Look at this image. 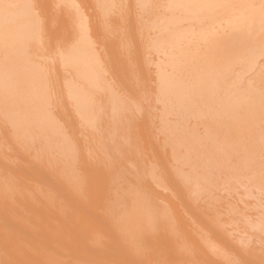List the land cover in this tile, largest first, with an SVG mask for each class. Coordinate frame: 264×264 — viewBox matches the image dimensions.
Listing matches in <instances>:
<instances>
[{
  "label": "bare ground",
  "instance_id": "bare-ground-1",
  "mask_svg": "<svg viewBox=\"0 0 264 264\" xmlns=\"http://www.w3.org/2000/svg\"><path fill=\"white\" fill-rule=\"evenodd\" d=\"M18 1H20V2H18ZM36 2H37V4H38V1L37 0H35ZM35 1H32V2H34L35 3V5H33L32 4V2L30 3V0H12V1H9V0H0V51L2 50L1 48H4V50H2V52H0V53H2V54H0V101H1V105H2V107H1V105H0V110L1 109H3L2 111H0V112H4L1 116H0V119H1V117L2 116H4L3 118H5L6 116H7V123L5 124V125H7V126H9V129H10V125H11V127H13V134H15L14 136H13V139L16 141V139H17V137H18V141H19V143H22L21 141H24V139H25V141H26V138L24 137V139L21 137V136H29V138H34V139H36V137H33L34 135H32V133H33V131L34 132H36V131H38L39 133H43V135H47L46 137H47V139H45V138H43L44 139V141L45 140H47V141H49L48 143H49V145H51V146H49L48 145V143L45 145L44 144V142H42V144H44V145H42V144H40V145H42L43 146V148L45 147V146H47V147H45L44 149L46 150L47 149V153H51V151H54L53 152V155H58L57 157H61L60 159L62 160H60L61 162L60 163H63V165L65 164H68V163H70L71 165H73V166H76L75 164H72L71 162H69L68 160H69V158H71L72 159V157H74V154L76 153H73L72 151H74V150H72L73 148L72 147H74L75 145L73 144L74 143V141L76 140V139H78V138H74L73 137V134L71 133V131L72 130H67V133H66V135L64 134L66 131V129L68 128V127H66V125H63V124H60L61 122H60V118H57L56 116H58V117H61L60 116V114L58 113V115L57 114H55V113H53V112H55V110L56 109H54V108H56L55 107V105L54 106H52V104L54 103L53 101H52V103H51V100H52V98L54 97V96H56L57 97V92H55L54 90H50V89H53V88H55V86L54 87H51L50 88V86H51V82H49V79L47 78V76L49 77V76H52L53 78H54V75L56 74V73H54V70L53 69H51L52 71H53V74L51 73L50 75H47V73L45 72V71H47L48 72V70L46 69L45 70V68H44V66H38V64H34V62H33V53H32V51L30 50L31 48V46L32 47H34V44H36V42L38 43V41L40 42V38H42L43 36H42V30L45 28V26H43L44 24H46V23H43V22H45V21H42L43 19H44V17L43 16H45V18H47L48 17V15L47 14H49V13H46L47 11H49L51 8H48L49 10H45V6H46V2L48 1H44L45 3H44V7L45 8H43V5H41L42 7H38L37 9H39V10H41V11H39V10H37L36 12H41V14H43V16H42V20L41 21H39V17H37L36 18V14L37 13H35V10H33L32 8H34V6H37L36 5V2ZM43 1V0H42ZM51 1V0H50ZM49 1V2H50ZM73 1H75V0H73ZM73 1H72V3H73ZM82 1V0H81ZM86 1V0H85ZM105 1V0H104ZM103 1V2H104ZM110 1V0H109ZM117 1V0H116ZM123 1V0H122ZM122 1H119V2H121V4H122ZM125 1V0H124ZM131 0H129V2H130ZM137 1H139L140 2V5H142L143 3H145L144 2V0H137ZM146 1V0H145ZM158 1V0H157ZM164 1V0H163ZM195 1H197V2H195ZM201 1H204V0H169V2L167 3V1L165 2V3H167V4H171V6L173 7L172 9L170 8V10H168L169 12L170 11H173V9L175 8L178 12H179V14H182L183 12V14H184V16L182 15H178L177 14V11L175 12V10L173 11V12H175L176 13V17L177 16H181L182 17V19H184L185 21L187 20L186 18L188 17L189 19H190V17H191V19H192V15L193 14H195V17L197 16V18L200 16V15H203L204 13H202V12H204L206 9H203V8H205L204 6L206 5H208V1L210 2L211 0H206V2L205 3H207V4H201L202 5V11H199L197 8H199V9H201V5H200V3H201ZM216 2H217V4L220 2V3H222L223 1H219V0H215ZM228 0H225V2H224V4H226V2H227ZM234 2L232 5H234L235 3V5H237V3H238V8L239 7H242L243 6V8H237V6H233L232 8H229L228 6L231 4V2ZM231 2H229V5H228V3L226 4V5H228L227 7L229 8L228 10H226L225 12H226V15L227 16H223L224 17V20L228 17L229 18V16H228V14H230V13H228V11L230 10V9H233V11L235 10L236 12H239V11H241L242 9H244V5H245V9L244 10H246V4H245V2L243 3L242 1H244V0H240L241 2H242V6H240L241 4L239 3L240 1L238 0H236V1H234V0H232ZM248 0H246V2H247ZM252 1V0H251ZM254 1V0H253ZM259 1H261V2H263V4H264V0H259ZM259 1H256V2H259ZM41 1H39V3H40ZM55 3L57 2V1H54ZM53 2V0H52V2L51 3H54ZM68 1H66L65 3H67ZM78 3V0H76L75 1V3ZM84 2V1H83ZM86 2H90V0L89 1H86ZM85 2V3H86ZM99 2V1H98ZM110 2H112V0L110 1ZM134 2V1H133ZM132 2V3H133ZM151 2H153V0H151ZM150 2V3H151ZM156 2V1H155ZM160 2H161V0H160ZM190 2V3H189ZM193 2H194V4H193ZM199 2V4H197ZM255 2V1H254ZM255 2V3H256ZM48 3V2H47ZM50 3V4H51ZM62 3V2H61ZM71 3V2H70ZM76 3V4H77ZM91 3V2H90ZM113 3H115V2H113ZM123 3H126V1L125 2H123ZM131 3V2H130ZM146 3H147V1H146ZM158 3V2H157ZM156 3V6H158V4H161V3H158L157 4ZM165 3H163V4H165ZM189 3V4H188ZM192 3V8L190 7H187L188 5L190 6V4ZM210 3H215L213 0L210 2ZM209 3V4H210ZM249 3V4H248ZM248 3H247V8L249 9L250 7H248V5H252L253 7H251V10H249V11H247L248 13H251V15H253V16H255L256 17V12L255 11H253L254 13H256V14H254L253 12H252V8L254 9V10H256L257 11V9H259V7H260V4L259 5H257L258 7H257V9H255L254 8V6L256 5H254L253 3H251V2H249L248 1ZM31 4V5H30ZM69 4V3H68ZM67 4V5H68ZM75 4V5H76ZM82 4H84V3H82ZM104 4H107V0H106V2H104L103 3V5ZM116 4H118V1L116 2ZM115 4V5H116ZM153 4H155V3H153ZM195 4H197V5H199V6H197V5H195ZM240 4V5H239ZM244 4V5H243ZM33 5V7H30V6H32ZM39 5V6H40ZM55 5V4H54ZM59 5H61V4H59ZM63 5V4H62ZM72 5V4H71ZM81 4L79 3V7L81 8V6H80ZM89 5V4H88ZM90 5H92V4H90ZM97 5V4H96ZM102 5V7H105V5L103 6ZM115 5H113V7L115 6ZM124 6L126 5V4H123ZM122 5V6H123ZM139 5V4H138ZM140 5H139V7H140ZM204 5V6H203ZM216 4H214V6H215ZM221 5V7H219L218 5V8H216L217 10L218 9H220V8H222L223 10L224 9H227V8H225V6H223L222 7V4H220ZM232 5H230V6H232ZM47 6H48V4H47ZM50 6V5H49ZM77 6H78V4H77ZM76 6V7H77ZM84 6H87V4L86 5H84ZM99 6V5H98ZM118 6V5H117ZM123 6V8L124 9H127L128 7H124ZM127 6H131V5H127ZM135 6V5H134ZM148 6H150V5H148ZM147 6V7H148ZM162 6V5H161ZM165 6V5H164ZM170 6V5H169ZM210 6H212V4H210ZM209 6V7H210ZM50 7H53V6H50ZM65 7V6H64ZM88 7V6H87ZM100 7V6H99ZM138 7V8H139ZM154 7V6H153ZM213 7V6H212ZM212 7H210L211 9H208L207 7V14H210V10L212 11H214L215 12V10L212 8ZM256 7V6H255ZM261 7H263L264 8V6H261ZM44 10H43V9ZM53 8H55V7H53ZM52 8V12H54V14H56L55 13V11L54 10H56V9H53ZM58 8H61L60 6L58 7ZM62 8H63V6H62ZM67 8H69V7H67ZM71 8V7H70ZM98 8V7H97ZM107 8H108V6H107ZM130 8H132V7H130ZM162 8H165V7H163L162 6ZM162 8L159 6V9L160 10H162ZM166 8H169L168 6L166 7ZM190 10H189V9ZM194 8H196V10L195 11H197V12H194L193 10H194ZM236 8V9H235ZM34 9H36V7L34 8ZM65 9V8H64ZM82 9V8H81ZM84 9V8H83ZM89 9H91V8H89ZM99 9V8H98ZM117 9L118 10H120V8H116V11H117ZM144 9V8H143ZM148 9H152L151 7H148ZM148 9H146V10H148ZM154 9V13H155V8H153ZM158 9V8H157ZM157 9H156V11H157ZM247 9V10H248ZM43 10V11H42ZM69 9H67V11H68ZM74 10V9H73ZM73 10H70V11H72L73 12ZM76 10H78V9H76ZM88 10V9H87ZM104 10H105V8H104ZM103 10V14L105 15V11ZM112 10H113V8H112ZM114 10H115V8H114ZM123 10V9H122ZM131 10V9H130ZM129 10V11H130ZM133 10V9H132ZM142 10V9H141ZM145 10V9H144ZM144 10H143V14L142 15H144ZM148 10V11H146V12H153V10ZM204 10V11H203ZM209 10V11H208ZM217 10H216V12H217ZM237 10H239V11H237ZM260 10V12H261V10H262V8H260L259 9ZM258 10V11H259ZM264 10V9H263ZM45 11V12H44ZM61 11V10H60ZM69 11V12H70ZM85 11V10H84ZM89 11V10H88ZM102 11V10H101ZM126 11V10H125ZM135 11H136V9H135ZM139 11V10H138ZM166 11V10H165ZM164 11V12H165ZM166 12L165 14H167V13H169V12ZM189 11H192L191 13L192 14H190V12ZM201 12V14L199 13V12ZM219 11V10H218ZM43 12V13H42ZM50 12V14L49 15H51V10L49 11ZM69 12L67 13V14H69ZM78 12V11H77ZM82 12V11H81ZM110 12H113V11H110ZM126 12H128V11H126ZM125 12V13H126ZM137 12V11H136ZM163 12V11H162ZM180 12H182V13H180ZM186 12H188V14H186V16H185V13ZM221 12V11H220ZM231 12V14L230 15H232V11H230ZM263 13H264V11H262ZM262 12H261V14H262ZM62 13H63V15L65 14V12L62 10ZM102 13V12H101ZM117 13V12H116ZM124 13V12H123ZM129 13V12H128ZM132 13V12H131ZM140 13H141V11H140ZM154 13L152 14L153 16H154ZM175 13H174V15H175ZM211 13H213V12H211ZM243 13V12H242ZM40 14V13H39ZM40 14V15H41ZM46 14V15H45ZM59 14V13H58ZM67 14L65 15L66 17H67ZM79 14V13H78ZM89 14V13H88ZM90 14H91V12H90ZM110 14V13H109ZM113 14V13H112ZM115 14V13H114ZM139 14V13H138ZM149 14V13H148ZM150 14V15H151ZM156 14V13H155ZM164 14V15H165ZM169 14H171V12L169 13ZM215 14V13H214ZM214 14H213V16H214ZM220 14V13H219ZM233 14H235V13H233ZM237 14V13H236ZM258 14L260 15V13L258 12ZM257 14V15H258ZM38 15V14H37ZM70 15V14H69ZM74 15V14H73ZM72 15V16H73ZM81 15V14H80ZM87 15V14H86ZM92 15V14H91ZM103 15V16H104ZM108 15V14H107ZM116 15V14H115ZM119 15V14H118ZM117 15V16H118ZM124 15V14H123ZM128 15V14H127ZM149 15V16H150ZM162 15H163V13H162ZM173 15V14H172ZM205 15V14H204ZM241 15V12H239V16ZM243 15H245V16H247L246 15V13H245V11H244V14ZM250 14H248V18H250L251 19V15L249 16ZM258 15V16H259ZM263 16H264V14H262ZM39 16V15H38ZM56 16L57 15H53L52 14V18H54L55 17V20L54 21H56L57 19H56ZM58 16H60V15H58ZM57 16V17H58ZM75 16V15H74ZM89 16V15H88ZM87 16V17H88ZM93 16V15H92ZM92 16H90V17H92ZM109 16V15H108ZM111 16V15H110ZM113 17H114V15H112ZM116 16V17H117ZM129 16L131 17V16H134V15H132V14H129ZM128 16V17H129ZM147 16V15H146ZM167 16H169V15H167ZM166 16V17H167ZM210 16V15H209ZM233 17H234V19L233 18H231V16H230V18L229 19H226V22L228 23V21L227 20H231V19H233L234 21L233 22H235V18L237 19L236 20V22L235 23H237L238 22V20L240 19V21L239 22H244V19H245V21L246 22H249L248 20L249 19H247V17H244V19L242 20L241 18L243 17L242 15V17L240 18V17H238V16H234V15H232ZM253 16H252V22L253 21H256V19L257 20H259L258 18H260L261 16H259L258 18L256 17H254L255 19H253ZM262 16V17H263ZM64 17V16H63ZM65 17V18H66ZM71 17V16H70ZM137 17H139L138 15H137ZM148 17V16H147ZM161 17V16H160ZM175 17V16H174ZM173 17V18H174ZM203 17V16H202ZM206 17V16H205ZM218 17V16H217ZM220 17V16H219ZM223 17H222V20H221V22H219V24H221L222 22L225 24L226 22H224L223 21ZM52 18H50V16H49V18H47V19H49V20H46V19H44V20H46V22H49V24H50V21L52 20ZM67 18H69V17H67ZM89 18V17H88ZM93 18V17H92ZM121 18V17H120ZM119 18V19H120ZM133 18V17H132ZM135 18V17H134ZM151 17H149V19H150ZM154 18V17H153ZM158 18H159V16H158ZM165 18V17H164ZM168 18V17H167ZM193 18H194V16H193ZM200 18V17H199ZM198 18V19H199ZM239 18V19H238ZM59 20H61V18H58ZM71 19H72V17H71ZM74 20L76 19H78V18H73ZM80 20H81V18H79ZM86 18L84 17V20H83V25H84V21H86L85 20ZM102 19V18H101ZM107 19V18H106ZM105 19V20H106ZM110 19L112 20V17H110ZM114 19V18H113ZM130 20H132L131 18H129ZM128 19V20H129ZM139 19H141V18H139ZM143 19H144V16H143ZM147 19V18H146ZM155 19V18H154ZM153 19V20H154ZM160 19H162L163 21H164V19H163V17L162 18H160ZM175 19V18H174ZM181 19V18H180ZM181 19V20H182ZM203 19V18H202ZM205 19V18H204ZM210 19V18H209ZM63 20V19H62ZM71 21V22H79V21ZM90 20V19H89ZM89 20H87L88 22H89ZM93 20V19H92ZM115 20H118V19H116L115 18ZM134 20V19H133ZM132 20V21H133ZM166 20V19H165ZM173 20V19H172ZM176 20V19H175ZM174 20V21H175ZM177 20H179V18L177 19ZM176 20V21H177ZM207 20V19H206ZM212 20V19H211ZM218 20V19H217ZM54 21H52L53 22V24H54ZM98 21H100V19L98 20ZM110 21V20H109ZM109 21L107 22V20L105 21V22H107L108 23V27H110L111 26V22H110V26H109ZM113 21V20H112ZM123 21V20H122ZM125 21H126V19H125ZM135 21V20H134ZM134 21L133 22H131V23H133V25L135 24L134 23ZM136 21H137V19H136ZM142 21V20H141ZM144 21V20H143ZM163 21H161V23L163 22ZM171 21V20H170ZM183 21V20H182ZM188 21V20H187ZM190 21V20H189ZM194 21V20H193ZM192 21V22H193ZM208 21V20H207ZM207 21L204 23V24H206L207 23ZM214 21V20H213ZM232 21V20H231ZM261 21L262 20H260L259 22L261 23ZM263 21H264V19H263ZM262 21V22H263ZM51 22V23H52ZM59 22V21H58ZM61 22V21H60ZM63 22V21H62ZM81 22V28L83 27L82 26V20L80 21ZM79 22V23H80ZM100 22H102V21H100ZM114 23H115V21H113ZM124 22V21H123ZM146 22V21H145ZM157 22V21H156ZM167 22V20L165 21V23ZM180 22V21H179ZM179 22H175L176 24L177 23H179ZM211 22V21H210ZM233 22H230V23H233ZM239 22H238V24H239ZM246 22H244L245 23V27H244V29H246V28H249L248 27V25L250 26V24H247ZM252 22H249V23H251V27H258V24H257V26H256V24H254L255 26H252ZM258 21H256L255 23H257ZM258 22V23H259ZM56 23V22H55ZM76 23H73V24H76ZM79 23L77 24V25H73V26H78L79 25ZM87 22H85V24H86ZM89 23H91V21L89 22ZM89 23H88V25H89ZM99 23V22H98ZM114 23H112V27H113V24ZM121 23V22H120ZM126 23V22H125ZM139 23V22H138ZM137 23V24H138ZM154 23V22H153ZM164 22L162 23V26H163V24H165ZM172 22H170V23H168V25H170ZM181 23V22H180ZM189 23V22H188ZM194 23H196V21L194 22ZM194 23L192 24V25H194ZM212 23V22H211ZM222 23V24H223ZM254 23V22H253ZM48 24V23H47ZM49 24H48V26L46 27V28H49ZM60 24V27H61V23H59ZM58 24V25H59ZM69 25H70V23H68ZM102 24H104V23H102ZM101 24V25H102ZM116 24H118V21H117V23ZM127 24V23H126ZM141 24V23H140ZM150 24V23H149ZM155 25H156V23H154ZM157 24H159V23H157ZM175 24V25H176ZM199 24H201V23H199ZM222 24L221 25H219V26H221V28H222ZM223 24V25H224ZM240 24H242V23H240ZM246 24H247V26H246ZM52 25V24H51ZM55 25V24H54ZM56 25H57V23H56ZM65 25H67V23L65 24ZM80 25H79V27L77 28L78 30H79V28H80ZM87 25V24H86ZM86 25H85V31H87V30H89V29H87V28H89L88 26L86 27ZM92 25V24H91ZM115 25V24H114ZM129 24H127V26H128ZM132 25V26H133ZM147 25H148V23H147ZM146 25V26H147ZM166 25V24H165ZM164 25V26H165ZM172 27H171V25H170V27L169 28H167V26H166V29L164 28H162L161 29V33L162 34H164V35H166V37H167V35H169L170 33H171V36H172V34L174 33V32H176V35L179 37L180 35H178V34H180L181 33V31H184V30H181L180 32H178V30L177 29H179V28H173V27H175V25L172 23ZM186 25V24H185ZM190 25V24H189ZM196 25V24H195ZM198 25V24H197ZM203 25V24H202ZM217 25H218V23H217ZM229 25V23L227 24V25H224V26H227V27H231V26H228ZM232 26H234L233 24H231ZM243 25V24H242ZM263 26H264V23L262 24ZM104 26V25H103ZM116 26V25H115ZM114 26V27H115ZM120 26V28H121V25H119ZM130 26H131V24H130ZM130 26H128L129 27V31H131L132 30V35H133V38H134V35L135 34H137L135 31H137V29L134 31V29H135V27L133 28V29H130ZM135 26H136V24H135ZM142 26V25H141ZM145 25H144V27H146ZM154 26V25H153ZM156 26H158V25H156ZM156 26H154V27H156ZM159 26H161V25H159ZM178 26V25H177ZM183 26V25H182ZM216 26V25H215ZM235 26H237V24H235ZM234 26V28L235 29H232V27L230 28V30H232L233 32L234 31H237L238 32V30L240 31V29H242V28H240L241 26L240 25H238V26H240L239 28H237V27H235ZM44 27V28H43ZM52 27V26H51ZM60 27H58V28H60ZM68 27V26H67ZM72 27V26H71ZM91 27V26H90ZM114 27H113V29H114ZM117 27V26H116ZM138 27V26H137ZM149 27V26H148ZM151 28H152V25L150 26ZM187 27V26H186ZM189 27V26H188ZM193 27H195V26H193ZM227 27H224V28H227ZM261 27V26H260ZM57 28V29H58ZM80 28V29H81ZM96 28V27H95ZM106 28H107V26H106ZM105 28V29H106ZM111 28V27H110ZM118 28V27H117ZM132 28V27H131ZM139 28H140V25H139ZM139 28H138V30H139ZM157 28V27H156ZM182 28V27H181ZM199 28H201V27H199ZM218 28H220V27H218ZM221 28H220V30H221ZM228 28V29H229ZM236 28L238 29V30H236ZM264 28V27H263ZM262 28V29H263ZM55 29V28H54ZM61 29V28H60ZM64 29V28H63ZM68 29V28H67ZM77 29H76V31H77ZM87 29V30H86ZM104 29V30H105ZM142 29V28H141ZM159 29H160V27H159ZM159 29L157 30L158 32H159ZM184 29H186L185 27H184ZM196 29V28H195ZM211 29V28H210ZM217 29V28H216ZM228 29L225 31H223V29H222V32H223V34L226 36V34H228L227 33V31H228ZM243 29V30H244ZM250 29H255V28H250ZM262 29H259V28H257V33L256 32H254L253 31V35H254V33H256L257 34V36H258V34L260 33V31L262 32ZM47 30L48 29H45V30H43V33H44V31H45V33L47 32ZM50 31H51V28L49 29ZM52 30H53V27H52ZM73 30V29H72ZM72 30H68V35H66V36H68L67 37V40L65 39L66 37H65V34H63L64 35V37H62V41H64L65 42V40L67 41V44H66V42H65V44L68 46H66V45H64V48H68L67 50L65 49V50H62L63 52L65 51V53H62V57H63V55L65 54V61H63L62 60V62H65V64H66V68H67V70L68 71H70V72H72V77H70L71 78V80H70V78L68 77L67 79H69L68 81L69 82H67V84L66 85H64V86H66V93H67V95H68V97H69V100L71 101V104H72V107H73V109L71 108V110H74L75 108H76V110L78 111V112H76V113H78L79 115H80V113H81V116H83L84 118H87L88 119V121L90 122L89 124H91L90 126H88V127H91L92 126V123H95L96 122V116H97V113H99V112H95L96 110H95V106H94V104L95 103H97L96 102V100H95V102H93L94 101V99H95V97L97 96L98 98L97 99H100L99 98V96H98V93H100L99 91L100 90H107L108 91V93H106V96H109V93H110V96L111 97H113V98H115L116 100H117V96H118V94H120V93H117V95L115 96V95H113L115 92H117V89H120L119 87L116 89V91H115V88L114 87H116V85L113 87L112 85H109V83L107 82V80H109V81H111L110 82V84H115V82L114 83H112V80H110L112 77V75H114V74H111L110 73V76H109V73L108 72H110L114 67V73L116 74V72H117V75L119 74V76H120V74L122 75V74H124V71H123V73H121L122 72V69L125 67V66H130L128 63H129V60H128V62L125 60V61H123L122 63H124L125 64V66H124V64H123V68L121 69V71L120 72H118L117 70L119 69V68H117L118 67V65H117V67L115 66L116 64H115V62H113L114 64H110V63H112L109 59H110V57H111V59H112V56H109L110 54H109V52H108V58L109 59H106L107 57V53L106 54H104V55H106V56H104L105 58H103V59H106L107 60V62H109L108 64H110V66L112 65H114V67H112V69H111V67L109 68V70L110 71H107V69L108 68H105L104 66V62L101 60L102 59V56L103 55H101L102 53V51H103V47L104 46H107V45H109V44H107L106 45V42H101L102 44H105V45H103V47L101 46L100 48H99V45H98V43L100 44V42L98 41V39L95 41L94 39H96V38H94V39H92L91 37H89L90 35H89V33H90V31L88 32H86V33H84L85 31L83 30V31H81L80 33L84 36H82L83 37V39L81 38V34L79 35L77 32H73V33H77L78 35V38H77V36H74V38L76 37V39L78 40V42L75 40V42L76 43H74V40H72V39H70L74 34H72V36H70V38H69V35H70V33H72V32H70V31H72ZM92 30V29H91ZM109 29L107 28V31H108ZM111 30V29H110ZM122 30V29H121ZM128 30V29H127ZM177 30V31H176ZM190 29H188L187 31H189ZM209 30V29H208ZM215 30V29H214ZM218 30V29H217ZM229 30V31H230ZM242 30V31H243ZM59 31V30H58ZM57 31V32H58ZM64 31V30H63ZM106 31V32H107ZM133 31L135 32V34L133 33ZM142 31V30H141ZM145 31V30H144ZM148 31H149V29H148ZM147 30L145 31V33L146 32H148ZM191 31V30H190ZM193 31V30H192ZM191 31V32H192ZM196 31H198V29L196 30ZM196 31H193V33H195ZM202 31H204L203 29H202ZM202 31H200V29H199V31L198 32H202ZM205 31H207V30H205ZM231 31V32H232ZM245 31V30H244ZM248 31V30H247ZM246 31V32H247ZM52 32V31H51ZM60 33H61V31H59ZM58 32V33H59ZM65 32V31H64ZM105 32V31H104ZM103 32V33H104ZM112 32V31H111ZM115 32V31H114ZM117 32V31H116ZM123 32V31H122ZM125 33H128V32H126V30L124 31ZM139 32V31H138ZM152 32V31H151ZM155 31H153L152 33H154ZM178 32V33H177ZM190 32V33H191ZM218 32V31H217ZM216 32V33H217ZM226 32V33H225ZM237 32H235L236 33V35L233 33V35L235 36H230V32H229V37H221V36H224V35H222L220 32H218L217 34H221L220 36H218L217 34V36H215V37H210L209 35V33H211L210 31H208V33L207 32H202V33H199V35H197L196 33H195V35H197V38L195 37V35H189V33L188 34H186L187 32H185V34H183L182 35V33H181V35L184 37V39H182L184 42H182L181 43V38H183V37H179L180 38V42H178L179 41V38L175 35V34H173V36L175 37L176 36V38H178L177 40L175 39V38H171V36H168L167 38H168V40H165V39H163V40H157V42L155 41V44H154V47H156V48H160L161 46H162V48H163V46H166V47H164V49H162V51L164 50L165 52H167V53H165V54H167V56L165 57V58H167L169 55H171V57H172V61H171V58H169V60H170V62H171V64L169 65L168 63H170V62H168V58H167V64H168V66H169V69H167V71L165 72V73H162L163 75H159V74H157V75H159V77H160V79H158L159 81H158V83L157 84H159L161 87H159V88H157V89H159V91H160V93L158 94L159 96H160V99H161V103L160 102H158L157 100H156V104H161L162 105V109H164V107H165V109H166V107L168 108L167 109V111L164 109V112L166 113V112H168V110H172L173 111V109H174V111H175V109L176 110H178L177 111V113L179 114V116H180V113L182 114V112H185V111H187V113H185V115H184V113H183V115L184 116H186V115H188L189 113V111H191L192 113H193V115H192V113L190 114V115H188V116H186V117H182V115H181V117L179 118L178 116H175V117H178V118H176L177 120V122H178V124H177V122H176V125H174V127H172V129H174V128H176L175 126H178L177 127V129H181V127H180V125L179 124H183L186 128H187V126H186V124H187V122L189 123V121L188 120H191V118L194 120V123L196 124L197 123V125H200V124H202V126H203V124H204V128L205 127H207L208 129H206L207 131L206 132H204V133H201L200 132V130H199V128H198V130H195V128L196 127H194V123L193 124H191V126L193 125V127H194V129L192 130L191 129V127H189L188 129L189 130H191L190 132L188 131V133H186V134H181L182 132H184V131H186L187 129L184 127V126H182V128L184 127V129H181L180 130V132H179V130H174V132L175 131H177L178 133H174L175 134V139L174 140H176L177 138L176 137H178V135L177 134H179V136L181 135V137H183V138H181V137H179V139H181L179 142H181V144H182V142H183V146L185 145V147L183 148V150H185V148H186V145H187V143H188V145L191 147V145L193 146V145H195V146H193V148L191 149L190 147H188L187 146V148H186V150L187 149H191L190 151H194L193 149H195V150H198V151H200V153H197V151L196 152H194V154L195 155H190V154H192V152L190 153L189 152V150L187 151L188 153H189V155H188V153L186 152H184L185 154H184V157L186 158H183V159H185L186 161L187 160H189V162L191 161L192 163H197V164H199V168H197L194 164L191 166V167H193V169L190 171L188 168H190V165H191V162L189 163V162H187V166H188V168H187V166H185L184 164H185V162H184V164H182L181 165V161H180V156L182 157L183 156V153H181V154H179L178 153V151H180V149L182 148L181 147V145H180V149H179V146L177 147L176 145V147H177V149L174 147V149H175V152L173 151V148L171 149V147H173L174 145H173V143L174 144H177V142L175 143L174 142V140L173 141H171V142H173V143H171V147H170V149L172 150L171 152H173V153H169V154H171V157L169 156V155H165L166 153H163V155L159 152H156L155 150V146H154V148L151 150V152H149V154H148V150H149V148L151 147V146H153V144L154 145H157V143L158 142H156V140H158L159 141V139H153V141L155 140V143H153V144H151L150 145V141H151V139L153 138H151V134L152 133H150L151 131H149V129H150V127L148 128V130H145V128H146V126H144V125H147L148 124V121L150 120H148L147 121V118L148 117H150V116H148L147 118H145L146 119V121H144L145 119L143 118L142 120L144 121V122H147V124L146 123H144L143 124V122H140L141 124H143V125H141L140 123V125H139V127L141 126V130L143 129L142 127H144V129H143V131H142V133H146V132H144V131H148L149 132V134L150 135H148L147 133L145 134V135H148V136H145L144 135V137H141V138H138V139H132L133 137H132V135H130L131 134V132H129V131H131L132 130V133L135 131V127L133 128V125H137L136 123H134V122H136V121H134V122H131L133 119H132V117H136V116H134V113H135V109H136V107L134 106L133 108H135V109H133L134 111H132V109L130 108V105H131V102L129 103V102H126L125 101V99H123V97H122V101L124 100L125 101V103H129V104H127L128 106H129V108H128V106H127V108L125 109L124 107H122V105H124V103L121 101V100H119V98H118V100L120 101H116L117 102V106H121L123 109H125V110H128L127 111V113H126V111H125V113L126 114H129L130 115V117L132 116L131 115V112L133 113V116L131 117V119H128V122H127V124L129 125H126V122H125V116L124 117H122V112L118 109V107H116V105H115V102H111V99L113 100V98H110L109 100H110V102L113 104V106H111L112 108V111L111 110H109V107L107 106V112H109V111H111V112H114V111H117L118 112V110H119V112H120V115H121V117L119 116V114H116L115 115V113L116 112H114V115L115 116H117L118 115V119L120 118V119H122L121 120V122H119V120L117 121L116 120V122H114L113 120H114V118L112 117V115H111V117L113 118V120H111V119H109V120H111L113 123H116V125H114L115 126V128H116V130H117V128H118V132H117V134L115 133L116 131H115V129L113 128L114 126L112 125V123H111V121H107L108 120V117L110 116V115H107L106 113V115L108 116L107 117V120H105L106 118H102L103 117V115L100 117L101 119H103V120H105V122H102L101 124H99V121H98V125H100V127H101V129L98 127V126H96L95 124V126L96 127H98L100 130H101V132L103 133H105L106 131H108L109 129V131L110 132H106V133H112L111 131L113 130L114 131V133H115V135L114 136H116V137H114V142L113 143H120V141L118 142L117 141V138H118V140H120L121 139V137L123 138V136H122V133L121 132H123V135L125 136L126 135V137L125 138H127V134H129L130 135V138L129 139H131V141L132 140H134L133 142H130V140L129 139H127V140H129V142H130V146L128 145H126V143L128 144V142H127V140L125 141L126 143L124 144V145H122V144H118V145H122L120 148L122 149L125 145L128 147H126L125 146V150L126 151H124V150H121L119 147H118V149H120V150H114L115 152H117V153H115V152H112L111 150H109V148L110 147H112L113 148V145H115V144H109V143H112V141H113V136H112V140H111V142H110V140H109V138L110 137H108V134H106L107 136H105L104 134V136L103 137H108L107 139H105L104 138V141H107V140H109V141H107L106 143L108 144V145H106L105 143V145L107 146H105V145H103V143H102V145H103V147H106V149L105 148H102L101 150H100V152L99 153H101V151H102V153L103 152H106V154L103 156V157H99L101 160H100V162H99V164L100 165H102V167L98 164V167L96 166V163H98V162H96L94 165L95 166H92L91 164V168H96L95 169V174H94V170H92L93 172L92 173H90V175L91 174H94V175H91V176H89V174H88V178L86 179V177H84L85 178V180H83V178H81L80 180L82 181H80L79 182V184H77V187H78V189H76V188H74V186L73 185H71V186H73V188L75 189V190H79V191H75L76 193H74L75 194V196H73L74 198L76 197V195H77V197H76V200H74L76 203V205L74 206L73 205V203H71L74 207H75V210H69L68 208H67V210H66V208H65V204L63 205V204H60V203H58V202H61V203H63L62 201H60V200H62V199H60V197L62 198L63 196H58V198L60 199L57 203H58V205L56 204V206H59V207H62V208H65V211L63 210V212L64 213H62V215H61V217H59V219H60V223H62V221H64L66 218H67V224H68V221H69V225H66V226H64L63 225V223L62 224H60L59 223V221H58V225L59 226H57L56 224H57V221H56V219H58V215H57V213H56V215L57 216H55L54 214H52L54 217H57L56 219L54 218L53 219V216H51L50 214H49V217H48V219H46L45 220V218L47 217V214L46 213H44V215H43V213H42V215H40L41 213H39L38 215L40 216H34V214H33V216H34V218H33V216H31L30 214H29V216H31V222L33 223L34 222V224H36L37 226H34L33 224H31V222H28L30 225H27V223L25 224V226L27 225L28 226V228H29V226H34V227H30V228H32V230L33 231H28V232H30V234L28 233V232H26L27 233V235H29L30 237L32 236V239H33V237L34 236H37V238L36 239H38V235L39 236H41L42 238L41 239H43L44 238V236H51V235H53L54 237H55V233L56 232H54V230L52 229V228H50V227H54L53 225L55 224L57 227H60V228H58V229H60V233L62 232V228H61V226L60 225H63L65 228L63 229V234L61 235L59 232H57L56 233V235L58 234V238L57 237H55L56 238V240H57V243L59 242L58 240H62V239H64V240H62V241H66V243H62L61 241L59 242V243H61L62 245H67V244H69V243H67V240L68 239H66V237L67 238H69V237H71L72 238V234H70L71 232H70V226L73 228H75V227H77L78 228V232L76 233L75 231H73V233L75 232L76 234H73L76 238L77 237H80V236H82V234H83V236L85 235H87V237H89V236H92L91 238H90V240H92V242L93 243H91V241H89V243L91 244H88V247H90L89 249H91L92 248V250H91V252L93 251V252H96L97 253V255L99 254L100 256H98V257H101L100 259H96V257H97V255L95 254H93V257L94 256H96V257H94L95 259H93V264H106V262H108L107 264H118V263H120V264H264V238H262V235L264 234V214L263 213H260L261 215H263L262 217H261V215L259 216V218H257V220L256 219H254L255 218V216H254V218L253 219H250L251 217H252V215H251V217L250 216H248V218H247V216H244V218H243V216H242V221L241 220H236L235 218L237 217H235V218H232V216H234L235 215V211L233 212L234 213V215H232V213H229V215H228V213H227V210L229 211V212H232V210L230 211L229 209H236L237 208V206H235V208H233L234 206V203H232V205L229 207H227V205L225 204L226 202H221V201H226L227 200V204H229V202H231V201H233V199L236 201V200H239V198H237V195L239 194V192H241V191H243V190H241V189H245V187H246V189H245V193H247V195L248 194H252V193H254L253 192V189L254 188H256V187H258V186H256V187H253L252 189H250L249 191H251L250 193L248 192V188L250 187L249 185V187L247 188V184H249V182L251 183V184H253V183H256V185H262V186H264V156H261L263 153H264V149H262V148H264V138H261L263 141H260L261 143H262V145H260L259 147L261 148V149H259V148H256V147H258L257 146V140L255 139V140H253L254 139V135H255V133L253 134V136H251L250 135V133L249 132H247L246 134H248L249 133V135L253 138L252 140H253V142L254 143H256V144H251V142H252V140H250L248 137V143L250 142V145H248V144H244V143H241V140L243 139L244 140V138H242L241 140L239 139V138H237V137H235L234 135V131H235V129L236 128H238V129H241V127H240V124H241V126L245 123L246 125H245V131H246V129H248L249 130V123L251 122V121H253V123H251V126H253V124H254V122H256L257 120H253V117H251L252 115H253V113H254V115H255V113H256V111L254 110L255 109V107H260V105L259 104H263L264 105V103H263V101L262 100H264V96L263 97H261V98H263L262 100L261 99H256L258 102H256L255 101V98H257L258 97V95H260L259 93H263V92H260V89H263V91H264V88H260V87H257V86H259V84H257V81H256V85L255 84H253L254 82H250V84L249 83H246L245 81H246V78H249V76H251V80L255 77H253L252 78V75L254 74L253 72V74L251 73V72H249L250 73V75H248V73H247V75L246 76H248V77H245V76H242L243 78L245 77V79H244V81L243 80H241V81H243V82H245L247 85V88H246V86H245V89H244V87H240V89L239 88H237V87H235L234 85L236 84H230V83H228V82H230V81H228L227 82V84L225 83V81H224V79H225V77H223V75L224 74H222V72H225V71H222L223 69H224V67L225 66H227L228 68L230 67V66H228L229 65V63H233L234 62V60L236 61V62H234L233 64H236L237 66H236V68H239V66H238V62L240 61V58L242 59L243 57L241 56L242 55V52H238V50H237V52H234V53H236V55H237V53H238V55H240V56H238L239 58H234L233 57V52L231 53V50L234 48H237V47H230V46H232V43H234V41H236L235 39H237L240 35H241V32H240V35L237 33ZM245 32V33H246ZM248 32H250V31H248ZM259 32V33H258ZM53 33V32H52ZM84 33V34H83ZM87 33H88V36H86L85 37V34L87 35ZM109 33H110V31H109ZM109 33H105V34H109ZM120 33V32H119ZM124 33V34H125ZM130 33V32H129ZM140 33H142V32H139V35H141ZM160 33V34H161ZM167 33H169V34H167ZM192 33V34H193ZM207 33V34H206ZM243 33V35H244V32H242ZM251 33V32H250ZM250 33H246L245 35H248L249 36V38H246L245 37V40L246 39H248V42H247V45H244V43L246 42H242L241 40H243L244 41V38H240V40L239 41H241L242 42V44L244 45V46H246V47H243V49L244 50H246V49H248L249 50V52L251 51V49L250 48H247L248 47V45H249V42L250 41H252L250 38ZM48 34H50V32L49 33H47V35ZM95 34H96V32H95ZM111 34H113V33H111ZM147 34V33H146ZM157 34V33H156ZM255 34V35H256ZM262 34V33H261ZM45 35V37H47L46 36V34H44ZM52 35H55L54 33L52 34ZM57 35V34H56ZM55 35V36H56ZM93 35H94V33H93ZM97 35V34H96ZM100 35H102V34H100ZM104 35V34H103ZM110 35V34H109ZM116 35V34H115ZM114 35V36H115ZM118 35V34H117ZM184 35H186V36H190L192 39H189V37L187 38L186 37V39H185V36ZM231 35H232V33H231ZM239 35V36H238ZM243 35H241L242 37H244ZM252 35V34H251ZM252 35V36H253ZM264 35V34H263ZM98 36H99V34H98ZM124 36V35H123ZM130 36V34L128 35V39L130 38L131 39V36ZM142 36V35H141ZM150 36V35H149ZM172 36V37H173ZM209 36V37H208ZM213 36V35H212ZM238 36V37H237ZM240 36V37H241ZM50 37H51V35H50ZM59 37V36H58ZM79 37H80V39L81 40H79ZM93 37V36H92ZM101 37V36H100ZM116 37V36H115ZM119 37V36H118ZM135 37H138V36H136L135 35ZM143 37V36H142ZM147 37V36H146ZM152 37V35L150 36V38ZM155 37V36H154ZM161 37V36H160ZM264 37V36H263ZM59 38H61V37H59ZM73 38V39H74ZM86 38H88V39H86ZM103 38V37H102ZM105 38V37H104ZM110 38V37H109ZM132 38V39H133ZM162 38V37H161ZM160 38V39H161ZM170 38L172 39V40H174L173 42L174 43H172V41L170 40ZM234 38V39H233ZM257 38V37H256ZM54 39V38H53ZM65 39V40H64ZM100 39V38H99ZM107 39V38H106ZM116 39V38H115ZM119 39H120V37H119ZM126 39V38H125ZM144 39H146L145 37H144ZM149 39V38H148ZM151 39H153V38H151ZM159 39V38H158ZM189 39V40H188ZM239 39V38H238ZM250 39V40H249ZM43 40V39H42ZM61 40H60V42H61ZM69 40H72V42L73 43H71V41H70V43H71V45L69 46ZM83 40V41H82ZM189 41L188 43L189 44H191V46L193 47V44L192 43H195L194 45H196V42H198V41H203V43L205 42V43H208V44H206V46L205 47H207V52H208V49L210 48V45H212L213 47H211V48H214L213 50L212 49H209V51H211L212 50V52L210 53V54H208V56L206 57V59H208L207 61H205L206 63H204L203 64V68H197L199 65L197 64L198 63V61H199V55L202 53H200V52H198V51H203V54L205 53L204 52V50L206 49H204V50H198V51H195L198 47H196V46H198V44L200 43H198L196 46H195V48L193 49L194 51L193 52H191L192 51V49L190 50L189 48L191 47L190 45H187L188 43L186 42V44H185V41ZM191 40V41H190ZM261 40V39H260ZM260 40H259V42H260ZM98 41V43H96ZM102 41V40H101ZM121 41H122V39H121ZM125 40H123V42H124ZM129 41V40H128ZM127 41V42H128ZM134 41H135V38H134ZM137 41H139V40H137ZM137 41H135L136 43H137ZM148 41V40H147ZM147 41H144L145 43H147L148 44V42ZM177 41V42H176ZM239 41H236V42H239ZM263 41H264V39H263ZM48 42V41H47ZM50 42V41H49ZM111 42V41H110ZM112 42H114V44H116V45H118L117 44V42H116V40L115 41H112ZM127 42H126V44H127ZM130 42H131V40H130ZM133 42V41H132ZM135 42H133L134 43V46H136L137 44H135ZM141 42V41H140ZM140 42H138V45L136 46L137 47V49H136V51H137V53L139 52L138 50V47L140 46ZM191 42V43H190ZM253 42V41H252ZM255 42V41H254ZM46 43V42H45ZM51 43H52V41L50 42V46H51ZM140 43V44H139ZM205 43H204V45H205ZM251 43V42H250ZM258 43V42H257ZM40 44V43H39ZM38 44V45H39ZM42 44H44V42L42 43ZM52 44H54V45H56L55 44V42H53ZM112 44V43H111ZM111 44H110V46H107L106 47V51H107V48L108 47H113V45L111 46ZM130 44V43H129ZM129 44H127L126 46H129ZM171 44H173L172 46H171ZM237 44V43H236ZM37 45V44H36ZM45 45V44H44ZM95 45H98V46H95ZM116 45L114 46V50H112V48H108V51H110L109 49H111V52H112V54H115L114 52H116L115 51V47H116ZM120 45V44H119ZM118 45V46H119ZM132 45V44H131ZM130 45V46H131ZM150 45V44H149ZM148 45V46H149ZM201 45H203L202 44V42H201ZM209 45V46H208ZM243 45H241V43H240V45H238L237 44V46H243ZM253 45H255L256 46V44L254 43H252V46ZM40 46V45H39ZM49 46V47H50ZM57 46V48H55V50L56 49H58V46L60 47L59 49H61V46H63L62 44H61V46L60 45H56ZM55 46V47H56ZM118 46H117V48H118ZM146 46V45H145ZM189 46V47H188ZM251 45H249V47H250ZM37 47V46H36ZM47 47V46H46ZM125 47V46H124ZM142 47V46H141ZM147 47V46H146ZM145 47V48H146ZM170 47H172L174 50L175 49H177L176 50V52L174 51V52H171V50H173L172 48H170ZM186 47H188V48H186ZM48 48V47H47ZM47 48H45V49H47ZM53 48H54V46H53ZM126 48H128V47H126ZM140 48V47H139ZM201 48V47H200ZM252 48V47H251ZM255 48V47H254ZM254 48L252 49V50H254ZM263 47L261 46V49H262ZM37 49V48H36ZM38 49H40V47L38 48ZM37 49V50H38ZM52 49V47L51 48H48V51L49 50H51ZM62 49H63V47H62ZM101 49H102V51H101ZM170 50V52H168L167 50ZM187 49V50H186ZM202 49H203V46H202ZM261 49L259 50V48H257V50L260 52L261 51ZM42 50H44V49H42ZM105 50H104V52H105ZM121 49H119V51H120ZM134 50V52L136 53V51H135V48L133 49ZM147 50V49H146ZM145 50V51H146ZM189 50V51H188ZM240 50V49H239ZM247 50V51H248ZM256 50V49H255ZM45 52H48L47 50H44ZM52 51V50H51ZM50 51V52H51ZM56 51H58V50H56ZM61 50H59L58 52H60ZM114 51V52H113ZM118 51V50H117ZM127 51H131V50H127ZM149 51V50H148ZM152 51V50H151ZM153 51H154V49H153ZM161 51V52H162ZM235 51H236V49H235ZM50 52H48V53H50ZM55 52V51H54ZM54 52L52 51L51 53H53V55H54ZM103 52V53H104ZM126 52V51H125ZM133 52V53H134ZM158 52V51H157ZM229 52V53H228ZM257 52V51H256ZM263 52V51H262ZM47 53V54H48ZM51 53H50V55L49 56H51ZM66 53H67V55H66ZM136 53V54H137ZM147 53V52H146ZM154 52H152V56L153 55H155V54H153ZM156 53V52H155ZM169 53H171V54H169ZM209 53V52H208ZM246 53V52H245ZM251 53V52H250ZM255 52H253L252 54H254ZM35 54V53H34ZM39 54H41V50H40V52H39ZM46 54V53H45ZM43 55V54H41V55H43L44 57L45 56H48V55ZM127 54V53H126ZM139 54H142L141 52L139 53ZM149 54H151V52L149 51ZM169 54V55H168ZM232 54V58H231V56L229 57V55H231ZM248 54V53H247ZM52 55V57H54ZM60 55V54H59ZM121 55H122V53H121ZM120 55V56H121ZM132 55V54H131ZM134 55V54H133ZM133 55H132V57H133ZM144 55V54H143ZM146 55H148V54H146ZM159 55H161V54H159ZM158 55V56H159ZM255 55H259V54H255ZM40 56V55H39ZM114 56H118L117 55V52H116V54L114 55ZM113 56V57H114ZM119 56V57H120ZM124 56V55H123ZM122 56V57H123ZM138 56V59H139V62L141 61V60H143V59H141L140 60V58H143V57H139V55H137ZM137 56H135V57H137ZM142 56V55H141ZM150 56V55H149ZM148 56V57H149ZM164 56V55H163ZM236 56V57H237ZM245 56V55H244ZM247 56H249V55H247ZM263 56H264V54H263ZM51 57V58H52ZM56 57H59V56H56ZM119 57H117V58H119ZM126 57V56H125ZM135 57H133V58H135ZM145 57V56H144ZM147 57V58H148ZM157 57V55H155V58L154 59H157L156 58ZM160 57V56H159ZM170 57V56H169ZM201 57H203V56H201ZM253 57H255V56H253ZM64 58H61V59H64ZM161 59H162V57H160ZM245 58V57H244ZM243 58V59H244ZM247 58V57H246ZM260 58H264V57H261L260 56ZM260 58H257L256 57V59H260ZM55 59V58H54ZM136 60H137V58H135ZM135 59H133L134 61H136ZM150 59V58H149ZM149 59L147 60V61H149ZM153 59V60H154ZM160 59V60H161ZM206 59H204V60H206ZM234 59V60H233ZM248 59V58H247ZM247 59H245L246 61H247V63H248V60ZM254 59V58H253ZM252 59V60H253ZM98 60H101L100 62L98 61ZM109 60V61H108ZM118 60L119 59H117V63H119L118 62ZM120 60H122V58L120 59ZM145 60V59H144ZM160 60H158V61H160ZM201 60V59H200ZM231 60H233L232 62H230ZM249 60H250V57H249ZM261 60H264V59H261ZM260 60V61H261ZM49 60H47V62H48ZM51 61V60H50ZM55 61H57V58H56V60ZM55 61L53 60V65H55L54 63H55ZM97 61H98V63H97ZM112 61H116V60H114V59H112ZM138 61V60H137ZM144 62V63H146L147 65H148V63L151 61H149V62ZM166 61H165V63H166ZM195 61H197V63L195 62ZM203 61V60H202ZM200 62V64L202 65V63L204 62ZM253 61H255V60H253ZM31 62H33V64L31 63ZM40 62H43V61H40ZM47 62H45V64L47 63ZM60 62V61H59ZM106 62V61H105ZM106 62V63H107ZM131 62V61H130ZM141 62H143V61H141ZM164 62V61H163ZM257 62V61H256ZM262 63L264 62V61H261ZM122 63H120V66H121V64ZM135 63V62H134ZM138 63V62H137ZM158 63V62H157ZM195 63L198 65H196L195 66ZM242 62H240V64H241ZM260 63V62H259ZM57 64V63H56ZM60 64V63H59ZM139 65L138 66H140V68L137 66L136 67V69L137 68H139V69H137L138 71L139 70H141V71H143V70H145L146 71V69H144L146 66H144V65H142L144 68H142L141 67V65H140V63H138ZM142 64V63H141ZM150 64V63H149ZM159 64H161L160 62H159ZM239 64V65H240ZM253 64V63H252ZM49 64H47L46 66L49 68L50 67V65L48 66ZM52 65V66H53ZM135 65V64H134ZM157 65V64H156ZM200 65V66H201ZM244 65V64H243ZM260 65V64H259ZM258 65V66H259ZM58 66V65H57ZM63 66H64V64H63ZM166 65H164V67H165ZM194 66V67H193ZM232 66H234V65H232ZM240 66H242V65H240ZM254 66L255 67H257L255 64H254ZM54 67V66H53ZM69 67V68H68ZM161 67H163V65L161 66ZM202 67V66H201ZM247 67V66H246ZM55 68V67H54ZM59 68V67H58ZM61 68V67H60ZM168 68V67H167ZM196 68V69H195ZM227 68V69H228ZM234 68V67H233ZM243 68V67H242ZM249 68H250V66H249ZM252 68V67H251ZM262 68H264V65L262 66ZM50 69V68H49ZM55 69H57V67L55 68ZM117 69V70H116ZM127 69H129L130 70V67L129 68H127ZM133 69V68H132ZM143 69V70H142ZM156 69V68H155ZM159 69V68H158ZM230 69H231V67H230ZM230 69L229 70H227V71H230ZM235 69V68H234ZM234 69L232 70V71H234ZM240 69H241V67H240ZM256 69H258V67L256 68ZM66 70V69H65ZM66 70V71H67ZM126 70V69H125ZM135 71V69L133 70V71H135V72H137V73H139L138 71ZM163 70V68L161 69V71H159V73L160 72H164V70ZM226 70V69H225ZM63 71H64V69H62V73H63ZM65 71V72H66ZM68 71H67V74L69 75L70 73H68ZM116 71V72H115ZM140 71V72H141ZM141 72V74H143V73H145L146 74V72ZM226 71V72H227ZM231 71V72H232ZM235 71H236V69H235ZM245 71V70H244ZM248 71V70H247ZM254 71V70H253ZM256 71V70H255ZM260 71H261V69L259 70V73H260ZM264 71V70H263ZM263 71H261V72H263ZM49 72H48V74H49ZM56 72V71H55ZM64 72V73H65ZM126 72H127V70H126ZM129 72V71H128ZM134 72V73H135ZM129 73H131V72H129ZM136 73V74H137ZM228 73V72H227ZM227 73H225V74H227ZM233 73V72H232ZM231 73V74H232ZM242 73V72H241ZM264 73V72H263ZM58 74H61V73H59L58 72ZM145 74L143 75L144 76V78L146 79V77H145ZM161 74V73H160ZM71 75V74H70ZM76 75V76H75ZM107 75L110 77V79H109V77H108V79H107ZM126 75V74H125ZM138 75V74H137ZM152 75V74H151ZM234 75V74H233ZM233 75H232V77H233ZM238 75V74H237ZM260 75H261V73H260ZM58 76V75H57ZM74 76L76 77V78H74ZM128 76V75H127ZM132 76H134V78H136L135 77V75H132ZM138 76H140L141 77V75H138ZM142 76V77H143ZM229 76V79L231 78L230 77V75H228L227 74V77ZM263 76V75H262ZM51 77V78H52ZM67 77V76H66ZM66 77H64V78H66ZM123 77V76H122ZM126 77V76H125ZM141 77V78H142ZM153 77L155 78V76L153 75ZM158 77V76H157ZM157 77L155 78V79H153L154 81L155 80H157ZM50 78V77H49ZM52 78V79H53ZM59 78H60V76H59ZM73 78V79H72ZM121 78V77H120ZM124 78V77H123ZM148 78V77H147ZM222 78H224V79H222ZM235 79H236V77H234ZM261 78V77H260ZM259 78V79H260ZM263 78V77H262ZM51 79V80H52ZM57 79H58V77L56 78V81H57ZM61 79V78H60ZM122 79V78H121ZM121 79H119L120 80V82H122L123 83V81H121ZM126 79H128V78H125V80ZM130 79V78H129ZM128 79V81H130ZM137 79V78H136ZM143 79V78H142ZM226 79H228V78H226ZM234 79V80H235ZM264 79V78H263ZM62 80V79H61ZM106 80V81H105ZM113 80H115V81H117L116 79H113ZM140 80V79H139ZM231 80V79H230ZM250 79H247V81H249ZM254 80V79H253ZM252 80V81H253ZM262 80V79H261ZM261 80H259V81H261ZM59 81V80H58ZM65 81H67V80H65ZM133 81H135V80H133ZM141 82L143 81L144 82V79L143 80H140ZM223 81H224V83H223ZM233 81V80H232ZM238 80H235L234 82H237ZM240 81V82H241ZM262 81H264V80H262ZM53 82H54V80H53ZM61 82V84H62V82H63V80L62 81H60ZM107 82V83H106ZM118 82V81H117ZM116 82V83H117ZM145 82H147V79H146V81ZM233 82V83H234ZM58 83V82H57ZM56 83V84H57ZM66 83V82H65ZM124 83H125V85H126V88H128L129 86V84H128V82H125L124 81ZM127 83V84H126ZM130 83V85H131V81L129 82ZM139 83V81L136 83V84H138ZM148 83V82H147ZM153 83V82H152ZM262 83V82H261ZM55 84V83H54ZM55 84V85H56ZM59 84V83H58ZM57 84V85H58ZM120 84V83H119ZM134 84V83H133ZM136 84H135V86H136ZM141 84H143V83H141ZM154 84H155V82H154ZM157 84H155V88H156V85ZM225 84H226V87H227V85L228 86H230V85H232L233 86V91H231L230 90V94H229V90H228V94L226 93V91H224V87H225ZM254 86H253V85ZM121 85V84H120ZM119 85V86H120ZM124 85V86H125ZM144 85H145V89H144ZM149 85V84H148ZM148 85L147 84H143V86H141L140 87V85H138V87L139 88H141V89H143L144 90V92H147L149 89L148 88H150V87H148ZM239 85V84H238ZM245 85V84H244ZM248 85H252V87H249ZM10 86H12L13 87V89H11L10 88ZM52 86H53V83H52ZM59 86V85H58ZM58 86H56L57 88H58ZM128 86V87H127ZM223 86V87H222ZM243 86V85H242ZM260 86H261V84H260ZM121 87V86H120ZM123 87V86H122ZM132 87V86H131ZM137 87V86H136ZM136 87H135V89H136ZM138 87H137V89L135 90V92L136 91H139V92H141L140 90L141 89H139L138 90ZM143 87V88H142ZM148 87V88H147ZM231 87V86H230ZM236 88V90H238L237 91V93H236V90H234L235 88ZM126 88H122L121 90H123L124 92L126 91ZM152 88H153V86H152ZM260 88V89H259ZM11 89V90H10ZM111 89L113 90L114 89V91L115 92H113V91H111ZM132 89H134L133 87H132ZM132 89L129 87V90H131V91H129V90H127V92L128 93H130L131 94V96H133L132 95V93L134 94V91H132ZM146 89H148L147 91H145ZM161 89V90H160ZM228 89H230V88H228ZM56 90H58V89H56ZM150 90H152V89H150ZM149 90V92H148V94H150L151 95V91ZM156 90V89H155ZM245 90V91H244ZM51 91H54V93L56 94H53V97H52V94H51ZM105 91H103V92H105ZM106 91V92H107ZM244 91V93L245 94H243L242 95V92ZM262 91V90H261ZM112 92H113V94H112ZM127 92H125L124 94L123 93H121L120 95H124L125 96V98L127 97V98H129V99H131L128 95H125ZM143 92V93H144ZM241 92V93H240ZM53 93V92H52ZM66 93H65V95H66ZM138 93V92H137ZM155 93V92H154ZM64 94V93H63ZM108 94V95H107ZM136 94V93H135ZM157 93H155V95H156ZM223 94L227 97V96H229V97H225L224 96V98L222 97L223 96ZM227 94V95H226ZM64 95V96H65ZM66 95V96H67ZM99 95H101V94H99ZM104 95V94H103ZM136 95H138V94H136ZM142 95V94H141ZM149 95V96H150ZM152 95H153V93H152ZM222 95V96H221ZM245 95V96H244ZM263 95V94H262ZM262 95H260V96H262ZM65 96V97H66ZM102 96V95H101ZM105 96V97H106ZM109 96V97H110ZM135 96V95H134ZM133 96V97H134ZM145 96H146V94H145ZM159 96H157L158 97V100H160L159 99ZM259 96V97H260ZM56 97H55V99H56ZM119 97V96H118ZM141 96H139V100H140V102L142 101L141 99L142 98H140ZM152 97V96H151ZM151 97H149V98H151ZM157 97H154L155 99L157 98ZM61 98H62V96H61ZM121 98V97H120ZM135 98V97H134ZM148 98V97H147ZM146 98V99H147ZM223 98V99H222ZM58 99V98H57ZM56 99V100H57ZM217 99H218V101H217ZM222 99V100H221ZM64 100H65V98H64ZM108 100V97H106V101ZM127 101H128V99H126ZM139 100H138V103L137 104H139L140 102H139ZM154 100V99H153ZM152 100V101H153ZM220 100H221V102H220ZM246 100H248V101H246ZM254 100V101H253ZM260 100H261V103H259L260 102ZM60 101V100H59ZM103 101V100H102ZM155 101V100H154ZM163 101V102H162ZM252 101V102H251ZM64 102V101H63ZM65 102H66V100H65ZM99 102H100V100H99ZM108 102V101H107ZM106 102V103H107ZM134 102V101H133ZM158 102V103H157ZM164 102H166V103H164ZM214 102V105H212V103ZM249 102V103H248ZM253 102H256V104L257 103H259V104H257L256 106L254 105V103ZM51 103V104H50ZM55 103H57V102H55ZM103 103V102H102ZM105 103V104H106ZM111 103H109V105L111 104ZM123 103V104H122ZM142 103H144V100H143V102ZM145 103H147V100H145ZM144 103V104H145ZM163 103V104H162ZM216 103H217V106H216ZM248 104V106H246V104ZM250 103L251 104H253V105H251L250 106ZM69 103H67L66 102V106H67V109L69 110V105H68ZM98 104V103H97ZM105 104H103V106L105 105ZM155 103H154V105H156ZM158 104V105H159ZM262 104H261V109L263 108V106H262ZM57 105V104H56ZM65 105V104H64ZM96 105V104H95ZM101 105V104H100ZM107 105V104H106ZM105 105V106H106ZM139 105H141V104H139ZM146 105V104H145ZM151 105H153V104H151V103H149V106H151ZM211 107H210V106ZM259 105V106H258ZM59 106H61V105H59ZM58 106V107H59ZM65 106V107H66ZM97 106H99V105H97ZM104 106V107H105ZM115 106V107H114ZM119 106V107H120ZM125 106V107H126ZM148 106V107H149ZM202 106H203V109H202ZM214 106V107H213ZM246 106V107H245ZM50 107H52L51 109H50ZM57 107V109H60V108H58ZM75 107V108H74ZM104 107H103V111L105 112V110H106V108L104 109ZM141 107V111L142 110H144V109H142V106H140ZM146 107H147V105H146ZM175 107V108H174ZM204 107H209L207 110H209V111H207L206 113H204L205 112V109H204ZM213 107V108H212ZM62 108V107H61ZM116 108H117V110H116ZM138 108V107H137ZM143 108H145V107H143ZM157 108H158V106H157ZM159 108H160V106H159ZM158 108V109H159ZM171 108V109H170ZM211 108V109H210ZM241 108H245V110H243V111H241V112H243V113H240V110H241ZM253 110H252V109ZM66 109V110H67ZM98 110H99V108H97ZM113 109H115V110H113ZM130 109V110H129ZM152 111L154 110L155 111V106H154V109H153V106H152ZM157 109V110H158ZM202 111H200V110ZM212 109H213V111H212ZM52 110H54V111H52ZM70 110V111H71ZM76 110H74V111H76ZM97 110V111H98ZM109 110V111H108ZM138 110H139V108H138ZM148 110V108L146 109V111ZM198 110H199V112H198ZM252 110V111H251ZM257 110V109H256ZM263 110V111H262ZM261 111H260V108L257 110L258 112L260 111L261 112V114H262V116H264L263 115V112H264V109H262ZM59 111V110H58ZM58 111H56V113L58 112ZM62 111H64V112H62ZM62 111H59L60 113L62 112V113H65V109L63 108V110ZM100 111V110H99ZM102 111V112H103ZM137 111V110H136ZM140 111V112H141ZM145 111V110H144ZM143 112L145 115V117L150 113L149 111H147V112H149V113H147V112ZM153 111V112H154ZM159 111V110H158ZM162 111V110H161ZM160 111V112H161ZM181 111V112H180ZM211 111H212V118L209 116L208 117V115H207V113L208 114H211ZM238 111V112H237ZM69 112V111H68ZM118 112V113H119ZM130 112V113H129ZM169 112H171V111H169ZM223 112V113H222ZM257 112V113H258ZM67 113V112H66ZM65 113V114H66ZM71 113L74 115V113L71 111ZM146 113H147V115H146ZM159 113V112H158ZM162 113L164 116L166 115H169V113ZM173 115H175V114H177L176 113V111H175V114H174V112H171ZM196 113H197V116H194V115H196ZM198 113H201V114H198ZM224 113H227V114H224ZM257 113H256V115L254 116V118L256 119L257 118V116H258V118L260 117L259 115H257ZM6 114V115H5ZM55 114V115H54ZM72 114H70V112H69V117H71V116H73ZM138 114V113H137ZM151 114V113H150ZM153 114V113H152ZM157 114V111H156V113H155V115ZM161 114V115H162ZM207 115V116H205V115ZM228 114H230V115H228ZM235 114V115H234ZM236 114H238V115H236ZM239 114H241V115H243V116H241V115H239ZM250 115L249 117H247L248 119H251L250 121H249V123H246L245 121L243 122V119L245 120L246 118H245V116L246 115ZM260 114V113H259ZM56 117V119L54 118V116ZM63 115V114H62ZM67 115V114H66ZM65 115V116H66ZM71 115V116H70ZM78 115V116H79ZM96 115V116H95ZM99 115H101V114H99ZM135 115H136V113H135ZM154 115V114H153ZM152 115V116H153ZM155 115H154V117H155ZM158 115V114H157ZM163 115H162V121H164L165 122V119H166V122L171 118H169L168 117V120H167V118H166V116H165V119H164V117H163ZM194 116V117H191L190 118V116ZM203 115L204 117H201V116ZM225 115H227V116H225ZM232 115L234 116V118L232 117ZM247 115V116H248ZM65 116L63 115L62 117H64V119H65ZM139 116H141V115H139ZM139 116H137V118L139 117ZM143 116V117H144ZM172 116V115H171ZM199 116V118H196V117H198ZM239 116V117H238ZM104 117H105V115H104ZM129 117V118H130ZM157 117H159V116H157ZM174 117V116H173ZM201 117V118H200ZM232 117V119H235V117L236 118H238L237 120V122L236 121H234L235 122V124H234V122H233V120L232 119H230ZM242 117V118H241ZM244 117V118H243ZM74 117H72V119H73ZM84 118H83V120H84ZM151 119H152V117H150ZM184 120H183V119ZM263 118V117H262ZM81 119V118H80ZM100 119V120H101ZM116 119H117V117H116ZM180 119H181V121H180ZM195 119H197V121L199 120V119H201V120H199L200 121V123L198 124V122H195L196 120ZM202 119H204L205 120V122L207 123V124H205V123H201L202 122ZM213 119L214 120H216V121H213ZM226 119V120H225ZM228 119V120H227ZM229 119L230 120H232V122L233 123H231L230 121H229ZM2 120V119H1ZM57 120V121H56ZM70 120H71V118H70ZM129 120H131V121H129ZM141 120V121H142ZM155 120V119H154ZM154 120H153V122H154ZM158 120V119H157ZM173 120H174V118H173ZM193 120H191V121H193ZM236 120V119H235ZM240 120V121H239ZM259 120H260V118H259ZM259 120H258V122H259ZM263 119H261L260 120V122L262 121ZM10 121V122H9ZM61 121H63V120H61ZM86 121V120H85ZM126 121H127V119H126ZM140 121V120H139ZM138 121V122H139ZM161 121V122H162ZM170 121H172V120H170ZM170 121H168V124L165 122V123H163V125H158V123H157V125L158 126H160L161 127V129H163V131H164V128H167L166 126L168 125L169 126V128H170V124H171V126H172V124L175 122V120L171 123ZM181 123H180V122ZM182 121H183V123H182ZM184 121H185V123H184ZM207 121H209L210 123L208 124V122ZM2 122V121H1ZM0 122V123H1ZM58 122V123H57ZM66 122V121H65ZM69 122V121H68ZM71 122V121H70ZM69 122V123H70ZM73 122H74V119H73ZM101 122V121H100ZM108 123L109 125L107 126V127H109L110 126V128L108 129L107 127H104V125H105V123ZM125 122V123H124ZM151 122H152V120H151ZM150 122V123H151ZM155 122H157L156 120H155ZM155 122L153 123L154 125H155ZM169 122H170V124H169ZM227 122H229L227 125H226V123ZM240 124H239V123ZM9 123V124H8ZM12 123V124H11ZM107 123H106V125H107ZM111 123V124H110ZM120 123H121V125H120ZM133 123V124H132ZM161 123V124H162ZM238 123V125H236ZM264 123V122H263ZM58 124H60L59 126H58ZM72 124H75V125H78L77 123H72ZM85 124L87 125L88 124V122H85ZM126 125V127L124 128V126ZM130 124H132V127H131V125ZM152 124V125H153ZM166 124V125H165ZM190 124V123H189ZM188 124V125H189ZM224 124L226 125V127L228 126V127H230V129H232V126H239V127H236V128H234L233 127V129H234V131L232 132V130H230L228 127V129L224 126ZM229 124H231V126L229 125ZM233 124V125H232ZM259 123H256V126L258 125ZM262 124V123H261ZM260 124V126H262ZM13 125V126H12ZM62 125H63V127L64 128H66V129H64L63 127H62ZM93 125V126H94ZM113 127H112V126ZM120 127V126H122V127H118V126ZM149 125V124H148ZM153 125V127H154V129L156 128L155 126ZM197 125H195V126H197ZM205 125H207V126H205ZM248 125V128L246 127ZM255 125V124H254ZM1 126H3V125H1ZM62 128H61V127ZM92 126V127H93ZM128 126V127H127ZM150 126V125H149ZM162 126H165L164 128L162 127ZM221 126H223L224 128H226V129H222V127ZM4 127V126H3ZM60 127V128H59ZM102 127L103 128H105V129H103L104 131H102ZM111 127H112V129H111ZM139 127H137L136 129H140ZM152 127V126H151ZM199 127V126H198ZM201 127V126H200ZM243 127H244V125L242 126V129H243ZM1 128V127H0ZM70 129H72V125L69 127ZM75 128V127H74ZM73 128V129H74ZM93 128H95V127H93ZM108 130H107V129ZM129 128V130H126V129H128ZM130 128H132L131 130H130ZM218 128H221L222 129V132H220L219 131V135H218V133H217V136L216 135H212V134H215L214 132L216 131V129H217V131H218ZM251 128V127H250ZM252 128H254V126L252 127ZM252 128H251V130H252ZM257 128V127H256ZM255 128V129H256ZM6 129V128H5ZM16 129V130H15ZM88 129H90V128H88ZM120 129V130H119ZM122 129H125V130H122ZM147 129V128H146ZM153 129V130H154ZM172 129H170V131H169V129L167 130L169 133H171V131H172ZM186 129V130H185ZM202 129V128H201ZM214 130V132H212V133H209V130H210V132H211V130ZM241 129V130H242ZM259 129V128H258ZM258 129H256V130H258ZM264 129V128H263ZM263 129H262V131H263ZM0 130H3V129H0ZM8 130V129H7ZM74 130H78V129H74ZM134 130V131H133ZM157 130H158V128H157ZM182 130H184V131H182ZM204 131H205V129H203ZM230 130V131H229ZM237 130V129H236ZM254 130V129H253ZM250 131L251 133L252 132H254V131ZM9 131V133H10V130H8ZM68 131L71 133V137H73V139H75L74 141H73V139L72 138H70L69 137V135H70V133H68ZM140 131V130H139ZM155 131V130H154ZM159 131H160V129H159ZM167 131H164V133L166 132V134H167ZM4 132H5V130H4ZM3 132V133H4ZM7 132V131H6ZM5 132V133H6ZM11 132V133H12ZM15 132V133H14ZM46 132H47V134H46ZM49 132H52L51 134H54V135H56L55 133H58V143H57V138L53 135L52 137H49V136H51V134H49ZM54 132V133H53ZM61 132H62V135H60L61 134ZM64 132V133H63ZM79 131H77L76 133H78ZM119 132L121 133V134H119ZM127 132H129V133H127ZM136 132V131H135ZM141 132V131H140ZM203 132V131H202ZM236 132V131H235ZM238 132H240V136H242V133H244V131L243 132H241L240 130H238L237 131V133L236 134H238ZM4 133V135H6V137L9 135L8 133H6L5 134ZM10 133V134H11ZM84 133V132H83ZM161 133V132H160ZM190 133V134H189ZM192 133V134H191ZM195 134V136H194V134ZM259 132L257 131V133H256V136L258 135V139H259V135H261L260 133H261V128H260V133L258 134ZM263 134H264V132H262ZM1 134H2V131H1ZM12 134V135H13ZM16 134H17V136H16ZM48 134H49V136H48ZM87 134V133H86ZM91 134H92V136L91 137H93L94 135H93V131L91 132ZM90 134V135H91ZM97 134V133H96ZM96 134H95V136H96ZM139 134V133H138ZM156 133H154V135H155ZM174 134L173 135H169V134H167V135H169V137L171 136H174ZM210 134V135H209ZM234 134V135H233ZM12 135H11V139H12ZM32 137H31V136ZM75 135V134H74ZM80 137H79V136ZM76 134V136L75 137H79L80 138V141H81V135L80 134ZM119 135H121V136H119ZM128 135V136H129ZM135 135V134H134ZM133 135V136H134ZM140 135H142L141 133H140ZM156 135H158V134H156ZM186 136V137H184V136ZM188 135V136H187ZM194 137H193V136ZM245 135V134H244ZM86 136V135H85ZM94 136V137H95ZM110 136V135H109ZM143 136V135H142ZM150 136V137H149ZM152 136H153V134H152ZM38 137V136H37ZM61 137V138H60ZM67 137H69V139H72V141L71 140H69V141H71L72 142V144H71V142L70 143H68L69 141L67 140ZM90 137V136H89ZM94 137L92 138V140H95V139H98L99 140V138H100V135H98V138L97 137H95V139H94ZM138 137H140L139 135H138ZM145 137H146V139H145ZM156 137V136H155ZM154 137V138H155ZM158 137V136H157ZM187 137H188V139H190V140H187ZM260 137H262V135L260 136ZM50 138V139H49ZM136 138H137V136H136ZM149 138H151L150 140H149ZM158 138H160L161 140H164L166 137H163L164 139H162L161 138V135H160V137H158ZM9 139H10V137H9ZM10 139V140H11ZM19 139H21V141L19 140ZM23 139V140H22ZM51 139L53 140V142L51 141ZM56 139V140H55ZM64 139H66L67 140V142H65L66 140H64ZM83 139H86V137L85 138H83ZM90 139V138H89ZM140 139H142V141H140ZM183 139V140H182ZM10 140H7V141H10ZM33 140V139H32ZM39 140V139H38ZM42 140V139H41ZM122 140V139H121ZM160 140V141H161ZM242 140V141H243ZM246 140V141H247ZM1 141V140H0ZM25 141H24V144L23 145H25ZM43 141V140H42ZM46 141V142H47ZM55 141V142H54ZM61 141V142H60ZM89 141V140H88ZM88 141H86V142H88ZM101 141V140H100ZM100 141H98V142H100ZM116 141V142H115ZM124 141V140H123ZM122 141V142H123ZM165 141H168V139L166 138V140ZM245 141V142H246ZM10 142H12V141H10ZM9 142V143H10ZM14 142V141H13ZM28 142V143H27ZM52 142V143H51ZM81 142H83V141H81ZM92 142V141H91ZM93 142H97V141H93ZM140 142V143H139ZM184 142H185V144H184ZM26 143L27 144H29L30 143V140L28 139V141H26ZM53 143H57V144H59L58 146H57V148H52V147H54V144ZM75 143H77V142H75ZM84 143V142H83ZM164 143V142H163ZM169 142H168V144H170ZM13 144V143H12ZM17 144V143H16ZM15 144V145H16ZM34 144H35V142H34ZM52 144H53V146H52ZM63 146H61V145ZM64 144V145H63ZM79 144V143H78ZM77 144V145H78ZM85 144H87V143H85ZM84 144V145H85ZM88 144H90L89 142H88ZM100 145H101V143H99ZM141 146H143V147H141V148H143V150L142 151H140V152H142L143 153V151H144V147H146V148H148V150H146V152L147 153H145V154H140V158L139 159H141V155H142V158H143V156L144 155H146V156H144L145 158H147V160L144 162L143 160H145V158L144 159H142V160H140L142 163L144 162L145 163V165H144V163H143V165L141 164V168H139L140 169V171L139 172H145L144 174H145V176L147 175V177H145L144 179H142V177H140V174H139V177L140 178H138L139 180H141V181H139L140 183V185H141V188H140V185H138L137 184V182H134L133 183V181L132 180H128V179H124L125 181H126V183H123V181L124 180H119V181H121L122 182V184H126L125 186H127L128 187V185L130 184L129 183V181L130 182H132L133 184H136V185H134L135 187H136V189H135V187H133V185H129V187L126 189L127 190V193H129L130 191H131V189H130V187L132 188V189H135L133 192L131 191V193H130V195L131 194H134V198H130V197H133V196H128V194L126 193V191H125V194L128 196V197H124L125 196V194H124V190L122 189V192L123 193H120L121 192V188L123 187V185H121L120 183L121 182H119V181H117V187L119 188V186L121 187L120 189H117L116 188V185H114L115 183H116V181H115V183L113 184V186L115 187V191H114V189H112V182H113V180H116L117 178V175H119L118 176V178L119 179H121V176L120 175H123L126 171H125V169L128 167V165H126V168L124 169V173H122L121 172V174L120 173H118L117 174V172L115 173V171H121V168L119 167V165L121 164L120 162H119V160L120 159H122L123 158V160L126 158V161L124 160V163H126V162H128L127 160H132V159H130V158H132V157H134V159H136V161H135V163L136 164H134V162L133 161H131L133 164H134V166L135 165H137V160H139L138 158H135V155H134V153H132V152H135V154L136 155H138L137 153L139 152V151H137L140 147V145ZM10 145H11V143H10ZM17 145H19V144H17ZM38 145H39V143H38ZM38 145H34V146H38ZM71 145V146H70ZM74 145V146H73ZM82 145V144H81ZM93 145H95V143L93 144ZM110 145H112V146H110ZM117 145V144H116ZM115 145V146H116ZM150 145V147H147V146H149ZM159 145H160V143H159ZM163 145L164 144H162V148H163ZM178 145V144H177ZM20 146H21V144H20ZM29 146V145H28ZM27 146V147H28ZM30 146H32V144H30ZM60 146H61V148H60ZM69 146L71 147V149L69 148ZM90 146V145H89ZM98 146V148L96 147L95 149L96 150H98L100 147H99V145H97ZM109 146V147H108ZM135 146H137V147H135ZM168 145L166 144V147H167ZM1 147V146H0ZM12 147V149H13V145L11 146ZM16 147H18L19 148V146H16ZM23 147V146H22ZM39 147V146H38ZM38 147H36L37 149H38ZM41 147V146H40ZM55 147H56V145H55ZM59 147V148H58ZM82 147V146H81ZM93 146H91V148H92ZM95 147V146H94ZM93 147V148H94ZM117 147V146H116ZM158 147H160V146H157V149H158ZM169 147V146H168ZM168 147L165 149V150H163L164 152L168 149ZM195 147V148H194ZM2 148V147H1ZM17 148V149H18ZM21 148V147H20ZM31 148V147H30ZM29 148V150H32V148L30 149ZM83 148L84 147H82V148H80L81 150H82V152L83 151H85L86 152V150H90V149H87V148H85L84 150H83ZM89 148V147H88ZM93 148H92V150H93ZM133 148H134V150H136V151H134L133 150ZM162 148H161V151H162ZM197 148V149H196ZM199 148V149H198ZM255 148H256V150H255ZM21 149H23V148H21ZM50 149H52V150H50ZM74 149H76V148H74ZM79 148L77 149V150H80ZM103 149H104V151H103ZM113 149H116L115 147L113 148ZM124 149V148H123ZM179 149V150H178ZM259 149V150H258ZM3 150V149H2ZM13 150H15V149H13ZM25 150H27V148L25 149ZM34 150V149H33ZM56 150V151H55ZM59 152H58V151ZM60 150H62V151H64V153H62V152H60ZM80 150V151H81ZM109 150V151H108ZM176 150H178L177 151V155L175 156L174 154H176ZM182 150V149H181ZM185 150V151H186ZM257 150H258V152L260 153V151H262L261 152V155H259V153L257 152ZM17 150H15L14 152H16ZM37 151V150H36ZM35 151V152H36ZM44 151V150H43ZM50 151V152H49ZM70 153H69V152ZM80 151H77V154H78V152H80ZM132 151V152H131ZM150 151V150H149ZM152 151H154V153H152ZM157 151H159V150H157ZM14 152H12V153H14ZM22 152V151H21ZM27 152V151H26ZM29 152V151H28ZM32 152V151H31ZM40 152V151H39ZM44 152H46V151H44ZM43 152V153H44ZM71 152H72V154H71ZM82 152L81 153H79L80 155L82 154ZM88 152H91V150L90 151H88ZM145 152V151H144ZM1 153V152H0ZM37 153V152H36ZM58 153H62L61 154V156H59L60 154H58ZM66 153V154H65ZM84 153V152H83ZM94 153H97V152H94ZM93 153V154H94ZM156 153V154H155ZM22 154V153H21ZM23 154H25V152H23ZM31 154H35V153H31ZM38 154V153H37ZM40 154H41V152L39 153V155H37V156H40ZM45 154V153H44ZM67 154H68V156H67ZM69 154H71L70 156H69ZM78 154V155H79ZM98 154V153H97ZM115 154H118V155H120V156H118V155H116V157L118 156V157H120L119 159H117L118 160V162H115L114 161V157H115ZM161 154V155H160ZM199 156H198V155ZM2 155L4 156V153L2 152ZM7 155V154H6ZM11 155V154H10ZM13 155V154H12ZM15 155V154H14ZM14 155H13V157H14ZM17 155H18V153H17ZM27 154H25V156H26ZM30 155V154H29ZM29 155H27V157H29ZM33 155H31V156H33ZM36 155V154H35ZM65 157H64V156ZM78 155H76V156H78ZM84 155V154H83ZM85 155H89V153L88 154H85ZM85 155H84V157H85ZM101 155V154H100ZM111 155V156H110ZM25 156H23V159H25L26 157ZM30 156V157H31ZM76 156H75V158H73L74 160H76V161H80V158H78L79 160H77L76 159ZM89 156H92V155H89ZM88 156V157H89ZM167 156H169V158H171L172 160H174L175 159V157H178V158H180L179 160H178V162L180 163V167H178L177 165L175 166V164H174V168H172L171 169V167H173L172 165L173 164H169L170 163V161H169V159L167 158ZM173 156H175V157H173ZM189 156H191V157H189ZM198 156V157H197ZM202 157V160L201 159H199V157ZM259 156H261V159H262V161H261V159H259ZM6 156H4V158H5ZM11 157V156H10ZM25 157V158H24ZM42 157V156H41ZM43 157H45L44 155H43ZM42 157V158H43ZM56 157V156H55ZM69 157V158H68ZM79 157V156H78ZM83 157V158H84ZM98 157V156H97ZM117 157V158H118ZM137 157H139V156H137ZM174 159H173V158ZM189 159H188V158ZM196 157V158H195ZM249 157H251V158H249ZM1 158H3V157H1ZM7 158H9V156L7 157ZM7 158H5V159H7ZM17 158V156L14 158V159H16ZM19 158V157H18ZM33 158V157H32ZM39 158V157H38ZM65 158H66V161L68 162H65L64 160H65ZM111 158V161L110 162H115V164L116 163H120L119 165H117L116 164V166H114V165H112L108 160ZM150 158V159H149ZM178 158H176V159H178ZM193 158V159H192ZM195 158V159H194ZM23 159H21V161L23 160ZM40 159V158H39ZM46 159H48V158H46ZM46 159H44V161H42V162H46L45 160ZM70 159V160H71ZM86 159V158H85ZM84 159V160H85ZM90 159V158H89ZM166 159H168V160H166ZM251 159V160H250ZM8 160V159H7ZM17 160V159H16ZM26 160V159H25ZM24 160V161H25ZM29 160V159H28ZM31 160V159H30ZM51 160H52V158H51ZM82 161H83V159H81ZM99 160V159H98ZM103 160V161H102ZM184 160V161H185ZM198 160H200L199 162H198ZM4 160H2V162H3ZM27 161V160H26ZM47 161H49V159L47 160ZM64 161V162H63ZM72 162H73V160H71ZM76 161H74V162H76ZM87 161V160H86ZM95 161H97V160H95ZM122 161V160H121ZM140 161H138V162H140ZM148 161V163H146ZM150 161V162H149ZM183 161V160H182ZM194 161H197V162H194ZM7 162V161H6ZM10 163H11V159H10V161H9ZM14 162V161H13ZM15 162H17V161H15ZM19 162V161H18ZM28 162V161H27ZM31 161H29L28 162V165H30L29 163H30ZM56 161H54V164H56V165H58V162H56ZM73 162V163H74ZM81 162V161H80ZM89 161H87V163H88ZM109 162V163H108ZM112 162V163H113ZM172 163L173 162H175V161H171ZM5 163V162H4ZM10 163H8L9 165H10ZM32 164H34L35 165V162H31ZM50 163V162H49ZM52 163V162H51ZM50 163V164H51ZM91 163V162H90ZM102 163V164H101ZM122 163H123V161H122ZM129 163V162H128ZM177 163V162H176ZM14 164V163H13ZM12 164V165H13ZM39 164V163H38ZM46 164H48V162H46ZM46 164H40V165H42V167L41 166H39V167H41V168H44V167H46L45 165ZM50 164H48L47 165V167L48 166H50ZM54 164L52 165L54 168H55V166H54ZM67 165V168L65 169V168H63V169H65V171L66 170H68V168L71 166V165ZM82 163H80V165H81ZM93 164V163H92ZM107 164V165H106ZM114 164V163H113ZM127 164V163H126ZM189 164V165H188ZM3 165V164H2ZM1 164H0V166H1V168L3 167ZM4 165H6V164H4ZM11 165V166H12ZM18 165V164H17ZM16 165V166H17ZM20 165V164H19ZM23 165H25L24 163L23 164H21V166H23ZM34 165H31L30 167H29V169H33V168H31L32 166H34ZM37 165V164H36ZM65 165H64V167H65ZM77 165L79 166V163H77ZM83 165H86V164H83ZM110 165H112L113 167H112V169L113 168H115V167H117L118 166V168H120V170H115V169H113V171L111 170V166ZM123 165V164H122ZM125 165V164H124ZM140 165V164H139ZM179 165V164H178ZM186 167V169H188V174L190 175L189 177H186V175L187 174H185L186 172H185V169L183 168L184 166ZM11 166H9V167H11ZM12 167V169L14 168H16V170H18L19 169V167H21V166H19L18 168L17 167ZM26 166V165H25ZM37 166V167H38ZM44 166V167H43ZM59 166V165H58ZM60 166H62L61 164H60ZM69 166V167H68ZM73 166L68 170V172L69 171H71V169H73L72 171L74 172V175H75V173L76 172H78V169H77V171H76V168H77V166H76V168L74 169L73 168ZM99 166L101 167V168H99ZM131 166V168H133V165H129V167ZM143 166V167H142ZM171 166V167H170ZM195 166V167H194ZM198 166V165H197ZM27 166L26 167H24L23 169H25V168H28ZM37 167H36V169H35V172H37V170L38 169H40L39 167H38V169H37ZM45 168V170H44V172H46L45 173V175H44V173L42 172V174L43 175H41V172H40V170H38V172H37V174L39 173V175H41V176H44V177H46V180H48L49 181V179L51 178H47L48 177V175H50V174H52V173H49L48 174V172H47V169L48 168ZM84 167H86V166H84ZM122 167V166H121ZM128 167V168H129ZM4 168V167H3ZM35 168V167H34ZM51 169H53L52 167H50ZM79 168V167H78ZM91 168H90V170H91ZM93 168V169H94ZM99 168V169H98ZM122 168H124V167H122ZM135 169H136V167H134ZM170 168V169H169ZM6 170H7V168H5ZM5 169H3L2 170V172L3 171H5ZM29 169H27V171H26V169H25V171L26 172H28L29 171ZM51 169H50V172H52L51 171ZM86 169H87V167H86ZM138 169V167H137V170H139ZM142 169V170H141ZM181 169H184V170H181ZM198 169H200V170H198ZM8 170H9V168H8ZM16 170H12L11 171V168H10V171L13 173V172H15ZM29 171V172H32V171ZM49 170V169H48ZM58 171H60L59 170V167H58V169H57ZM88 170V169H87ZM115 170V171H114ZM123 170V169H122ZM131 170V169H130ZM197 170H198V172H197ZM19 172L21 171V169L20 170H18ZM42 171V170H41ZM71 171V172H72ZM190 171V172H189ZM17 172V171H16ZM19 172H17V173H19ZM62 172H64L63 170H61L60 171V174H62ZM80 172V174H82V172H81V170L79 171ZM112 172H113V174L115 173L116 175H112ZM141 172V173H142ZM178 172V174H176ZM185 172V173H184ZM1 173V172H0ZM5 173V172H4ZM6 173H8V171H6ZM5 173V174H6ZM21 173V172H20ZM20 173H19V175H20ZM23 173H25V172H23ZM56 173V172H55ZM85 173V172H84ZM129 173H130V171H129ZM182 175H181V174ZM11 174V173H10ZM14 174V173H13ZM16 174V173H15ZM14 174V175H15ZM22 174V173H21ZM48 174V175H47ZM59 174V173H58ZM69 175H70V173H68ZM71 174H73V173H71ZM77 174V173H76ZM79 174V175H80ZM86 174V173H85ZM125 174H127V173H125ZM131 174H132V172H131ZM136 174H137V172H136ZM135 174V172H134V175H136ZM143 174V173H142ZM159 174V175H158ZM183 174H185L184 175V177H185V183H184V185L182 184V182L180 183L179 182V180H181L182 178H183ZM0 175H2V174H0ZM25 175H27L28 176V174H26L25 173ZM29 175H30V173H29ZM53 176L55 175L54 174V172H53V174H52ZM51 175V176H52ZM62 175H64V173L62 174ZM61 175V178L62 177H64V176H62ZM158 175V176H157ZM178 175H181V177H179ZM199 175H201V176H199ZM243 176L244 175V178H245V176L246 177H248V178H245V180H247V182L246 183H242V181L244 182V178L241 180V178L242 177H240V178H238L239 176ZM9 176H11V175H9ZM18 176V175H17ZM21 176V175H20ZM23 176H24V174H22V178H23ZM27 176H25V177H27ZM35 176H36V174H35ZM56 176H57V174H56ZM78 175H76V176H74V178L73 179H71L72 181L73 180H75L76 178L75 177H77ZM93 176V177H92ZM116 176V177H115ZM1 177V176H0ZM4 177V176H3ZM3 177H1V178H3ZM6 177L8 178V175H6ZM15 177H16V175H15ZM33 178L34 176H32V174H31V176H29L28 178ZM37 177H38V175H37ZM36 177V178H37ZM44 177L42 178V179H44ZM55 177V176H54ZM53 177V178H54ZM60 177V176H59ZM58 177V178H59ZM71 177H73V175L71 176ZM83 177V176H82ZM123 177H125L124 175L122 176V178ZM179 178V180H178V178ZM200 177V178H199ZM229 177H230V181H232L231 180V178L233 179V177H235L236 179L238 178V180H239V182H240V180H241V182H240V184L242 183L243 185H244V188H242L243 186L241 185V188H240V190L241 191H239V192H237L238 194H236V196H235V198L233 197L235 194H233V193H236V192H234L235 190H236V188H238V187H235L234 185L236 184H238V183H233V181H232V183L234 184L233 186H234V188L235 189H233L232 187H230V186H228V187H230V188H232L233 189V191L229 188L228 190H224V192L226 193V191L227 192H229V190L230 191H232V193L231 192H229V193H226V195H224L225 193L223 192V195H224V197L226 196V197H228V195L231 193V194H233L232 195V197H231V194L229 195V198L231 197V199H229V200H231V201H228V199H226V197H225V199L223 198V196H222V194L221 195H217L218 196V202H220V204H224V205H226V207H224V205H223V208H225L224 210L222 209V211H225L226 209V213H227V216H226V219H228V217L230 216L232 219H235V220H232L233 222H231V223H229L230 225H232L233 224V226H235L234 225V223H235V221H238L237 222V225L235 226L236 227V230H233L232 229V227L230 228V226H229V224H227V223H225L226 221H229L230 220V217H229V219L228 220H226L225 218H224V216L222 215L223 214V212H220V211H218L217 209H219V208H216L217 206H216V203L214 202V201H212V200H210V199H213L212 198V196L210 195V194H207V195H209V197H203V196H201V195H196V196H194V195H191L190 194V192L192 193V192H194V191H196V190H199V186H198V183H200L202 180L201 179H203V181L205 182V184H209L210 183V187L212 186V188H213V184L214 185H216V188H218L217 187V181H221V183L220 182H218V184H220V185H218L219 187L221 186V184H222V181L223 182H225L226 183V181L230 184L231 182H229ZM17 178V177H16ZM19 178V177H18ZM18 178L16 179L17 180V182H18ZM27 178V179H28ZM35 177H34V179H36ZM57 178V177H56ZM61 178L59 179V181L61 180ZM65 178H66V176H65ZM64 178V179H65ZM80 178V177H79ZM79 178H77V179H79ZM132 178H133V176H132ZM132 178H129V179H132ZM181 178V179H180ZM197 178H199V179H197ZM234 178V179H235ZM3 179H5V177L3 178ZM38 180L39 179H41L40 177L39 178H37ZM42 179L41 180H37L38 182H42ZM68 179V178H67ZM77 179L75 180V182L77 181ZM134 179V178H133ZM135 179H136V177H135ZM135 179H134V181H135ZM150 179H153L152 181L153 182H151L150 181ZM227 179V180H226ZM8 180V179H7ZM16 180H14V178H13V180H11V181H15L16 182ZM22 180H24V179H21V177H20V181H22ZM26 180V179H25ZM33 180V179H32ZM45 180V179H44ZM43 180V181H44ZM50 180H54V179H50ZM66 180V179H65ZM87 180V181H86ZM118 180V179H117ZM198 180H201V181H199V182H197ZM226 180V181H225ZM29 181V180H28ZM28 181H25V182H27V184H28ZM35 181V180H34ZM59 181H57V182H59ZM124 181V182H125ZM127 181H128V185H127ZM237 180H235V182H236ZM5 181H3V183H4ZM7 183H8V181H6ZM14 182V183H15ZM30 182V181H29ZM38 182H35V183H38ZM47 182V181H46ZM45 181L44 182H42V183H46ZM53 181H50V184H48V185H51V183H52ZM56 182V181H55ZM56 182V183H57ZM62 182L64 183V181L62 180ZM68 182H71L70 180L68 181ZM74 182V183H75ZM78 182V181H77ZM88 182V183H87ZM119 182V183H118ZM215 182H216V184H215ZM7 183H4V184H2V183H0L1 185H0V189H3V190H0L1 192H5V194L6 195H8V193H9V195L6 197V195L5 196H2L3 195V193H1L0 192V195L2 196V198H0L1 200H3L5 197H6V199H5V201L3 200V201H0V204L2 203V202H4L3 203V208L2 207H0L1 209H0V213H2V209H4L5 210V208L4 207H6L7 205H13V203H12V201L15 199V195H17V194H15L14 195V193L13 194H10V192H8V190L9 189H11L10 187H9V189H7V186H10L9 184H7ZM11 183V182H10ZM42 183H40V184H42ZM61 183V182H60ZM65 183H66V181H65ZM64 183V184H65ZM88 185H87V184ZM131 183V184H132ZM154 183V184H153ZM224 183V184H225ZM7 184V185H6ZM15 184H17V183H15ZM20 184H22L21 182H20ZM19 184V185H20ZM33 184V183H32ZM39 184V183H38ZM37 184V185H38ZM71 184V183H70ZM120 184V185H119ZM203 184V183H202ZM202 184H201V186H202ZM224 184H222L223 185V187H224V189H227V188H225V187H227L226 185L224 186ZM227 184V183H226ZM240 184H239V186H240ZM36 185V186H37ZM47 185V184H46ZM48 185H47V187H48ZM56 185H59L58 183L56 184ZM69 184H67L66 183V186H68ZM119 185V186H118ZM153 185V186H152ZM154 185H157V188L159 189L160 187V189H162L161 191L160 190H158L157 188H156V186H155V188H154ZM255 184H253L252 186H254ZM4 186H6V188L4 187ZM13 186H15V188H17L18 187V185L16 186V185H13ZM12 186V187H13ZM22 186V185H21ZM25 186V185H24ZM42 186V185H41ZM51 186H53V183H52V185ZM60 186V185H59ZM63 185L61 184V187H62ZM76 186V185H75ZM184 186H187L186 188H187V190L188 191H186L185 192V188H184ZM200 186V187H201ZM203 186H205L204 184H203ZM262 186H259V188L260 187H262ZM33 188V186H31L30 185V183H29V186H28V188ZM69 187V186H68ZM208 187H209V185H207V189H208ZM14 188V187H13ZM12 188V189H13ZM38 188H40V186H38ZM59 189L60 190V193H62L61 191V189L59 188V187H57L56 186V189ZM63 189H64V186L62 187ZM66 188V187H65ZM73 188H71V189H73ZM124 189H125V187H123ZM138 188V189H137ZM190 190H189V189ZM202 188V187H201ZM212 188H209V189H212ZM221 188V187H220ZM220 188H219V190H220ZM251 188V187H250ZM264 188V187H263ZM7 189V191H5ZM46 189V188H45ZM49 189H51V187L49 186ZM55 188H54V190L53 191H55V193H56V191L58 190H56ZM67 189V188H66ZM69 189H70V187H69ZM140 189H143V190H141L140 191ZM204 189V188H203ZM207 189H205L207 192H211V190L209 191V190H207ZM257 190H258V188H256ZM256 189H254V191L256 190ZM19 190V189H18ZM25 190H26V188H25ZM38 190V189H37ZM52 190V189H51ZM112 190V191H111ZM116 190H117V192H116ZM214 190V189H213ZM216 190H218V189H216ZM219 190L216 192V194L219 192ZM237 190H239V189H237ZM257 190H256V192H257ZM261 190H263L262 191V193L260 192H258L259 194H261L260 196L262 197V199H263V192H264V189H259V191H261ZM16 191H17V189H16ZM16 191H15V193H16ZM21 190H19L18 192H19V196L20 195H23V196H25V194L28 192H24V190H22L23 192H20ZM63 191H65V190H63ZM69 191H71V190H69ZM74 191V190H73ZM110 191L111 192H113V194L112 193H110ZM136 191V192H135ZM140 191V192H139ZM204 191V190H203ZM221 191V190H220ZM222 191H223V188H222ZM222 191H221V193H222ZM6 192H8V193H6ZM34 192H37L35 189H34ZM33 192V194H34V197L32 198L31 196H29L28 195V197L29 198H32V199H28V201H26V203L25 204H23L24 203V201H23V199H22V203H20V204H22V205H27V204H29V205H31L32 206V203H34V206L33 207H36L37 205H35V204H38L39 202H35V201H37L36 200V198H35V196L37 197V199H38V201L41 199V198H43V196L42 195H44V193L46 192L45 190H43V187L40 189V192H42L41 194L42 195H40V196H42V197H40L39 195H36L35 193ZM77 192H80V193H77ZM108 192L110 193V194H108ZM115 192V193H114ZM119 192V193H118ZM197 192V191H196ZM206 192V193H207ZM215 192V190L213 191V193ZM256 192H255V195H256ZM31 193V192H30ZM38 193H39V191H38ZM54 193V194H55ZM64 193V192H63ZM70 193V192H69ZM72 193V192H71ZM70 193V194H71ZM117 193V194H116ZM140 193H142V195L140 194ZM189 193V194H188ZM200 193H204V192H202V189H201V192ZM213 193H211L212 195H213ZM242 193V192H241ZM240 193V194H241ZM29 194V193H28ZM47 194V193H46ZM45 194V195H46ZM49 194V193H48ZM57 194V193H56ZM73 194V193H72ZM114 194H116V196L115 197H113V198H115V199H117L116 201H119L118 199L120 198V194H122L123 195V197L122 198H120L121 200L119 201V202H116L115 201V199H113L115 202H112L113 200H112V197H110L109 195H112V196H114ZM135 194H136V196H135ZM140 194V195H139ZM193 194V193H192ZM205 194V193H204ZM239 194V196H241ZM244 193H242V195H243ZM259 194H257V195H259ZM27 195V194H26ZM32 195V194H31ZM52 196V193L51 194H49V195H47V196ZM59 195V194H58ZM65 195H67V194H65ZM118 195H119V197H118ZM189 195H191V196H189ZM206 194H205V196H207ZM246 195V194H245ZM257 195H256V198H257ZM39 196V197H38ZM46 196V197H47ZM107 196H109L110 197V199H109V201H111V202H109L108 200L106 201V199H108V197ZM138 196V199L136 198ZM216 195H215V197H217ZM249 197L251 196V197H253L252 195H248ZM247 196V197H248ZM260 196H258V197H260ZM4 197V198H3ZM17 197V196H16ZM20 197H22V196H20ZM26 197V196H25ZM24 197V198H25ZM54 197H57V195L56 196H54ZM64 197H66V196H64ZM140 197V198H139ZM214 197V196H213ZM221 197V198H220ZM243 197V196H242ZM241 197V200L242 201H244L245 199H247L246 198V196L244 197V200H243V198ZM261 197H260V200L262 201V199H261ZM23 198V197H22ZM58 198L57 199H54V198H52V199H54V201L55 200H58ZM125 198H130V200H128V199H125ZM207 198H209V199H207ZM224 200H223V199ZM44 199V198H43ZM46 199H47V201H46ZM46 199H44L43 200V205H42V203L40 204L42 207L44 206V205H48L47 204V202H48V199L50 200L51 198H46ZM65 200L67 199V198H64ZM73 199V198H72ZM125 199V200H124ZM140 199H141V202H140ZM259 199V198H258ZM21 200V199H20ZM25 200V199H24ZM26 200H27V197H26ZM65 200H63L64 202H65ZM67 200H69V199H67ZM122 200H123V203H126V204H123V203H120V202H122ZM126 200H127V202H126ZM132 200V201H131ZM135 200L137 201V202H140V204L138 203V205H140V206H138L137 204H135L136 202H135ZM214 200V199H213ZM217 200V199H216ZM219 200H221V201H219ZM240 200V201H241ZM253 200H255V197L253 198ZM259 200V202L261 203V201ZM17 201V200H16ZM18 201H19V199H18ZM31 202V203H28V202ZM46 203H45V202ZM51 201V200H50ZM72 201V200H71ZM74 201H72V202H74ZM128 201H130L131 202V204L130 205H132V206H130L129 205V203H128ZM242 201H241V203L239 204V205H241L242 204ZM264 201V200H263ZM263 201H262V203H263ZM105 202H108V204L109 205H107V204H105ZM134 202V203H133ZM245 202V201H244ZM114 203H116V205L114 204ZM117 203H120V204H123V205H126V206H122L123 208L125 207V208H127V212H125V210H124V212H123V214H125L126 213V215H123V219H120L119 217H121L122 216V214H121V216L120 215H118L117 217H116V219L118 220H115L116 221V223L118 224V225H116V224H112L111 222H113V218L112 217H115L117 214H120V212L118 213V211H121L122 209H121V207H120V209H119V207H118V205H120V204H118L117 205ZM250 203V202H249ZM249 203H245V204H243V206H244V209H245V207H248V205H249ZM254 203H255V201H254ZM256 203H258L257 202V200H256ZM16 204H18V203H16ZM52 204H54V202L52 203ZM51 204V205H52ZM104 204H105V206H104ZM134 204V205H133ZM218 204V203H217ZM248 204V205H247ZM253 204V203H252ZM249 205V208L251 207L252 208V206L254 207L255 205ZM2 205V204H1ZM22 205H21V207H22ZM50 205V206H51ZM104 206V209L102 208L103 206ZM106 205H107V207H106ZM112 205V206H111ZM130 206V211H129V207H127V206ZM219 205V204H218ZM237 205V204H236ZM247 205V206H246ZM259 205V204H258ZM256 206V207H262L261 205L260 206ZM14 206V205H13ZM31 206H26V207H29V209H31L30 211H33L32 210V207ZM39 206V205H38ZM40 206V207H41ZM49 206V207H50ZM56 206H54V207H56ZM67 206H68V204H67ZM111 206V207H110ZM137 206H138V209H137ZM222 206V205H221ZM8 207L9 206H7L6 207V209H8ZM31 207V208H30ZM41 207V208H42ZM46 207V206H45ZM44 207V208H45ZM52 207V206H51ZM70 207V206H69ZM79 208V210H78V208ZM109 207V208H108ZM114 207V208H113ZM117 207V209H119L118 211H116L117 209H115ZM132 207H136V210L135 211H137V212H139V214H137V215H140L139 217H140V220L141 221H135L136 223L138 222V224H133L132 223V225H130V226H132L134 229H132L131 231H134V233L132 234H130L129 233V235H128V233H127V231H130V230H126L125 229V224H127V225H129V223H127L128 221H131V219L132 218H130V212H133V210L135 209H133L132 211H131V209H132ZM139 207H140V210H139ZM241 206H239V208H240ZM264 207V206H263ZM16 208V207H15ZM14 208V209H15ZM19 209H20V207H18ZM18 208H16V210L17 211H19L18 210ZM40 208V209H41ZM111 208V209H110ZM229 208V209H228ZM12 209V208H11ZM10 208L8 209V212H9V210L12 212L13 210H11ZM25 209V208H24ZM35 209V208H34ZM39 209V208H38ZM43 209V208H42ZM47 209H48V207H47ZM46 209V211L48 212V210ZM51 209V208H50ZM49 209V210H50ZM54 209V208H53ZM70 209H72V207L70 208ZM74 209V208H73ZM103 209V210H102ZM108 209H110V210H108ZM113 209H115V210H113ZM238 209V208H237ZM236 209V210H237ZM243 209V208H242ZM246 209H248V208H246ZM22 210L23 209H21L20 210V213L22 212ZM76 210H78L77 212H76ZM139 210V211H138ZM239 210V209H238ZM237 210V211H238ZM251 210V209H250ZM250 210H246L247 212L248 211H250ZM252 210H256V212H257V210L258 209H252ZM251 210V211H252ZM260 210V209H259ZM23 211H26V210H23ZM27 211H28V209H27ZM26 211V212H27ZM37 211H40V210H37ZM43 211V210H42ZM44 211H45V209H44ZM51 211V210H50ZM49 211V212H50ZM59 211V210H58ZM75 211V212H74ZM112 211V212H111ZM114 211H115V214H114ZM134 211V213H137V212H135ZM10 212V213H11ZM34 212H36L35 210H34ZM33 212V213H34ZM55 212H56V210H55ZM111 212V213H110ZM129 212V213H128ZM239 212V211H238ZM247 212L245 213V215H247ZM254 212V211H253ZM253 212H249L250 214L251 213H253ZM13 213V212H12ZM18 214H19V212H17ZM38 213V212H37ZM76 213V214H75ZM219 213H222V214H220L219 215ZM237 213V212H236ZM243 213V212H242ZM255 213V212H254ZM3 215H4V213H2ZM2 214H0V216H2L3 217V215ZM7 213H5V215H6ZM21 214H23V212L21 213ZM26 214V213H25ZM25 214L23 215L24 217H25ZM59 214V213H58ZM112 214V215H111ZM232 216H231V215ZM239 214H241V213H239ZM238 214V215H239ZM249 214V215H250ZM8 215L9 214H7V216L5 217V218H7L8 217ZM36 215V214H35ZM75 215V217L73 218L72 216H74ZM113 215H115V216H113ZM135 215V214H134ZM137 215H135V217H137ZM221 215L223 216L222 218H224V219H222L221 218ZM224 215H225V212H224ZM244 215V214H243ZM256 215V214H255ZM257 215H258V213H257ZM22 216V217H23ZM28 216V215H27ZM29 216H28V218H29ZM125 216V217H124ZM127 216H129V217H127ZM240 216V217H241ZM132 217V216H131ZM135 217L133 216V218L135 219ZM239 217V218H240ZM250 217V218H249ZM258 217V216H257ZM5 218H4V220H5ZM10 218V217H9ZM13 218V217H12ZM27 217H25V219H28ZM41 218H43L45 221V223L43 222V219H42V221H41ZM71 218V219H70ZM109 218V219H108ZM112 218V219H111ZM223 220V221H221V219ZM17 219H20V218H17ZM24 219V220H25ZM58 219V220H59ZM108 219V221L111 219L112 221L110 222V223H106V222H108V221H106ZM243 219L245 220V221H243ZM2 220H3V218H2ZM3 220V222H5ZM47 220H49V222L47 223ZM53 220V224L50 222V221H52ZM62 220V221H61ZM16 221H18V220H16ZM20 222H21V220H19ZM18 221V222H19ZM66 221H64V224H66ZM120 221H121V224H122V226L124 227V230H122L121 228H120ZM132 221H133V219H132ZM225 221V222H224ZM239 221H240V223L242 222V223H244L245 225L248 223V226L247 227H245V229L247 228H249L248 230H250L251 229V227H255L257 230L258 229H260L261 230V236L259 235V234H257V232H256V234L254 235V237L257 235H259L257 238H256V240L253 238V232H252V234H249L250 233V231H249V233L248 232H246L245 231V229L244 228H242V226H240L241 224L239 223ZM2 222V221H1ZM3 222H2V224H3ZM6 222H10V221H6ZM5 222V223H6ZM11 222H12V220H11ZM10 222V223H11ZM13 222H15V221H13ZM22 222H23V220H22ZM40 222H43V224H45L44 226H43V224L42 223H40ZM56 222V223H55ZM15 223H17V222H15ZM49 223L51 224L50 226H49ZM71 223H73V224H75V225H77V226H74L73 224H71ZM7 224V223H6ZM5 224V225H6ZM14 224V223H13ZM17 224H19V226H20V223H17ZM17 224H16V226H17ZM71 224V225H70ZM105 224V225H104ZM108 224V226L109 225H111V226H109V227H107V229H105L104 227H106V225ZM225 224H226V226H225ZM236 224V223H235ZM1 225V224H0ZM4 225V227H7V226H5ZM22 225H24V222L22 223ZM102 225V226H101ZM137 225H139L138 227L139 228H141V230H139V228H137L136 226ZM9 226H11V225H9ZM14 226H15V224H14ZM15 226V227H16ZM18 226V227H19ZM62 226V227H63ZM99 226H101L102 228H103V230H100V227ZM104 226V227H103ZM239 226V227H238ZM244 226V225H243ZM15 227H14V229H15ZM35 227H36V229H37V231L35 230ZM42 228V230L41 229H39V228ZM110 227H112V229H114V235H113V232H110L111 234H112V237H114L115 235H116V237H114L113 239H112V237H109V238H111L110 240H108L107 239V237H108V235H106V233L107 234H109V236H111L110 235V233H109V231L108 230H110L111 231V229H110ZM131 227V228H132ZM240 228L239 229V231L241 230V232L239 233L238 231H237V229L238 228ZM11 228H12V226H11ZM17 228V227H16ZM23 228H26V227H24L23 226ZM136 228V229H135ZM230 228V229H229ZM254 228V230H256ZM22 229V228H21ZM57 229V228H56ZM55 229V230H56ZM235 229V228H234ZM244 229V230H243ZM246 229V230H247ZM11 230H13V229H11ZM24 230V229H23ZM26 230V229H25ZM52 232H51V231ZM107 230L108 232H105V231ZM136 230H139V231H136ZM247 230V231H248ZM10 231V230H9ZM56 231H58V230H56ZM104 231L105 232V235L103 234L102 235V232ZM234 231H237V232H234ZM244 231V232H243ZM3 232V231H2ZM6 232V231H5ZM4 232V233H5ZM89 232V233H88ZM103 232V233H104ZM136 232H138L137 234H136ZM17 233V232H16ZM19 233V232H18ZM21 233V232H20ZM0 234H1V230H0ZM22 234V233H21ZM61 235V237H60V235ZM1 235H3V233L1 234ZM7 235V234H6ZM14 235V234H13ZM13 235L11 236V235H9L10 237L9 238H13ZM16 235V234H15ZM17 235H20V234H17ZM16 235V236H17ZM23 235V234H22ZM89 235V236H88ZM49 236V237H50ZM53 236H51V237H53ZM64 236H65V238H64ZM84 236V237H85ZM100 236H102V237H105L104 239L102 238V237H100ZM126 236H128V238L126 237ZM1 237V236H0ZM3 237H4V235H3ZM50 237V238H51ZM53 237V238H54ZM63 237V238H62ZM259 237H261V238H259ZM12 238H11V240H12ZM19 238H20V236H19ZM17 239V241L18 240H20V242L21 243H25V242H27V241H24V240H26L27 238H29V237H26V239H25V237L22 239ZM48 237H46L45 239H43V240H46ZM47 239V241L49 240L50 242H51V239H53V238H51V239ZM54 238V239H55ZM61 238V239H60ZM71 238H69V239H71ZM74 238V237H73ZM3 239L5 240V237L4 238H1L0 240V243L1 242H3ZM8 239V238H7ZM30 239V238H29ZM31 239V240H32ZM35 239V238H34ZM39 239H40V237H39ZM78 239V238H77ZM80 239L81 240H79V245H81L80 247H78V249L80 248L81 249V247L83 246V245H86L87 243L86 242H84V243H82L81 244V242L80 241H82V240H84L85 241V238H81L80 237ZM88 239V238H87ZM103 239V240H102ZM10 240V241H11ZM14 240V239H13ZM16 240V239H15ZM15 240H14V242H15ZM21 240H23V241H21ZM100 240H101V242L102 243H100ZM106 240H108V241H106ZM119 240V241H118ZM7 241H9V240H7ZM7 241H4L3 243H6ZM17 241H16V244L18 245H21L20 243H17ZM33 242L35 241V240H32ZM32 241H29L28 240V242L27 243H30V242H32ZM55 241V240H54ZM69 241V240H68ZM71 241V240H70ZM87 241V240H86ZM104 241H106V242H109L108 244L106 243V244H104L103 242ZM11 242H13V241H11ZM14 242H13V245H14ZM32 242V243H33ZM37 242L39 243V241L37 240L36 241V244H37ZM43 242V241H42ZM52 242H53V240H52ZM52 242L51 243H49V244H52ZM75 242H77V241H75ZM94 242L97 244V245H100V246H98V247H96V248H94L92 245H95L94 244ZM32 243H30V244H32ZM41 243V242H40ZM44 243V242H43ZM58 243V244H59ZM86 243V244H85ZM22 244V245H23ZM26 244V243H25ZM24 244V245H25ZM30 244H28V246L30 245ZM47 243L45 242V245H46ZM49 244H47V245H49ZM72 244V243H71ZM70 244V245H71ZM4 245V244H3ZM6 245H9V243H6ZM5 245V246H6ZM10 245H12V244H10ZM17 245L15 246V249H17ZM19 245H18V248H19ZM46 245V246H47ZM55 245H57V244H55ZM60 245V244H59ZM58 245V246H59ZM70 245H68V246H70ZM75 245H77V244H75ZM36 246V245H35ZM37 246H38V244H37ZM40 246H42V245H40ZM40 246H38L39 247V249H37V247H35L34 249L37 251H42L45 247H43V249H41V247ZM52 246V248H54L55 249V247H53L54 245H51ZM51 246H48V247H51ZM72 246V245H71ZM8 247V246H7ZM21 247V246H20ZM25 247H27V245L25 246ZM31 247V246H30ZM32 247H34V244L32 245ZM76 247V246H75ZM74 247V253H76L77 251V249ZM84 247V246H83ZM85 247H87V246H85ZM4 248V249H3ZM3 250L5 251V248L6 247H4L3 246ZM8 248H10V247H8ZM12 248H14V247H12ZM27 248H29V247H27ZM27 248H23L22 249V251L23 250H26ZM52 248L51 249H48L49 251H52ZM63 248H64V246L62 247V250H63ZM67 248H70V247H67ZM72 248V247H71ZM71 248H70V250H71ZM1 249V250H2ZM19 249H21V248H19ZM30 249L31 248H29V254L30 255H28V256H26L27 254H28V251H26V252H24L23 254L25 255V257L22 255V253H20L19 255H20V257L22 256V258L24 259V260H26L27 259V257H28V261L30 262V260H31V257L33 258V261H35V262H37V261H39V264L41 263V262H43V261H49L48 263H46V262H44V264L46 263V264H55L56 262V264H62V263H64V264H66L65 262H63L64 260H62V258H59V255H57L56 254V256L55 255H53L52 256V254H49V251H46L47 253H48V255H50V260H49V258H47L48 256L46 255V253L44 252V251H42V252H40V256H38L37 254H39V252L38 253H36V251L34 250V253H33V251L31 250L30 251ZM47 249V248H46ZM45 249V250H46ZM53 249V250H54ZM73 249V248H72ZM83 249H86V248H83ZM6 250H7V248H6ZM14 250V249H13ZM61 250V249H60ZM69 250V251H70ZM122 250V251H121ZM11 250H9L8 251V253L10 252ZM57 251V250H56ZM63 251H66V247H65V249L63 250ZM62 251V252H63ZM67 251H68V249H67ZM66 251V252H67ZM76 251V252H75ZM80 250H78V252H79ZM0 252H2V251H0ZM6 252V251H5ZM5 252H3V253H5ZM12 252V255H13V251H11ZM11 252H10V254L8 255V256H12L11 255ZM18 252V251H17ZM16 252V253H17ZM32 252V253H31ZM44 252V253H43ZM59 252V250L57 251V253ZM66 252H63V253H65L66 254ZM71 252V251H70ZM73 252H72V257H73ZM77 252V253H78ZM86 252H87V249H86ZM90 252V251H89ZM86 253V254H90V253ZM92 252V253H93ZM16 253H14V256H16L15 254ZM19 253V252H18ZM36 253V254H35ZM44 254V255H42V254ZM60 253V252H59ZM63 253H62V255H63ZM69 253V252H68ZM67 253V254H68ZM33 254H35V255H33ZM53 254H55V253H53ZM70 254V253H69ZM80 254V253H79ZM108 254V255H107ZM1 255H2V253H1ZM5 255V254H4ZM32 255V256H31ZM41 255L42 256H46L45 258L47 259V260H44L43 258L44 257H42V258H40L41 257ZM61 255V256H62ZM81 255L83 256V253H81ZM81 255H79V256H81ZM111 255V256H110ZM14 256H12V257H14ZM17 256H18V254H17ZM16 256V257H17ZM55 256V257H54ZM57 256H58V258H57ZM67 256V255H66ZM107 256V257H106ZM4 257V256H3ZM6 257V256H5ZM38 258L39 257V259H36V258ZM51 257H53V261H52V258ZM76 257V256H75ZM87 257V256H86ZM90 257V256H89ZM109 257V258H108ZM9 258V257H8ZM18 258H19V256H18ZM18 258H16V259H18ZM71 258V257H70ZM74 258V257H73ZM72 258V259H73ZM82 258V257H81ZM85 258V257H84ZM84 258H82V259H84ZM106 258H108L109 259V261H106V260H108V259H106ZM7 259V258H6ZM6 259L5 260H3V261H6ZM12 259V258H11ZM11 259H10V261H11ZM43 261H42V260ZM56 259L57 260H59V261H56ZM65 260H66V258H64ZM69 258H67V260H68ZM72 259H69V261L71 260L72 261ZM79 259V258H78ZM78 259H76V261H78ZM87 259V258H86ZM90 259H92V257H90ZM2 260V259H1ZM19 260H20V258H19ZM19 260H17V261H19ZM40 260H41V262H40ZM56 262H55V261ZM85 260V259H84ZM15 261V260H14ZM27 261V260H26ZM26 261H23V262H25L26 263ZM32 261V260H31ZM33 261H32V263H33ZM51 261H52V263H51ZM76 261H73L72 262V264H78V262L80 263V262H82L81 264H83L85 261H86V263H88L87 262V260H85L84 262L81 260L80 261V259H79V261L78 262H76ZM91 262H92V260H90ZM106 261V262H105ZM7 262V261H6ZM11 262H13V260L11 261ZM19 262H22V260H20ZM18 262V263H19ZM62 262V263H61ZM74 262H76V263H74ZM15 263H17L16 261L14 262V264ZM25 263H21V264H25ZM28 263V262H27ZM31 263V262H30ZM30 263H28V264H30ZM70 263V262H69ZM69 263H67V264H69ZM85 263V264H86ZM1 264V263H0ZM5 264V263H4ZM7 264H8V262H7ZM10 264V263H9ZM36 264H38V263H36ZM43 264V263H42ZM71 264V263H70ZM91 264V263H90Z\"/></svg>",
  "mask_w": 264,
  "mask_h": 264
},
{
  "label": "rangeland",
  "instance_id": "rangeland-1",
  "mask_svg": "<svg viewBox=\"0 0 264 264\" xmlns=\"http://www.w3.org/2000/svg\"><path fill=\"white\" fill-rule=\"evenodd\" d=\"M9 1H12V0H9ZM21 1H22V0H21ZM32 1H35V0H30V3H31ZM37 1H38V0H37ZM39 1H41V2L39 3ZM39 1H38V4H37V2L35 1L37 6H34V8L36 7V9L32 8L33 10H35V13H37V14L39 15V16H38V15L36 14V18L39 17V18H38L39 21H41V20L43 19V18H42L43 14H41V12H39V13L41 14V15H40V14H39L38 12H36V11L39 10V9H37L38 7H39V8L42 7L41 5H43V8L46 7L45 10H46V9L49 10L48 8H51V9H50L51 12H52V8H53V7H55V8H53V9H56V10H54V11H55V13H56V12H57V13L54 14V12H52L51 15H49V14H50V12H49L50 10H49V11L46 10V11H47L46 13H49V14H47V15H48L47 18H49V16H50V18H52V14H53V15H57V16L60 15V16H58V17L56 16V19H57L56 21H54V20H55V17L52 18V20L50 21V24H49V22H46V20H49V19H47V18H45V16H43L44 19H46V20H44V19L42 20V21H45V22H43V23H46V24L43 25V26H45V28L43 27V28H44L43 30H45V29H48V30H47L46 33H45V31H44V33H43V30H42V36H43V37L40 38V42H39V41H38V43L36 42L37 45L34 44V47H32V46H33V45H32V46L30 47V48H31L30 50H31L32 53H33V62H34V64L36 63V64H38V66L41 64L40 66H44L45 70L47 69L48 72L50 71V72L53 74V71L51 70V69H53V70H54V73H56L55 75L53 74V75H54V78H53L52 76H49L50 78L47 76V78L49 79V82L52 81V82L50 83V84H51L50 88L55 86V88L50 89V90H54L55 92H57V97H56V96L53 97V94H55V93H54V91H51V94H52V97H53L52 100H51V103H52V101L54 100V101H53L54 103L52 104V106L55 105V107H56V106L58 107L59 105H61V106L58 107V108H60V109H57V107L54 108V109H56V110H55V112H53V113H55V114H57V115H58V113H59L61 117H58L59 115L56 116V117H57V118H60L61 120H63V121L60 120V122H61L60 124H63V123H64L63 125H66V127H68V128L66 129V128H64L65 126L63 127V125H62V127H63L64 129H66V130H65L66 132H65V133L63 132V133L66 135L67 130H72L71 133L74 131L73 133L75 134V135H74V134L72 133V134H73V137H74L75 139L78 138V139H76V140L73 139V137H71V136H72L71 133L68 131V133H70L69 137L72 138L73 141L75 140L73 144H74V145L76 144L75 146L73 145L74 147H72V148H73L72 150H74V151H72V152H73V153L76 152V153L74 154V157H72V159L68 157V158H69L68 161L71 162L72 164H75V163H76L75 165L77 166V168H76V166H73V165H71L70 163H68V162L66 161V158H65L64 161L67 162L68 164H66V165L64 164V165H65V167H64L63 163H60L63 159L61 160V159H60L61 157H60V158L57 157L58 155H53V152H54V151H51L50 154L47 153V152H48L47 149H46V150L44 149V148L47 147V146H45V147L43 148L42 145H44V144L46 145L49 141H47V140L44 141L43 138L47 139V137H46L47 135H43V133H39L38 131H36V132L33 131L32 135H34L33 137H36V139L32 138L33 140H32L31 138H29V136H21L23 139H24V137H25V138H26V141H28V139H29V140H30V143H29V144H27L28 142L26 143L25 139H24V141H25V145H23V144H24V141H21V139H19V140H20L22 143H19V141H18V137H17V139H16V141H15L14 139H15L16 137L13 139V136L15 135V134H13V132H12V131H13V127H11V125H10V129H9V126L5 125V124L8 122L7 119H6L7 116H6L5 118H3L4 116L1 117L2 120L0 119V122H1V121H2V122L0 123V127H1L0 129H3V130H0V140H1V141H0V146L2 147V148L0 147V152H1V153H0V164H1V165L3 164L2 166H3L4 168H3V167L1 168V166H0V172H1L0 174H2V175H0V176H1V177L4 176L5 179H3L4 177H3V178L0 177V183L4 184V183H7L6 181H8L7 184H9L10 186H7V189H9V187L11 188V189L8 190V192H10V194H13V193H14V195L17 194V193H18V194L15 195V199L12 201V203H13L14 206H13V205H7V206H9L8 209H9V208H10V209L12 208L11 210H13V211H12L13 213H12L10 210H9V212H8V209H6L7 206L4 207L5 210L2 209V213H4V215H3L2 213H0V214L3 215V217L0 216V224H1V225H0V230H1V234L3 233V235H4V237H5V240L3 239V242L9 240V241L6 242V243H9V245H6V243H3V242L0 243V251H2V252H0V263H1V264H4V263L7 264V262H8V264H9V263H10V264H14V262L16 261L17 263H15V264H21V263H25V262H23V261H26V260H27L25 264H28V263H30V262H31L30 264H36V263L39 264V261H37V262L33 261V258H32V257H31V260L33 261V263H32L31 260H30V262L28 261V260H29L28 257H27L26 260H24L23 258L25 257L26 254L24 255L23 253L26 252V251H28L29 248H31L30 251L32 250L33 253H34V250L36 249L35 247H37V249H39L38 246L42 245L43 247H45V248L43 249V247L40 246L41 249H43L42 251H44V252L46 253V255L48 256L47 258H49L50 255H48V253H47L46 251H49L48 249H51V248H52L51 245H54L53 247H55V249L52 248V251H49V254H52V256H53V255L56 256V254L59 255V258H62V260H64L63 262H65V263H66V262H67V263L70 262V263L72 264L73 261H76V259L79 258L80 261L82 260L83 262H84L85 260H87L88 263H86V261H85L83 264H85V263H86V264H90V263L93 264V262H94L93 259H95L94 257H96V256L93 257V254L95 253V254L97 255V253H96V252H93V251H92V252H93V253H92V252H91L92 248L89 249L91 246L88 247V244H90L89 241H91V243H93L92 240H90V238H91L92 236H89V235H88L90 238L87 237V235H86V236L84 235V236H85V237H84L83 234H82V236H80L81 238H85V241H84V240L80 241L81 244L84 243V242H86V243L88 242L87 244L85 243L86 245H83V244H82L84 247L82 246L81 249H80V248L78 249V247L81 246V245H79V244H80V243H79V240H81L80 237H77V238L79 239V240H78V239L73 235V234H76V233L78 232V228H77V227H75V228L73 227V228H72V227L70 226V232H71L70 234H72V238L69 237V238H71V239H69V238H67L68 236L66 237V239L69 240V241L67 240V243H69V244H67L66 246H65V245H62L61 243H59L60 241H61L62 243H66V241H62V240H64V239H62V240H58V241H59L58 243L60 244V245H59V244L57 243V240H56L55 237H57V238L59 237L58 234L56 235V233H57V232L60 233V229H58V228H60V227H57V226H59L58 224L60 223V219H59V217H61L62 213H64L63 210L65 211V208H66V210H67V208H68L70 211H71V210H72V211L75 210V207H74V206L76 205V204H75L76 202H75L74 200H76L77 195H76L75 198H74L73 196H75V194H74V193H76L75 191H79V190H75L74 188L78 189L77 184H79V182L82 180L81 178H83V180H85L84 177L87 176V177H86V179H87V178H88V174H89V176L95 174V169H96V168H94V167H93L94 169L91 168V165H92V166H95L94 164H95L96 162H98V161L100 162V160H101L99 157H103V156L106 154L107 151H106V152H103V153H102V151H101V153H99L100 150H101L102 148H105V149H106V147H107L106 145H108L106 142L109 141V140H110V142H111V140H112V136H113V141H112V143H109V144H112V145H113V144H115V145L117 144V145H116L117 147H116L115 145H113V148L115 147L116 149H113L112 147H110L109 150H111V151L113 150L112 152H115V151L118 149L119 146L121 147L122 145H124V144L126 143L125 141H126L127 139L130 138V135H132V134L134 135V134H135L134 136L132 135V137H133L132 139H138V138L144 137V135H145L148 131H144V132H146L145 134L142 133L144 127H142L143 129L141 130V126L139 127V125L141 124L140 122H143V124H144V123L147 124V122H144V121H146L145 118H147L148 116H150V117H152V119H151L150 117L147 118V121L150 119V120L148 121V124H149L150 126H149L148 124H147V125H144V126H146V128H147V129L145 128V130H148V128L150 127L149 131H151L150 133L153 134V136H152V134H151V138H152V137H153V138H152V139L149 138V140L151 139V141H150V145L153 144V143H155V140L153 141V139H159V141L156 140V142H158L157 145H154V144H153V146H151V147H150V145L147 146V147H150V148H149L150 151L148 150V148L144 147V151H145V152L143 151V153L140 152V151L143 150V148H141V147H143V146H141L142 144H141V145L139 144V145H140V146H139L140 148H139L138 150L136 149L137 151H139V152L137 153L138 155H136L135 152H132V151H131L132 153H134L135 158H138V159H139V158H140V154L143 155V154H145V153H147V152H148V154H149V152H151V150L154 148V146H155V149H156L155 151H156V152H158V153L160 152L162 155H163V153H166L165 155H169V156L171 157V154H169V153H173V152H171V151H172L171 149L173 148V151L175 152L174 147L177 149V147L179 146V149L182 147V148H181L182 150H181V149H180V151H178L179 149L176 150V154H174V155H175V156L177 155V151H178L179 154L183 153V156H182V157L180 156L181 159L178 158V157L173 156V157H175V159L172 157V158L174 159V160H172L171 158H169V156H167V158H168L169 161H170L169 164H173V165H172L173 167L170 166L171 169L174 168L176 165H177L178 167H180L182 164H184V162H185L184 165L187 166V162H189V160H187V161L185 160L186 158L184 157V154L189 150V149L186 150V148H187V146L190 147V146H189L190 144L188 145V143H187L186 148H185L186 151L183 150V148L185 147V145L183 146V145H182L183 142H182V144H181V142H179V141L181 140V139H179V137H181V135L179 136L180 133L177 134L178 137H176V138H177L176 140H177L178 142H177L176 140H174V139H175V134H174V133H178L177 131L174 132V130H176L178 126H175L176 128L172 129V127H174V125H176V122L178 121L176 118H178V117L180 118L181 115H182V117H183V116L185 115V113H187V111L182 112V114L180 113V116H179V114H178L179 112L177 113L178 110H176V109H175V111H176L177 114H175L174 109H173V111H172V110H168V112H166V113H169V115H167V116L165 115L166 118H167V120H168V117H169V118L171 117L168 121L172 120V121H170V122L172 123V122L175 120V122L172 124V126H171V124H170V122H169V124H170V128H169L168 125L166 126L167 128H164L165 126H162V127L164 128V131H167L168 129H169V131H170V129H172L171 133H169V132L167 131V134H169V135H173V134H174V136H172V137L170 136V137H169V135H167L166 132L164 133L163 129H161V127L158 126V125H163V123L166 122V119H165V116L162 114V113H165V112H164L165 107H164V109H162V108H161L162 105L158 103V102L161 101V99H160V96L158 95V94L160 93V91H159V89H157V88H159V87H161V86L159 85L160 83H159V84H157V83H158V81H159L158 79H160L159 75H163L162 73H165V72L167 71V69H169L168 64H169V65L171 64L169 58H171V61H172V57H171V55H169V54H171V53H169L168 55H169L170 57L168 56L167 58H168V62H170V63L167 64V61H166L167 58H165V57L167 56V54H165V53H167V52H165L164 50L162 51V49H164V47H166V46H163V48H162V46H161L159 49L156 48V47H154L155 41L157 42V40L159 41V40H163V39L168 40V38H169L168 36H171V33H170V34L167 33V34H169V35H167V37H168V38H167L166 35H164V34L161 33V29H162V28H163V29H164V28L166 29V26H167V28H169L170 25H171V27H172V26H173L172 23L175 25V24H176L175 22H179V21H180L181 23H180V22L177 23V24L175 25V27H173V28H179V29H177L178 32H180L181 30H184V31H181L182 35L185 34V32H187L186 34L189 33V35L191 34V35L193 36V35H195V33H196L197 35H199V33H202V32H204V33L207 32V33H208V31H210V32H211V33H209V34H210V35H209L210 37H215V36H217V35L220 36L221 34L224 35L223 32H222V29H223V31H224V30L226 31V30L229 28V27H227V26H224V25H227L228 23H229L228 26H231L232 29H235V28H234L235 24H237V26H235V27H237V28H239L240 26H241L240 28H242V27L245 25L244 22H246V21H245L244 17H247L248 14L251 15V13H248L247 11L251 10V7H253L252 5H251V6L248 5V7H250V8H249V9L247 8V3H248V1L251 2V3H253L254 5L256 4V5H255L256 7L254 6L255 9H257V7H258L257 5H259V4L261 3V4H260V7H259V9L262 8L261 12L264 11V10H263L264 8L261 7V6H264V4H263V2H261V1H259V0H254V1H255V2H256V1H259L260 3H259V2H256V3H255L253 0H252V1H251V0H248L247 2H246V0L242 1L243 3L245 2V4H246V10H244V9H245V5L243 4V5H244V9H242L241 11H239V10H237V11L241 12V15H242L243 17H242L241 15L239 16V12H236L235 10L233 11V9H230V10L228 11V13L231 14L230 11H232V15H234V16L236 15V16H238V17H240V18L242 17V18H241L242 20L244 19V22H242V21L239 22L240 19L238 18V19H239V20H238L239 24H238V22L235 23L236 20H237V19H236L237 17L235 18V22H233V21H234V20H233L234 17H233L232 15H230V14H228V16H229V18H230V16H231V18H233V19H231L232 21H231V20H230V21L227 20V21H228V23H227V22H226V19H229L228 17L224 20V17L227 16L225 11L228 10L229 8H232L233 6H237V5H238V3H237V5H235L236 3H235L234 5H232V4L234 3L232 0H228V1L226 2V4L228 3V5H229V2L232 1L231 4H230V5H232V6H230V5L228 6V5L224 4L225 0H221V1H223V2H222V3L219 2L218 4H217V2H216L215 0H213V1L215 2L214 4H216L215 6H214L213 3H210L212 0H211L210 2L208 1V5H207V6L205 5V4H207V3H205L206 0H204L205 2H204V1H201L200 5L205 3V4H204L205 6L203 5L205 8H203V9H206V10H205V11L203 10L204 12H202V13H204L205 15H204V14H203V15H200V16H199L200 18L198 17V18H199V19H198L197 16L195 17V14H193V15H192V19H191V17H190V19H189V18H188L189 16L186 18L188 21H187V20L185 21V20L182 19V17H181L182 15L184 16V14H183L184 12H183V13L180 12V13H182V14H179V12H178L175 8L173 9V11H174V10H175V12L177 11V14H178V15H181V16H177V17H176V13L173 12V11H170L171 14H169L170 12H169L168 10H170V8H171V9L173 8V7L171 6L170 3L167 4V3L169 2V0H164V1L161 0L162 3L160 2V0H158V1H157V0H153V2H151V0H146L147 3H146V1L144 0L145 3H143L142 5H140V2L137 1V0H131V1H130L131 3L129 2V0H125L126 3H123V2H125L124 0H123V1H122V0H117V1H118V4H116V2H117L116 0H112V2H110L111 0H110V1L107 0V4H104L105 7H102V5H103L104 2H106V0H105V1H104V0H90L91 3H90V2H86V1H89V0H86V1H85V0H82V1H81V0H78V3L76 2V3L78 4V6H77V4L75 3L76 0H75V1H73V0H53V2H54V1H57L56 3H55V2H54V3H51L52 0H51V1H50V0H48V1H47V0H43V1H42V0H39ZM44 1H47L48 3H47V2L45 3ZM49 1H50V2H49ZM66 1H68V2L65 3ZM72 1H73V3H72ZM83 1H84V2H83ZM98 1H99V2H98ZM103 1H104V2H103ZM119 1H122V4H121V2H119ZM133 1H134V2H133ZM155 1H156V2H155ZM166 1H167V3H165ZM199 1H200V0H199ZM219 1H220V0H219ZM234 1H236V0H234ZM237 1H238V0H237ZM237 1H236V2H237ZM239 1H240V0H239ZM18 2H20V1H18ZM61 2H62V3H61ZM70 2H71V3H70ZM85 2H86V3H85ZM113 2H115V3H113ZM132 2H133V3H132ZM150 2H151V3H150ZM157 2H158V3H161V4H158ZM195 2H197V1H195ZM242 2H241V1L239 2V3L241 4V5L239 4L240 6H242ZM20 3H21V2H20ZM41 3H42V4H41ZM44 3L46 4L45 7H44ZM50 3H51V4H50ZM68 3H69V4H68ZM79 3L81 4L80 6H81L82 9L79 7ZM82 3H84V4H82ZM153 3H155V4H153ZM156 3L158 4V6H156ZM163 3H165V4H163ZM189 3H190V2H189ZM189 3H188V4H189ZM209 3L212 4L213 7L210 6ZM32 4L35 5L34 2H32ZM40 4H41V5H40ZM47 4H48V6H47ZM54 4H55V5H54ZM59 4H61V5H59ZM62 4H63V5H62ZM67 4H68V5H67ZM71 4H72V5H71ZM75 4H76V5H75ZM86 4H87L88 7H87V6H84V5H86ZM88 4H89V5H88ZM90 4H92V5H90ZM96 4H97V5H96ZM115 4H116V5H115ZM123 4H126V5L124 6ZM138 4L140 5V7H139ZM193 4H194V2H193ZM197 4H199V2H198ZM197 4H195V5H197ZM220 4H222V7L226 5L225 8H227V9H224V10H223L222 8H220V9H218V10H219V11H218L216 8H218V6L221 7ZM248 4H249V3H248ZM30 5H31V4H30ZM33 5L30 6V7H33ZM39 5H40V6H39ZM49 5H50V6H53V7H50ZM98 5H99L100 7H99ZM104 5H103V6H104ZM113 5H115V6L113 7ZM117 5H118V6H117ZM122 5H123L125 8H126V7H128V8H127V9H124ZM127 5H131L130 7H132V8H130V7L127 6ZM134 5H135V6H134ZM148 5H150V6H148ZM161 5H162L163 7H165V8H162ZM164 5H165V6H164ZM169 5H170V6H169ZM191 5H192V3L190 4V6L188 5L187 7H189V8L191 7V8H192L193 5H192V6H191ZM217 5H218V6H217ZM59 6H60L61 8H58ZM62 6H63V8H62ZM64 6H65V7H64ZM76 6H77V7H76ZM107 6H108V8H107ZM147 6H148V7H151V8H152L151 10H153V12H152L150 9H148ZM153 6H154V7H153ZM159 6L162 8V10L159 9ZM167 6H168L169 8H166ZM197 6H199V5H197ZM209 6L212 7L214 10L216 9L217 12H216V10H215V12H214L213 10H212V11L210 10V14H207V13H206V12H207V8H208V9H211ZM227 6H228L229 8H228ZM47 7H48V8H47ZM67 7H69V8H67ZM70 7H71V8H70ZM97 7H98L99 9H98ZM138 7H139V8H138ZM200 7H201V9H199V8H197V9H198L199 11H202V5H201ZM206 7H207V8H206ZM215 7H216V8H215ZM43 8H42V9H43ZM64 8H65V9H64ZM83 8H84V9H83ZM89 8H91V9H89ZM104 8H105V10H104ZM112 8H113V10H112ZM114 8H115V10H114ZM116 8H120V10L117 9V11H116ZM143 8H144L145 10H144ZM153 8H155V13H156V14L154 13V9H153ZM157 8H158V9H157ZM189 8H188V9H189ZM223 8H224V7H223ZM233 8H234V7H233ZM237 8H238V6H237ZM239 8H243V6H242V7H239ZM239 8H238V9H239ZM40 9H41V8H40ZM67 9H69V10L67 11ZM73 9H74V10H73ZM76 9H78V10H76ZM87 9H88L89 11H88ZM122 9H123V10H122ZM130 9H131V10H130ZM132 9H133V10H132ZM135 9H136L137 12L135 11ZM141 9H142V10H141ZM146 9L150 10L151 12H146V11H148V10H146ZM156 9H157V11H156ZM235 9H236V8H235ZM247 9H248V10H247ZM259 9H257V11H256V10H254V9L252 8V12L255 11L257 14H258V12L260 13V15H259V14H258V15L261 16V17L258 18L259 16H258L256 13L253 12L254 14H256V17L259 19V20L256 19V21H258V22H259L260 20L263 21V19H264V16L262 15V14H264V13L262 12V14H261V12H260ZM43 10H44V9H43ZM43 10H42V11H43ZM60 10H61V11H60ZM62 10L65 12L64 15H63V13H62ZM70 10H73V12L70 11ZM84 10H85V11H84ZM101 10H102V11H101ZM103 10L105 11V12H104L105 15L103 14ZM125 10L128 11L129 13L126 12ZM129 10H130V11H129ZM138 10H139V11H138ZM143 10H144V12H145L144 15H142V14H143ZM165 10H166V11H165ZM189 10H190V9H189ZM195 10H196V8H194L193 11H194V12H197V11H195ZM258 10H259V11H258ZM39 11H41V10H39ZM69 11H70V12H69ZM77 11H78V12H77ZM81 11H82V12H81ZM110 11H113V12H110ZM140 11H141V13H140ZM162 11H163V12H162ZM164 11H165V12H164ZM167 11H168L169 13L165 14ZM199 11H198V12H199ZM208 11H209V10H208ZM220 11H221V12H220ZM244 11H245V13H246L247 16L243 15V14H244ZM44 12H45V11H44ZM68 12H69L70 15L67 14ZM90 12H91V14H92L93 16L90 14ZM101 12H102V13H101ZM116 12H117V13H116ZM123 12H124V13H123ZM125 12H126V13H125ZM131 12H132V13H131ZM189 12H190V14H192V13H191L192 11H189ZM211 12H213V13H211ZM242 12H243V13H242ZM42 13H43V12H42ZM58 13H59V14H58ZM78 13H79V14H78ZM88 13H89V14H88ZM109 13H110V14H109ZM112 13H113V14H112ZM114 13H115L116 15H115ZM138 13H139V14H138ZM148 13H149V14H148ZM151 13H152V14L154 13V16H153ZM162 13H163V15H162ZM174 13H175V15H174ZM199 13L201 14V12H199ZM214 13H215V14H214ZM219 13H220V14H219ZM233 13H235V14H233ZM236 13H237V14H236ZM66 14H67V17H69V18H67V17L65 16ZM73 14H74L75 16H74ZM80 14H81V15H80ZM86 14H87V15H86ZM107 14H108L109 16H108ZM118 14H119V15H118ZM123 14H124V15H123ZM127 14H128V15H127ZM129 14H132V15H134V16H131V17H130ZM150 14H151V15H150ZM164 14H165V15H164ZM172 14H173V15H172ZM186 14H188V12L185 13V16H186ZM213 14H214V16H213ZM45 15H46V14H45ZM72 15H73V16H72ZM88 15H89V16H88ZM103 15H104V16H103ZM110 15H111V16H110ZM112 15H114V17H113ZM117 15H118V16H117ZM137 15H138L139 17H137ZM146 15H147L148 17H147ZM149 15H150V16H149ZM167 15H169V16H167ZM188 15H189V14H188ZM209 15H210V16H209ZM224 15H225V16H224ZM250 15H249V16H250ZM63 16H64V17H63ZM70 16L72 17V19H71ZM87 16H88L89 18H88ZM90 16H92L93 18L90 17ZM116 16H117V17H116ZM128 16H129V17H128ZM143 16H144V19H143ZM158 16H159V18H158ZM160 16H161V17H160ZM166 16H167L168 18H167ZM174 16H175V17H174ZM193 16H194V18H193ZM202 16H203V17H202ZM205 16H206V17H205ZM217 16H218V17H217ZM219 16H220V17H219ZM223 16H224V17H223ZM252 16H253V15L250 16L251 19L247 17V19H249V20H248L249 22H252V21H251V20H252ZM262 16H263V17H262ZM40 17H41L42 19H41ZM65 17H66V18H65ZM84 17H85L87 20L90 19L89 22L91 21V23H89V22L85 19L86 21H84V25H83ZM110 17H112V20L115 21V23L110 19ZM120 17H121V18H120ZM132 17H133V18H132ZM134 17H135V18H134ZM149 17H151V18L149 19ZM153 17H154L155 19H154ZM162 17H163L164 21H163L162 19H160V18H162ZM164 17H165V18H164ZM173 17H174L176 20L179 18V20L176 21ZM222 17H223V21L226 22V23L224 24V23L222 22L224 25L221 23V24H222V28H221V26H219V25H221V24H219V22H221ZM254 17H255V16H253V19L256 18V17H255V18H254ZM58 18H61V20H59ZM73 18H78L77 20L75 19L76 21H79V20H80L79 18H81V20H82V26H83V27L81 28V25H80V24H81V22H80L81 20L79 21L80 23H79V22H77V23H76V22H71L72 20L75 21ZM101 18H102V19H101ZM106 18H107V19H106ZM113 18H114V19H113ZM115 18L118 19V20H115ZM119 18H120V19H119ZM129 18H131L132 20H133V19L135 20V21H134V20H133V21H134V23L136 24V26H135V24L133 25V23H131V22H133V21L130 20ZM139 18H141V19H139ZM146 18H147V19H146ZM180 18H181L183 21H182ZM202 18H203V19H202ZM204 18H205V19H204ZM209 18H210V19H209ZM62 19H63V20H62ZM92 19H93V20H92ZM99 19H100V21H102V22L98 21ZM105 19L107 20V22L110 20V21H109V26H110V22H111V26H110L111 28L108 27V23L105 22V21H106ZM125 19H126V21H125ZM128 19H129V20H128ZM136 19H137V21H136ZM153 19H154V20H153ZM165 19L167 20L166 23H165V21H166ZM172 19H173V20H172ZM206 19H207L208 21H207ZM211 19H212V20H211ZM217 19H218V20H217ZM122 20H123L124 22H123ZM141 20H142V21H141ZM143 20H144V21H143ZM170 20H171V21H170ZM174 20H175V21H174ZM189 20H190V21H189ZM193 20H194V21H193ZM213 20H214V21H213ZM52 21H54V24H55V25L53 24ZM58 21H59V22H58ZM60 21H61V22H60ZM62 21H63V22H62ZM117 21H118V24H116ZM130 21H131V22H130ZM145 21H146V22H145ZM156 21H157V22H156ZM161 21H163L166 25L163 24V26H162V23H163V22L161 23ZM192 21H193V22H192ZM195 21H196V23H194ZM206 21H207V23L204 24ZM210 21H211L212 23H211ZM256 21H253L254 23L252 22V26H255L254 24H256V26H257V24H258V27H251V23L246 22L247 24H250V26L248 25L249 28L244 29V27H245V26H244L242 29L239 28L240 31L236 28V30H238V32H239V33H238L237 31H234V32H233L232 30H230V28H231V27H230V28L228 29V31H227L228 34H226V36L229 37V32H230V36H234L233 33L236 35L235 32H237L239 35H240V32H241V35H243L242 32H244V35H243L244 37H242L241 35H240V36H241V37H240V36L238 35L239 37H238V36H237V37H238L239 39L237 38V39H235V40H236V41H239L240 38H244V41H243V40H241V41H242V42H245V41H246V42L244 43V45H247L248 39L245 40V37L247 36L246 38H249V36H248V35H245V34H246V33L248 34V33L251 32L249 35H250V37H251L250 39H251L253 42L250 41L251 43L249 42V45H251V46L249 47V45H248V47H247V48H250V49H251V51H250L251 53L249 52L248 49H246V50L243 49V47H246V46H244V45L242 44L241 41H239V42L234 41V43H232V46H230V47H233V46H234V47H237V48H235L236 51H235L234 48L231 50V53L233 52V57H234V58H239L238 56H240V55H238V53H237V55H238V56H237L236 53H234V52H237V50H238L239 53L242 52V55H241V56H242L243 58H244V57H245V58H244V59H243V58H242V59L240 58V61L238 62V66H239V68H236L237 65H236V64H233L234 62H236V61L233 59L234 62H233V63H229V65H228V66L231 67V69H230V67L228 68L227 66H225L224 69L222 70V71H225V72H222V74H224L223 77H225V79H224V78H222V79H224L225 83L227 84L228 81H230V82H228V83L233 84V85L236 83L234 86H235V87L238 86L237 88H239V89H240V87H241V88L244 87V89H245V86L247 85L246 83H249V84H250V82H254L255 80L257 81V84H259V86H257V87L264 88V81H262V80H264V79H263V78H264V73H263V72H264V71H263L264 68H262V66L264 65V62H263V63L261 62V61H264V60H261V59H264V58H260V56H261V57H264V56H263V54H264V41H263V39H264V37H263V36H264V35H263V34H264V28H263V27H264V26L262 25V24L264 23V21H263V22L261 21V23H260V22H259V23H258V22L255 23ZM51 22H52V23H51ZM55 22L57 23V25H56ZM85 22H87V23H86L87 25L85 24ZM98 22H99V23H98ZM120 22H121V23H120ZM125 22H126L127 24H129L128 26H130V24H131L130 29H133L134 27H135L134 31L137 29V31H135L137 34H135V32L133 31V33H134L136 36H138V37H135V35H134L135 41L139 40V41H137V43L134 41L133 35H132V33H131L132 30L129 31V27L127 26V24H126ZM138 22H139V23H138ZM153 22L156 23V25H158V26H156ZM170 22H172V23H171L170 25H168V23H170ZM188 22H189V23H188ZM203 22H204V23H203ZM230 22H233V23H230ZM47 23L49 24V28H46V27L48 26ZM59 23H61V27H60V24H59ZM66 23H67V25H65ZM68 23H70V25H69ZM73 23H76V24H73ZM78 23H79L80 28H81V29L79 28V30L77 29V28L79 27V25H78V26H73V25H77ZM88 23H89V25H88ZM102 23H104V24H102ZM112 23H114L118 28L113 24V27L115 26L114 29H113V27H112ZM137 23H138V24H137ZM140 23H141V24H140ZM147 23H148V25H147ZM149 23H150V24H149ZM157 23H159V24H157ZM191 23H192V24L194 23V25H192ZM199 23H201V24H199ZM217 23H218V25H217ZM240 23H242L243 25L240 24ZM51 24H52V25H51ZM58 24H59V25H58ZM91 24H92V25H91ZM101 24H102V25H101ZM185 24H186V25H185ZM189 24H190V25H189ZM195 24H196V25H195ZM197 24H198V25H197ZM202 24H203V25H202ZM231 24H233L234 26H232ZM247 24H246V26H247ZM85 25H86V27H87V26L89 27V28H87V29H89V30L86 29L88 32L90 31V33H89L90 36H89V37H91L92 39L96 38V39H94V40L96 41V40L98 39V41L100 42V44L98 43V41L96 42V43H98L99 48H100L101 46L103 47V45H105V44H102L103 42H106V45L109 44V43H110V44L112 43L111 46L113 45V47H108V48H112V50H114V46L116 45V44H114V42H112V41H115V40H116L117 44H118V45L120 44L119 46L116 45V47H115V51L117 52V55H118V56H114V55L116 54V52L113 51L115 54H112L111 49H109L110 51H108V48H107V51L105 50L107 46H110V44L107 45V46H104V47L102 48L103 51H102V49H101V51H102V52H101V53H102L101 55H103L101 60L104 62V63H103V64L105 65L104 67H105V68H108L107 71H110L109 68L112 66V65L110 66V64H114L113 62H115L116 65H115V64H114V65H115L116 67H117V65H118L117 68H119V69H118V70L116 69L118 72H120L121 69L125 66V64L122 63L123 61L126 60V61L128 62V60H129V63H128V64H129V65L131 64V65L129 66V67H130V70L127 69V68H129L128 66H125V67L122 69V72H121V73H123V71H124V74H122V75L120 74V76H119V74L117 75V72H116V71H115L116 74L113 72V71L115 70V69H114L115 67H114V65H113L112 67H114V68H113L114 70H113L112 67H111V69H112L113 71L111 70V71L108 72V73H109V76H110V73H111V72H112L111 74H114V75L111 76V77H112L111 79H110V77L107 75V79H108V77H109V79L112 80V83L115 82V84H110L111 81H109V80H107V82L109 83V85H112L113 87L116 85V87H114V88H115V91H116V89H117L118 87L120 88V89H117V92H115L114 89H113V90L111 89V91L115 92L114 94H113V92H112V94L115 95V96L117 95V93H120V92L124 94L125 92H127V90H129V87H130L131 89H132V87H133L134 89H132V91H134V94L132 93V95H133V96L135 95V96H134L135 98H134L133 96H131V94H130L131 92L128 93V92L131 91V90H129V91L125 94V95H128L131 99H129V98H127V97L125 98V96H124L123 94L120 95V94H121V93H120V94H118L119 97L117 96V100H116L115 98L111 97V96H110V93H109V96H110V97H109V96H106V93H108L107 90H106L107 92H106L105 90H103V91H105V92H103L102 90H100V91H99L100 93H98V96H99L100 99H97L98 97L96 96L95 99H94V101H93V102H95V100H96V102L98 103V104L95 103L96 105L94 104V106L96 107V108H95V110H96L95 112H99V113H97V116L95 115V116H96L95 118L97 119L96 122H95L96 124H95V123H92V126L95 124V125L98 126L100 129H101V127H100V125H98V121H99V124H101L102 122H105V120H107V117H108L107 115H110V114H111V115L113 114L112 117L114 118V120H113V118H112L111 115H110V116L108 117V120H107V121H111V120H113L114 122H116V120L118 121L120 118L118 119V115H117V116H115V115H116V114H119V116L121 117L119 110L123 113V114H122V117L125 116V122H126V125H128V124H127L128 119H131V117L133 116V113H134V112H133V113L131 112V115H132L131 117H130L129 114H126L127 111H128V110H125V109L127 108V106H128L127 104H129V103L131 102L130 108L132 109V111H134L133 109H135V108H133V107H134V106L136 107V109H135V113H136V115H135V113H134V116H136V117H135V118L132 117V119H133V120L131 119L132 121L129 120V121H131V122L136 121V122H134V123H136L137 125H133V128L136 126V127H135V131H136V132L133 130L134 132L132 133V130H131L132 128H130L131 131H129V132H131V134H130V135L127 134V138H125L126 135H125V136L123 135V132H124V131L121 132V133H122V136H123V138L121 137L122 140H121V139L118 140V138H117V141H118V142L120 141V143H113L114 140H115L114 137H116V136L118 135V134H117V132H118V131H117L118 128H117V130H116V128H115V126H114V125H116V123H113V122L111 121V123H112V125H113L114 127H113L112 125H111V126L115 129V131H116L115 133L117 134L116 136H114V135H115V133H114V131H113L114 129L111 131L112 133H109V134L106 133V132H110V131H109V130H110V129H109L110 126L107 127L109 124L106 122V123H107V125H106V123H105L104 127H107V128L109 129V130H108V129L106 128L108 131H106L105 133L108 134V137H110V138H109V140L104 141V138H105V137H103V136H104V135L107 136L104 132L102 133L101 130H100L98 127H96L95 125L93 126V127H95V128H93L92 126H91V127H88V126L91 125V124H89L90 122L88 121V119H87V118H84L83 116H81V113H80V115H79L78 113H76V112H78V111L76 110L75 107H74V108H75L74 110H76V111L71 110V108L73 109V107H72L71 101L69 100V97H68L67 93L65 92V91H66V90H65V89H66V86H64V85H66L67 82H69V81L71 80L70 77L73 76V75H72V72L68 71L69 69L67 70V68L65 67V66H66L65 62H62V60L65 61V58H64V57H65V54L63 55V57L61 56L62 53H65V51L63 52L62 50H65V49L67 50V49H68V48H64V45L67 44V41H66V40H67V37H68V36H66V35H68V33H69L68 30H69V29H70V30L73 29L72 31H70V32H72V33H70L69 38H70V36H72V34H74L70 39L74 40V43H76L75 40L78 42V40L76 39V37L74 38V36H77V35H78L81 31H83V30L85 31V28H84ZM103 25H104V26H103ZM119 25H121V28H120ZM132 25H133V26H132ZM139 25H140V28H139ZM141 25H142V26H141ZM144 25H145V26L147 25V26L144 27ZM151 25H152V28L150 27ZM153 25L156 26L157 28L154 27ZM159 25H161V26H159ZM164 25H165V26H164ZM177 25H178V26H177ZM182 25H183V26H182ZM215 25H216V26H215ZM238 25H240V26H238ZM51 26L53 27V30H52V27H51ZM67 26H68V27H67ZM71 26H72V27H71ZM90 26H91V27H90ZM106 26H107V28L109 29L108 31H107ZM137 26H138V27H137ZM148 26H149V27H148ZM186 26H187V27H186ZM188 26H189V27H188ZM193 26H195V27H193ZM260 26H261V27H260ZM58 27H60L61 29L58 28ZM76 27H77V28H76ZM95 27H96V28H95ZM131 27H132V28H131ZM159 27H160V29H159ZM161 27H162V28H161ZM181 27H182V28H181ZM184 27H185L186 29H184ZM199 27H201V28H199ZM218 27H220L221 30H220V28H218ZM224 27H227V28H224ZM50 28H51V31H52L55 35L57 34L56 36H55V35H52L53 33L49 30ZM54 28H55V29H54ZM57 28H58V29H57ZM63 28H64V29H63ZM67 28H68V29H67ZM105 28H106V29H105ZM138 28H139V30H138ZM141 28H142V29H141ZM195 28H196V29H195ZM210 28H211V29H210ZM216 28H217L218 30H217ZM250 28H255V29H250ZM257 28H259V29H262V28H263V29H262V32H261V31H260V33L258 32V33H259L258 36H257V34H256L257 31H258ZM76 29H77V31H78L79 33L76 31ZM82 29H83V30H82ZM91 29H92V30H91ZM104 29H105V30H104ZM110 29H111V30H110ZM121 29H122V30H121ZM127 29H128V30H127ZM148 29H149V31H148ZM158 29H159V32L157 31ZM163 29H162V30H163ZM188 29H190L191 31H192V30H193V31H196L197 29H198V31H199V29H200V31H202V29H203L204 31H202V32H198V31H196L195 33H193V31L191 32L190 30L187 31ZM208 29H209V30H208ZM214 29H215V30H214ZM243 29H244L245 31H244ZM58 30L61 31V33H60ZM63 30H64L65 32H64ZM125 30H126V32H128V33H125V32H124ZM141 30H142V31H141ZM144 30H145V31H146V30L148 31V32H146L147 34L145 33ZM177 30H176V31H177ZM205 30H207V31H205ZM229 30H230V31H229ZM242 30H243V31H242ZM247 30L250 31V32H248ZM57 31H58L59 33H58ZM87 31H85L84 33H86ZM104 31H105V32H104ZM106 31H107V32H106ZM109 31H110V33H109ZM111 31H112V32H111ZM114 31H115V32H114ZM116 31H117V32H116ZM122 31H123V32H122ZM138 31H139V32H142V33H140V34H141L143 37H142L141 35H139V32H138ZM151 31H152V32L155 31V32L152 33ZM217 31L220 32L221 34H217V33H218ZM231 31H232V32H231ZM246 31H247V32H246ZM253 31L256 32V33H254V35H253ZM49 32H50V34L47 35V33H49ZM67 32H68V33H67ZM73 32H77L78 34H77V33H73ZM95 32H96L97 35L95 34ZM103 32H104V33H103ZM119 32H120V33H119ZM129 32H130V33H129ZM178 32H177V33H178ZM190 32H191V33H190ZM216 32H217V33H216ZM245 32H246V33H245ZM84 33H83V34H84ZM93 33H94V35H93ZM105 33H109L110 35H109V34H105ZM111 33H113V34H111ZM124 33H125V34H124ZM156 33H157V34H156ZM160 33H161V34H160ZM181 33L178 34V35H180L179 37H183V36L181 35ZM192 33H193V34H192ZM207 33H206V34H207ZM225 33H226V32H225ZM231 33H232V35H231ZM261 33H262V34H261ZM44 34H46L47 37H45ZM63 34H65V37H66V38L64 37ZM80 34H81V33H80ZM80 34H79V35H80ZM98 34H99V36H98ZM100 34H102V35H100ZM103 34H104V35H103ZM115 34H116V35H115ZM117 34H118V35H117ZM129 34H130V36H131V39H130V38L128 39V35H129ZM173 34L176 35V32H174ZM173 34H172V36H173ZM216 34H217V35H216ZM251 34H252L253 36H252ZM255 34H256V35H255ZM50 35H51V37H50ZM114 35H115L116 37H115ZM123 35H124V36H123ZM149 35H150V36L152 35L151 38H153V39H151ZM197 35H195L196 38H197ZM212 35H213V36H212ZM58 36L61 37V38H59ZM82 36H83V35L81 34V38L83 39L84 36H83V37H82ZM86 36H88V33H87V35L85 34V37H86ZM92 36H93V37H92ZM100 36H101V37H100ZM118 36L120 37V39H119ZM130 36H129V37H130ZM146 36H147V37H146ZM154 36H155V37H154ZM160 36H161L162 38H161ZM172 36H171V38H175L176 40L179 38L177 35H176V36H177L178 38H176V36H175V37H174V36L172 37ZM184 36H185V39H186V37H187V38L189 37V39H192L190 36H186V35H184ZM209 36H208V37H209ZM226 36L224 35V36H221V37H226ZM62 37H64V38L66 39V40L64 39L65 42H66V44H65L64 41L61 40ZM102 37H103V38H102ZM104 37H105V38H104ZM109 37H110V38H109ZM144 37H145L146 39H144ZM234 37H235V36H234ZM256 37H257V38H256ZM53 38H54V39H53ZM73 38H74V39H73ZM77 38H78V36H77ZM99 38H100V39H99ZM106 38H107V39H106ZM115 38H116V39H115ZM125 38H126V39H125ZM132 38H133V39H132ZM148 38H149V39H148ZM158 38H159V39H158ZM160 38H161V39H160ZM171 38H170V40L172 41V43H174V42H173L174 40H172ZM42 39H43V40H42ZM84 39H85V38H84ZM84 39H83V40H84ZM86 39H88V38H86ZM121 39H122V41H121ZM182 39H184V37L181 38V40H182ZM189 39H188V40H189ZM233 39H234V38H233ZM250 39H249V40H250ZM260 39H261V40H260ZM60 40H61V42H60ZM72 40H69L68 42L70 43V41H71V43H73ZM79 40H81L80 37H79ZM83 40H82V41H83ZM101 40H102V41H101ZM123 40H125V41L123 42ZM128 40H129V41H128ZM130 40H131V42H130ZM147 40H148L149 42H148ZM192 40H193V39H192ZM259 40H260V42H259ZM47 41H48V42H47ZM49 41H50V42L52 41V43L55 42L56 45H60V46H61V44H62L63 46H61V49H59V48H60L59 46H58V49H56V50H58V51H59V50H61V51H60V52L56 51L55 48H57V46L54 45V44H52V43H51V46H50V42H49ZM107 41H108L109 43H108ZM110 41H111V42H110ZM127 41H128V42H127ZM132 41L135 42V44H137V45H138V42L141 41V42H140L141 44L139 43V44H140V46H139L140 48L138 47V49H139V50H138V51H139L138 53H137V51H136V49H137L136 46H137V45L134 46V43H133ZM144 41H147L148 44L145 43ZM177 41H178V40H177ZM177 41H176V42H177ZM190 41H191V40H190ZM254 41H255V42H254ZM43 42H44L45 45L42 44ZM45 42H46V43H45ZM101 42H102V43H101ZM126 42H127V44L130 43L129 46H126V45H127ZM178 42H180V38H179V41H178ZM182 42H184V41L182 40L181 43H182ZM186 42L188 43L189 41L186 40V41H185V44H186ZM199 42H200V43H199ZM201 42H202L203 45H201ZM257 42H258V43H257ZM39 43H40V44H39ZM71 43L69 44V46L71 45ZM190 43H191V42H190ZM198 43H199V44H198ZM204 43H205V42H204ZM204 43H203L202 40L196 42V45L198 44V46L194 45L195 43H192L194 48H195V46L198 47L195 51H198V50H204V49L206 48V49L204 50V52H205L204 54H203V51H198V52H200V53L202 52V53L198 56V57H199V61H198V63H197V61H195V62L199 65V66H198V65L195 63V66L197 65L198 67H197V66H196V67H197L198 69H199V68H203V64L206 63L205 61L208 60V59H206V57H207L208 54H210V53L212 52V50L214 49V48H211V47H213V46L210 45V48H209V49H212V50L209 51V49H208V52H209V53H208V52L206 51V50H207V47H205L206 44H208V43H205V45H204ZM236 43H237L238 45H240V43H241V45H243V46H237ZM252 43H253V44L255 43L256 46H255V45L252 46ZM38 44H39L40 46H39ZM101 44H102V45H101ZM131 44H132V45H131ZM149 44H150V45H149ZM67 45H68V44H67ZM67 45H66V46H67ZM98 45H95V46H98ZM100 45H101V46H100ZM130 45H131V46H130ZM145 45H146L147 47H146ZM148 45H149V46H148ZM172 45H173V44H171V46H172ZM187 45H190V46H191V44H189V43H188ZM36 46H37V47H36ZM46 46H47L48 48H51V47H52L51 50H52L53 52L55 51V52H54V55H53V53H51V52H52L51 50L48 51V48H47ZM49 46H50V47H49ZM53 46H54V48H53ZM55 46H56V47H55ZM117 46H118V48H117ZM124 46H125V47H124ZM141 46H142V47H141ZM202 46H203V49H202ZM208 46H209V45H208ZM261 46L263 47L262 49H261ZM39 47H40V49H38ZM62 47H63V49H62ZM67 47H68V46H67ZM126 47H128V48H126ZM145 47H146V48H145ZM172 47H173V46H172ZM172 47H170V48H172ZM188 47H189V46H188ZM188 47H186V48H188ZM193 47L191 46L189 49L191 50ZM200 47H201V48H200ZM251 47H252V48H251ZM254 47H255V48H254ZM36 48H37L38 50H37ZM45 48H47V49H45ZM134 48H135V51H136L137 54L134 52V50H133ZM194 48H193V49H194ZM253 48H254V50H252ZM257 48H259V50L261 49V51L259 52V51L257 50ZM1 49L4 50V48H1ZM42 49L47 50L48 52L51 51V52H50V53H51V56H49L50 53L45 52V51L42 50ZM119 49H121V50L119 51ZM146 49H147V50H146ZM153 49H154V51H153ZM172 49H173V48H172ZM193 49H192L191 52L194 51ZM239 49H240V50H239ZM255 49H256V50H255ZM2 50H1L0 52H2ZM40 50H41V54L46 55V54L48 53V54H47L48 56H45V57H44L43 55L39 54ZM104 50H105V52H104ZM117 50H118V51H117ZM127 50H131V51H127ZM145 50H146V51H145ZM148 50L151 52V54H149V51H148ZM151 50H152V51H151ZM176 50H177V49H175V50L173 49V50H171V52H174V51L176 52ZM186 50H187V49H186ZM247 50H248V51H247ZM125 51H126V52H125ZM157 51H158V52H157ZM161 51H162V52H161ZM167 51L170 52L169 49H168ZM188 51H189V50H188ZM256 51H257V52H256ZM262 51H263V52H262ZM103 52H104V53H103ZM108 52H109V54L111 53L109 56H112V55H113L114 57L112 56V59H114V60H116V61H112L111 57H110V59L108 58ZM133 52H134V53H133ZM140 52H141L142 54H139ZM146 52H147V53H146ZM152 52H154L153 54L157 55V57H156L157 59H154V58H155V55L152 56ZM155 52H156V53H155ZM245 52H246V53H245ZM253 52H255V53L252 54ZM2 53H3V52H2ZM2 53H0V54H2ZM34 53H35V54H34ZM45 53H46V54H45ZM106 53H107V54H106ZM121 53H122V55H121ZM126 53H127V54H126ZM228 53H229V52H228ZM247 53H248V54H247ZM59 54H60V55H59ZM104 54H106L107 56L104 55ZM131 54H132V55L134 54L133 57H135V56H137V55H139V57H143V58H140V60L143 59V60H141V61H143V62H141V61L139 62L138 56L135 57V58H137V60H138V61H137L135 58L132 57ZM143 54H144V55H143ZM146 54H148V55H146ZM159 54H161V55H159ZM240 54H241V53H240ZM255 54H259V55L257 56V55H255ZM39 55H40V56H39ZM52 55H53L54 57H52ZM66 55H67V53H66ZM120 55H121V56H120ZM123 55H124V56H123ZM141 55H142V56H141ZM149 55H150V56H149ZM158 55H159L160 57H162V59H161ZM163 55H164V56H163ZM206 55H207V56H206ZM244 55H245V56H244ZM247 55H249V56H247ZM56 56H59V57H56ZM104 56H106V57H107L106 59H109L112 63L108 64L109 62H107L106 59H103V58H105ZM119 56H120V57H119ZM122 56H123V57H122ZM125 56H126V57H125ZM144 56H145V57H144ZM148 56H149V57H148ZM201 56H203V57H201ZM230 56H231V58H232V54L229 55V57H230ZM236 56H237V57H236ZM241 56H240V57H241ZM253 56H255V57H253ZM51 57H52V58H51ZM117 57H119V58H117ZM147 57H148V58H147ZM246 57H247L248 59H247ZM249 57H250V60H249ZM256 57H257V58H260V59H256ZM54 58H55V59H54ZM56 58H57V61H55ZM61 58H64V59H61ZM121 58H122V60H120ZM149 58H150V59H149ZM253 58H254V59H253ZM117 59H119V60H118L119 63H117ZM124 59H125V60H124ZM133 59H135L136 61H134ZM144 59H145V60H144ZM148 59H149V61H150V60H151V61H150V62L147 61ZM153 59H154V60H153ZM160 59H161V60H160ZM200 59H201V60H200ZM204 59H206V60H204ZM245 59L248 60V63H247V61H246ZM252 59L255 60V61H253ZM47 60H49V61L47 62ZM50 60H51V61H50ZM53 60L55 61V63H54L55 65H53ZM101 60H98V61L100 62ZM109 60H108V61H109ZM158 60H160V61H158ZM202 60H203L204 62H203ZM233 60H231L230 62H232ZM260 60H261V61H260ZM40 61H43V62H40ZM59 61H60V62H59ZM98 61H97V63H98ZM105 61H106L107 63H106ZM130 61H131V62H130ZM146 61L149 62L150 64L148 63V65H147L146 63H144V62H146ZM163 61H164V62H163ZM165 61H166V63H165ZM201 61L203 62L202 65L200 64ZM256 61H257V62H256ZM33 62H31V63L33 64ZM45 62H47V63L45 64ZM134 62H135V63H134ZM137 62L140 63V65H141L142 68H144L142 65H144V66L147 65V66L144 68V69H146V71L143 70V69H142L143 71H141V70L138 71L137 69H139L140 66H138L139 64H138ZM157 62H158V63H157ZM159 62H160L161 64H159ZM240 62H242V63L240 64ZM259 62H260V63H259ZM56 63H57V64H56ZM59 63H60V64H59ZM100 63H101V62H100ZM120 63H122L121 66H120ZM141 63H142V64H141ZM252 63H253V64H252ZM47 64L50 65V67H49L50 69L46 66ZM63 64H64V66H63ZM123 64H124V66H123ZM134 64H135V65H134ZM156 64H157V65H156ZM239 64L242 65V66H240ZM243 64H244V65H243ZM254 64L258 67V69H256L257 67H255ZM259 64H260V65H259ZM49 65H48V66H49ZM52 65H53L55 68L57 67V69H55ZM57 65H58V66H57ZM162 65H163V67H161ZM164 65H166V66L164 67ZM200 65H201L202 67H201ZM204 65H205V64H204ZM232 65H234V66H232ZM258 65H259V66H258ZM122 66H123V67H122ZM137 66H138L139 68L136 69ZM246 66H247V67H246ZM249 66H250V68H249ZM58 67H59V68H58ZM60 67H61V68H60ZM167 67H168V68H167ZM193 67H194V66H193ZM233 67L236 69V71H235V69H234ZM240 67H241V69H240ZM242 67H243V68H242ZM251 67H252V68H251ZM68 68H69V67H68ZM132 68H133V69H132ZM155 68H156V69H155ZM158 68H159V69H158ZM162 68H163L164 72H160V73H161V74H160L159 71H161ZM227 68H228V69H227ZM62 69H64L63 73H62ZM65 69H66V70L68 71V73H70L71 75H70V74L68 75V74H67V71H66ZM125 69L127 70V72H126ZM134 69H135V71L137 70L139 73L133 71ZM195 69H196V68H195ZM225 69H226V70H225ZM229 69H230V71H227V70H229ZM233 69H234V71H232ZM260 69H261V71H263V72L260 71L261 75H260V73H259V70H260ZM163 70H162V71H163ZM244 70H245V71H244ZM247 70H248V71H247ZM253 70H254V71H253ZM255 70H256V71H255ZM55 71H56V72H55ZM65 71H66V72H65ZM128 71L131 72V73H129ZM140 71H141V72H144V71H145L146 74H145V73L141 74ZM226 71H227L228 73H227ZM231 71H232L233 73H232ZM45 72L47 73V75H50V74H51L50 72H49V74H48L47 71H45ZM58 72L61 73V74H58ZM64 72H65V73H64ZM134 72H135V73H134ZM241 72H242V73H241ZM249 72H251V73L253 72V73H254V74L252 73V74H253V75H252V78L255 76V77L253 78L254 80L252 79V80H253V81H252V80H251V76H249V78H246V81H245L246 83H245V82H243V81H244L245 77H248V76H246L247 73H248V75H250ZM136 73H137L138 75H141V77L145 74V77H146V76L148 77V78L146 77L148 83L145 82L146 79L144 78V76L142 77V78L144 79V82H143V81L141 82L140 80H143V79H142L140 76H138ZM156 73L159 74V75H157ZM225 73H227L228 75H230V77H231L230 79H231V80L229 79V76L227 77V74H225ZM231 73H232V74H231ZM125 74H126V75H125ZM151 74H152V75H151ZM233 74H234V75H233ZM237 74H238V75H237ZM245 74H246V75H245ZM57 75H58V76H57ZM127 75H128V76H127ZM132 75H135V77H136L137 79L134 78V76H132ZM153 75L155 76V78L158 76V77H157V80H155V81L153 80V79H155V78L153 77ZM232 75H233V77H232ZM262 75H263V76H262ZM59 76H60V78L63 80L62 84H61V82H60V81H62V80L59 78ZM66 76H67V77H66ZM69 76H70V77H69ZM75 76H76V75H75ZM75 76H74V78H76ZM122 76H123L124 78H123ZM125 76H126V77H125ZM242 76H245V77L243 78ZM51 77H52L53 79H52ZM57 77H58V79H57V81H56V78H57ZM64 77H66V78H64ZM68 77L70 78V80L67 79ZM120 77H121L122 79H121ZM234 77H236V79H235ZM260 77H261V78H260ZM262 77H263V78H262ZM125 78H128V79L130 78L129 80L131 81V85H130V83H129L130 81H128V79L125 80ZM152 78H153V79H152ZM226 78H228V79H226ZM259 78H260V79H259ZM51 79H52V80H51ZM72 79H73V78H72ZM113 79H116V80L118 79V80H117L118 82L115 81V80H113ZM119 79H121V81H123V83L120 82ZM139 79H140V80H139ZM234 79H235V80H238V81H237V82H234V81H235ZM247 79H250V80L247 81ZM261 79H262V80H261ZM53 80H54V82H53ZM58 80H59V81H58ZM65 80H67V81H65ZM68 80H69V81H68ZM133 80H135V81H133ZM227 80H228V81H227ZM232 80H233V81H232ZM241 80H243V81H241ZM259 80H261V81H259ZM105 81H106V80H105ZM124 81H125V82H128V84H129V85H128L129 87L127 86L128 88H126V85H125ZM138 81H139V83L136 84ZM224 81H223V83H224ZM240 81H241V82H240ZM256 81H255L253 84L256 85ZM57 82H58L59 84H58ZM65 82H66V83H65ZM107 82H106V83H107ZM116 82H117V83H116ZM152 82H153V83H152ZM154 82H155V84H157V85H156V88H155V84H154ZM233 82H234V83H233ZM261 82H262V83H261ZM52 83H53V86H52ZM54 83H55V84L57 83L59 86H58L57 84L55 85ZM119 83H120L121 85H120ZM133 83H134V84H133ZM141 83H143V84H147V85L149 84L148 87H150V88H148V87H147V88H148L149 90L152 89V90H150V91H151V92H150L151 95L148 94V92H149L148 89L145 90V91L148 90L147 92H144L143 89H141V88L138 87V85H140V87L143 86V84H141ZM126 84H127V83H126ZM135 84H136V86L138 87V90L141 89V90H140L141 92H139V91H136V92H135V90L137 89V87L135 86ZM226 84H225V87H224L223 89H224V91H226V93H227L228 90H229V94H230V90L232 89L231 91H233V86L230 85V86H231V87H230V86H228V85H229V84H228L227 87H226ZM238 84H239V85H238ZM244 84H245V85H244ZM253 84H252V85H253ZM260 84H261V86H260ZM119 85H120L121 87H120ZM124 85H125V86H124ZM242 85H243V86H242ZM252 85H251V86L248 85V86H249V87H252ZM56 86H58V88H57ZM122 86H123V87H122ZM131 86H132V87H131ZM152 86H153V88H152ZM239 86H240V87H239ZM253 86H254V85H253ZM11 87H12V86H10V88H11ZM135 87H136V89H135ZM222 87H223V86H222ZM235 87H234V88H235ZM122 88H123V89L126 88V91L124 92L123 90H121ZM142 88H143V87H142ZM228 88H230V89H228ZM246 88H247V86H246ZM252 88H253V87H252ZM260 88H259V89H260ZM11 89H13V87H12ZM11 89H10V90H11ZM56 89H58V90H56ZM144 89H145V85H144ZM155 89H156V90H155ZM239 89H238V90H239ZM247 89H248V88H247ZM118 90H119L120 92H119ZM124 90H125V89H124ZM160 90H161V89H160ZM234 90H236V88H235ZM238 90H236V93H237ZM261 90H262V91H261ZM244 91H245V90H244ZM244 91H243V92L241 91V92H242V95L246 93V92L244 93ZM52 92H53V93H52ZM137 92H138V93H137ZM143 92H144V93H143ZM154 92L157 93V94L155 95ZM241 92H240V93H241ZM260 92H263V93H262L263 95H262L261 93H259V94L262 95V96L258 95V97L255 98V101H256V102H258V101L256 100V99H258V98L261 99V100L263 99V98H261V97L264 96V91H263V89H260ZM63 93H64V94H63ZM65 93H66L67 96L65 95ZM135 93L138 94V95H136ZM152 93H153V95H152ZM99 94H101L102 96L99 95ZM103 94H104V95H103ZM141 94H142V95H141ZM145 94H146V96H145ZM227 94H228V93H227ZM227 94H226V95H227ZM55 95H56V94H55ZM64 95H65L66 97H65ZM107 95H108V94H107ZM149 95H150V96H149ZM61 96H62V98H61ZM105 96L108 97V100H107L108 102L106 101V97H105ZM139 96H141L140 98H142V99H141V100H142L141 102H140V100H139ZM151 96H152V97H151ZM157 96H159V99H160V100H158V97H157ZM221 96H222V95H221ZM224 96H225V95L223 94L222 97L224 98ZM244 96H245V95H244ZM259 96H260V97H259ZM55 97H56V99H57V98H58V99L56 100ZM120 97H121V98H120ZM122 97H123V99H125L126 102H129V103H125L124 100L122 101V100H121ZM147 97H148V98H147ZM149 97H151V98H149ZM154 97H157V98L155 99ZM225 97H226V96H225ZM227 97H229V96H227ZM227 97H226V98H227ZM64 98H65L66 102L70 104V105L68 104V105H69V110L67 109L66 102H65ZM110 98H113V100L111 99V102H112V103L115 102V105L117 104L116 101L121 100V101L124 103V105H122V107H124L125 109H123L120 105H119L120 107L116 105V107H118V109H119V108H120V109L118 110L119 113H118L117 111H114V112H116L115 115H114V112H111V111H112V109H111L112 107H111V106H113L114 103L112 104V103L110 102V100H109ZM118 98H119V100H118ZM146 98H147V99H146ZM223 98H222V99H223ZM126 99H128V101H127ZM153 99H154L155 101H154ZM222 99H221V100H222ZM224 99H225V98H224ZM59 100H60V101H59ZM99 100H100V102H99ZM102 100H103V101H102ZM138 100H139V102H140L139 104H141V105L137 104V103H138ZM143 100H144V103H145V100H147V103H145V104L147 105V107H146V105H145L144 103H142ZM152 100H153V101H152ZM156 100L158 101L157 103H158L159 105L156 104ZM221 100H220V102H221ZM261 100H260L259 103H261ZM63 101H64V102H63ZM133 101H134V102H133ZM217 101H218V99H217ZM246 101H248V100H246ZM253 101H254V100H253ZM262 101H263V103H264V100H262ZM55 102H57V103H55ZM102 102H103V103H102ZM106 102H107V103H106ZM119 102H120V101H119ZM136 102H137V103H136ZM162 102H163V101H162ZM251 102H252V101H251ZM256 102H253L255 106H256L257 104H259V103L256 104ZM0 103H1V101H0ZM51 103H50V104H51ZM105 103H106L107 105H106ZM109 103H111V104L109 105ZM123 103H122V104H123ZM149 103H151V104H153V105L149 106ZM154 103H155L156 105H154ZM160 103H161V102H160ZM164 103H166V102H164ZM221 103H222V102H221ZM248 103H249V102H248ZM1 104H2V103H1ZM1 104H0V105H1ZM56 104H57V105H56ZM64 104H65V105H64ZM100 104H101V105H100ZM103 104H105L106 106L104 105V106H105V107H104ZM162 104H163V103H162ZM245 104H246V103H245ZM261 104H262V103H261ZM261 104H259L260 107H255L254 110L256 111V113L258 112L257 110H258L259 108H260V111H261L262 109H264V105H263V104H262L263 108L261 109ZM97 105H99V106H97ZM126 105H127V106H126ZM212 105H214V102L212 103ZM251 105H253V104L250 103V106H251ZM259 105H258V106H259ZM65 106H66V107H65ZM107 106L109 107V110H111V111L108 110L109 112H107V109H108ZM125 106H126V107H125ZM140 106H142V109H144L145 111H146V109L148 108L147 111L150 110L149 112H150L151 114H150L149 112L146 111V112L149 113V114L147 115V113H146L147 116L145 117V116H144L145 114L143 113V112H145V111H144V110L141 111V107H140ZM148 106H149V107H148ZM152 106H153V109H154V106H155V111L153 110L154 112H153L152 109H151ZM157 106H158V108H159V106H160V108L158 109ZM209 106H210V105H209ZM216 106H217V103H216ZM246 106H248V104H246ZM246 106H245V107H246ZM1 107H2V105H1ZM1 107H0V108H1ZM61 107H62V108H61ZM103 107H104V109L106 108L105 112L102 110ZM114 107H115V106H114ZM137 107L139 108V110H138ZM143 107H145V108H143ZM210 107H211V106H210ZM213 107H214V106H213ZM213 107H212V108H213ZM251 107H252V106H251ZM51 108H52V107H50V109H51ZM63 108L65 109V113L67 112V113H66L67 115H66L65 113H62V112H64V111H62ZM97 108H99L100 111H99ZM101 108H102V109H101ZM128 108H129V106H128ZM174 108H175V107H174ZM208 108H209V107H208ZM208 108H207V107H204V109H205V112H204V113H206L207 111H209V110H207ZM252 108H253V107H252ZM252 108H251V109H252ZM52 109H53V108H52ZM66 109H67V110H66ZM157 109H158L159 111H158ZM167 109H168V108L166 107L165 110L167 111ZM170 109H171V108H170ZM202 109H203V106H202ZM202 109H201V110H202ZM210 109H211V108H210ZM256 109H257V110H256ZM2 110H3V109H1L0 111H2ZM58 110H59V111H62V112L60 113ZM70 110L74 113V115L71 113ZM97 110H98V111H97ZM113 110H115V109H113ZM116 110H117V108H116ZM124 110L126 111V113H125ZM129 110H130V109H129ZM136 110H137V111H136ZM161 110H162V111H161ZM199 110H200V109H199ZM199 110H198V112H199ZM201 110H200V111H201ZM206 110H207V111H206ZM243 110H245V108H244V109L241 108L240 113H243V112H241V111H243ZM252 110H253V109H252ZM252 110H251V111H252ZM52 111H54V110H52ZM56 111H58V112L56 113ZM68 111H69L70 114H72L73 116L70 115L71 117H69V112H68ZM102 111H103V112H102ZM140 111H141V112H140ZM156 111H157V114H158V115H157V114L155 115ZM160 111H161V112H160ZM169 111L174 112L175 115H173V114H172L171 112H169ZM202 111H203V110H202ZM202 111H201V112H202ZM212 111H213V109H212ZM212 111H211V114H208V113H207L208 117H209V116H210V117L212 116ZM260 111L257 113V115L260 116V117H259L260 120L263 119L261 122H260L258 116H257L256 119L254 118V116L256 115V113H255V115H254V113H253L254 116H253V115L251 116V117H253V120H257L256 122H254L255 125L253 124L254 128H252L253 126H251V123H253V121H251V122L249 123V121H250L251 119H248V118H247V117L250 116V115H248V114H247L248 116H247V115L245 116L246 119H245V120L243 119V122L245 121L246 123H249V125H250V126H249V130L246 129V131H245V125H246L245 123L243 124L244 127H243V129H242V126H243V125L241 126V124L238 122V123L240 124V127H241L242 130L236 128V127H239V126H236V127H235V126H232V129H230V127L227 126L230 130H232V132L234 131L233 127L237 129V130L235 129L236 132L234 131L233 133H234L235 135H234V134H233V135H234L235 137L239 138L240 140H241L242 138H244V140L242 139L243 141L241 140V143H244L245 145H246V144L250 145V142L248 143V140H247V139L250 137L249 139L252 140L253 138H252L251 136H253V134L255 133V135H254L255 137H254L253 140H255V139L257 140V146H258V147H256V148H259V149L262 148V147L260 146V145H262V143H261L260 141H263V140H264V139H263V140L261 139V138H264V134L262 133V132H264V129H263V128H264V123H263V122H264V116H262V114H261ZM262 111H263V110H262ZM158 112H159V113H158ZM180 112H181V111H180ZM237 112H238V111H237ZM3 113H4V112H0V116H1ZM105 113H106L107 115H106ZM129 113H130V112H129ZM137 113H138V114H137ZM152 113L155 115V117H154V115H153ZM166 113H165V114H166ZM183 113H184V115H183ZM188 113H189L188 115H190L192 112L189 111ZM222 113H223V112H222ZM259 113H260V114H259ZM55 114H54V115H55ZM62 114H63L64 116L66 115V116H65V119H64V117H62V116H63ZM99 114H101V115H99ZM161 114L163 115V117H164V119H165V122L161 120V119H162V115H161ZM198 114H201V113H198ZM224 114H227V113H224ZM5 115H6V114H5ZM54 115H53V116H54ZM78 115H79V116H78ZM102 115H103L102 118H106L105 120H103V119L100 118ZM104 115H105V117H104ZM139 115H141V116H139ZM152 115H153V116H152ZM171 115H172V116H171ZM188 115H186V116H188ZM192 115H193V113H192ZM192 115L190 116V118H191V117H194V116H197V113H196V115H194V116H192ZM204 115H205V114H204ZM207 115H205V116H207ZM228 115H230V114H228ZM234 115H235V114H234ZM236 115H238V114H236ZM239 115H241V114H239ZM263 115H264V112H263ZM137 116H139V117L137 118ZM143 116H144V117H143ZM157 116H159V117H157ZM173 116H174V117H173ZM175 116H178V117H175ZM186 116H184V117H186ZM200 116H201V115H200ZM225 116H227V115H225ZM241 116H243V115H241ZM56 117L54 116L55 119H56ZM72 117H74V118H73V119H74V122L77 123L78 125L72 124V123H74ZM116 117H117V119H116ZM129 117H130V118H129ZM201 117H204V116L202 115ZM201 117H200V118H201ZM227 117H228V116H227ZM232 117L234 118L233 115H232ZM232 117H231L230 119H232ZM238 117H239V116H238ZM262 117H263V118H262ZM70 118H71V120H70ZM80 118H81V119H80ZM83 118H84V120H83ZM143 118L145 119L144 121L142 120ZM173 118H174V120H173ZM179 118H178V119H179ZM196 118H199V116L196 117ZM211 118H212V117H211ZM241 118H242V117H241ZM243 118H244V117H243ZM249 118H250V117H249ZM100 119H101V120H100ZM109 119H111V120H109ZM126 119H127V121H126ZM154 119H155L157 122H155ZM157 119H158V120H157ZM182 119H183V118H182ZM193 119H194V118H193ZM193 119L191 118V120H193ZM230 119H229V121H230L231 123H233L234 121H236V122L238 121V120H237L238 118H236V117H235L236 120H235V119H232L233 122H232V120H230ZM3 120H4V121L6 120L7 122L5 121V122H6V123H5ZM85 120H86V121H85ZM121 120H122V119H120L119 122H121ZM139 120H140V121H139ZM141 120H142V121H141ZM151 120H152V122H151ZM153 120H154V122H155V125L153 124V123H154ZM176 120H177V121H176ZM183 120H184V119H183ZM191 120H188L190 124L187 122V124H186L187 128H186L183 124H179L180 127H181V129H184V127L187 129V130L185 129L186 131L182 130V131H184V132H182L181 134H186V133H188V131L190 132L191 130L188 129L189 127H191V129H192V128L194 129V127H196L195 130H198V128H199V130H200L201 133H204V132L207 131L206 129H208V128H207V127H205V128L203 127L204 124H203V126H202V124L197 125V123H196V124L194 123V120H193V121H191ZM195 120H196L195 122H198V124H199V123H200L199 120H201V119H199L198 121H197V119H195ZM216 120H217V119H216ZM216 120L213 119V121H216ZM225 120H226V119H225ZM227 120H228V119H227ZM258 120H259V122H258ZM56 121H57V120H56ZM65 121H66V122H65ZM68 121H69V122L71 121V122L69 123ZM100 121H101V122H100ZM122 121H123V120H122ZM138 121H139V122H138ZM161 121H162L163 123H162ZM168 121L166 122L167 124H168ZM180 121H181V119H180ZM180 121H179V122H180ZM239 121H240V120H239ZM9 122H10V121H9ZM85 122H88V124L86 125ZM125 122H124V123H125ZM150 122H151V123H150ZM207 122H208V124L210 123L209 121H207ZM57 123H58V122H57ZM111 123H110V124H111ZM139 123H140V124H139ZM157 123H158V125H157ZM161 123H162V124H161ZM180 123H181V122H180ZM182 123H183V121H182ZM184 123H185V121H184ZM193 123H194V127H193V125L191 126V124H193ZM201 123H205V124H207V123L205 122L204 119H202V122H201ZM228 123H229V122H227L226 125H227ZM238 123H237L236 125H238ZM256 123H259V124L256 126ZM261 123H262V124H261ZM8 124H9V123H8ZM11 124H12V123H11ZM60 124H58V126H59ZM102 124H103V123H102ZM132 124H133V123H132ZM132 124H130L131 127H132ZM143 124H141V125H143ZM152 124L156 127L155 129H154V127H153ZM177 124H178V122H177ZM188 124H189V125H188ZM234 124H235V122H234ZM260 124H261L262 126H260ZM1 125H3L4 127L1 126ZM71 125H72V129L69 128ZM120 125H121V123H120ZM124 125H125V124H124ZM126 125L124 126V128L126 127ZM165 125H166V124H165ZM195 125H197V126H195ZM226 125L224 124L225 127H226ZM229 125L231 126V124H229ZM232 125H233V124H232ZM12 126H13V125H12ZM117 126H118V125H117ZM128 126H129V125H128ZM128 126H127V127H128ZM151 126H152V127H151ZM182 126H184V127L182 128ZM198 126H199V127H198ZM200 126H201V127H200ZM205 126H207V125H205ZM60 127H61V126H60ZM60 127H59V128H60ZM62 127H61V128H62ZM74 127H75V128H74ZM112 127H111V129H112ZM118 127H119V126H118ZM120 127H122V126H120ZM120 127H119V128H120ZM137 127H139L140 129H136ZM221 127H222L223 130L227 128V127L224 128L223 126H221ZM246 127L248 128V125H247ZM250 127L252 128V130L254 129V130H253L254 132H252V133L250 132V131H252ZM256 127H257V128H256ZM5 128H6V129H5ZM73 128H74V129H78V130H74ZM88 128H90V129H88ZM157 128H158V130H157ZM201 128H202V129H201ZM228 128H227V129H228ZM255 128H256V129L259 128V129L256 130ZM260 128H261V133H260ZM7 129L10 130V133H11V132H12V133L10 134L9 131H8ZM103 129H105V128L102 127V131H104ZM153 129H154L155 131H154ZM159 129H160V131H159ZM181 129H177V130H179V132H180ZM193 129H192V130H193ZM203 129H205V131H204ZM222 129H221V128H218V131H217V129H216L215 132H214L215 129H214V130L212 129L211 132H210V130H209V133L214 132L215 134H212V135H213V136H214V135L217 136V133H218V135H219V131L221 130L220 132H222ZM227 129H226V130H227ZM262 129H263V131H262ZM4 130H5V132L7 131L6 133L9 134L7 137H6L7 134L4 132ZM11 130H12V131H11ZM15 130H16V129H15ZM119 130H120V129H119ZM122 130H125V129H122ZM126 130H129V128L126 129ZM139 130H140L141 132H140ZM230 130H229V131H230ZM238 130H240L241 132L244 131V133H242V136H240V135H241L240 132H238V134H236ZM1 131H2V134H1ZM77 131H79V132L76 133ZM92 131H93V135H94V136H95V134L97 133L95 137L98 138V135H100L99 140H98V139H95L94 136H93V137H94L95 140H92V138H93V137H91V136H92V134H91ZM202 131H203V132H202ZM257 131L262 135V137H260L261 135H259V139H258V135L256 136ZM3 132H4L6 135H4ZM83 132H84V133H83ZM129 132H127V133H129ZM160 132H161V133H160ZM216 132H217V133H216ZM247 132H249L251 136L249 135V133L246 134ZM14 133H15V132H14ZM51 133H52V132H49V134H51ZM53 133H54V132H53ZM86 133H87V134H86ZM121 133L119 132V134H121ZM138 133H139V134H138ZM140 133H141L143 136L140 135ZM154 133H156V134H158V135H156V134L154 135ZM259 133H258V134H259ZM12 134H13V135H12ZM46 134H47V132H46ZM49 134H48V136H49ZM55 134H56V135L51 134V136H49V137H52V136L54 135V136L57 138V143H58V142H59V141H58V140H59V139H58L59 136H58V133H55ZM76 134H77V135L80 134V135L82 136V137H81V141H83L84 143L80 141V138H79L80 136H79V135H78L79 137H78V136L75 137ZM90 134H91V135H90ZM103 134H104V135H103ZM147 134L150 135L149 132H148ZM189 134H190V133H189ZM191 134H192V133H191ZM193 134H194V133H193ZM239 134H240V135H239ZM244 134H245V135H244ZM11 135H12V139H11ZM60 135H62V132H61ZM85 135H86V136H85ZM109 135H110V136H109ZM111 135H112V136H111ZM128 135H129V136H128ZM138 135H139L140 137H138ZM148 135H145V136H148ZM160 135H161V138H162V139H164L163 137H166V138L168 139V141H165L166 138H165L164 140H161L160 138H158V137H160ZM209 135H210V134H209ZM16 136H17V134H16ZM30 136H31V135H30ZM37 136H38V137H37ZM89 136H90V137H89ZM119 136H121V135H119ZM136 136H137V138H136ZM155 136H156V137H155ZM157 136H158V137H157ZM183 136H184V135H183ZM187 136H188V135H187ZM192 136H193V135H192ZM194 136H195V134H194ZM194 136H193V137H194ZM248 136H249V137H248ZM9 137H10L11 140L9 139ZM31 137H32V136H31ZM69 137H67V140H68V141H69V140L72 141V139H69ZM85 137H86V139H83V138H85ZM108 137H106L105 139H107ZM149 137H150V136H149ZM154 137H155V138H154ZM184 137H186V136H184ZM247 137H248V138H247ZM60 138H61V137H60ZM89 138H90V139H89ZM181 138H183V137H181ZM23 139H22V140H23ZM38 139H39V140H38ZM41 139H42L43 141H42ZM49 139H50V138H49ZM145 139H146V137H145ZM171 139H172V140H171ZM260 139H261V140H260ZM7 140H10V141H12V142L7 141ZM55 140H56V139H55ZM64 140H66V139H64ZM67 140H66L65 142H67ZM88 140H89V141H88ZM100 140H101V141H100ZM123 140H124V141H123ZM129 140H130V142H133V141H134V140L131 141V139H129ZM129 140H127V142H128V144L126 143L127 146L130 144ZM160 140H161V141H160ZM170 140H171V141L174 140V142H175V143L177 142L178 145H177V144H174V143L171 142ZM182 140H183V139H182ZM187 140H190V139H188V137H187ZM246 140H247V141H246ZM253 140H252L251 144L254 143ZM259 140H260V141H259ZM13 141H14V142H13ZM46 141H47V142H46ZM51 141L53 142L52 139H51ZM71 141H69L68 143H70ZM73 141H72V142H73ZM86 141H88L90 144H88V142H86ZM91 141H92V142H91ZM93 141H97V142H93ZM98 141H100V142H98ZM122 141H123V142H122ZM140 141H142V139H140ZM245 141H246V142H245ZM9 142L11 143V145H10ZM34 142H35V144H34ZM42 142H44V144H42ZM52 142H51V143H52ZM54 142H55V141H54ZM60 142H61V141H60ZM72 142H71V144H72ZM75 142H77V143H75ZM115 142H116V141H115ZM152 142H153V143H152ZM163 142H164V143H163ZM168 142H169V143H170V142L173 143L174 146L171 147V146H172L171 143L168 144ZM12 143H13V144H12ZM16 143L19 144V145H17ZM38 143H39V145H38ZM57 143H53V144H54V147H52L53 149H54V148H57V146L59 145V144H57ZM78 143H79V144H78ZM85 143H87V144H85ZM94 143H95V145H93ZM99 143H101V145H100ZM102 143H103V145L106 144V145H105L106 147H103ZM104 143H105V144H104ZM122 143H123V144H122ZM139 143H140V142H139ZM159 143H160V145H159ZM15 144H16V145H15ZM20 144H21V146H20ZM30 144H32V146H30ZM40 144H42V145H40ZM53 144H52V146H53ZM77 144H78V145H77ZM81 144H82V145H81ZM84 144H85V145H84ZM118 144H122V145H118ZM155 144H156V143H155ZM162 144H164V145H163V148L161 147ZM166 144H167L169 147L167 146L168 149L164 152L163 150H165V149L167 148V147H166ZM184 144H185V142H184ZM254 144H256V143H254ZM254 144H253V145H254ZM12 145H13V149L17 150L16 152H14L15 150L12 149V147H11ZM28 145H29V146H28ZM34 145H38L39 147H38V146H34ZM48 145H49V143H48ZM55 145H56V147H55ZM60 145H61V144H60ZM63 145H64V144H63ZM89 145H90V146H89ZM97 145H99V147H100L98 150L95 149L96 147L98 148ZM112 145H110V146H112ZM126 145H125V146H126ZM170 145H171V146H170ZM175 145H176L177 147H176ZM180 145H181V147H180ZM263 145H264V144H263ZM16 146H19V148L16 147ZM22 146H23V147H22ZM27 146H28V147H27ZM40 146H41V147H40ZM49 146H51V145H49ZM61 146H62V145H61ZM61 146H60V148H61ZM70 146H71V145H70ZM70 146H69V148L71 149ZM81 146L84 147L83 150H84L85 148H87V149H90L91 152H88V151H90V150H86V152L83 151V152H84V153H83L82 150L80 149V148H82ZM91 146H93V147L95 146L94 148L92 147L93 150H92ZM125 146L123 147L124 149H123V148L121 149L120 147H119V148H120L121 150L126 151V150H125ZM127 146H126V147H127ZM129 146H130V145H129ZM157 146H160V147H158V149H157ZM193 146H195V145H193ZM193 146L191 145L190 148L192 149ZM259 146H260L261 148H260ZM20 147L23 148V149H21ZM30 147H31V148L33 147L32 150H29ZM36 147H38V149H37ZM62 147H63V146H62ZM88 147H89V148H88ZM101 147H102V148H101ZM108 147H109V146H108ZM135 147H137V146H135ZM170 147H171V149H170ZM195 147H196V146H195ZM195 147H194V148H195ZM17 148H18V149H17ZM26 148H27V150H25ZM31 148H30V149H31ZM58 148H59V147H58ZM74 148H76V149H74ZM78 148H79L81 151H80V150H77ZM127 148H128V147H127ZM161 148H162V151H161ZM256 148H255V150H256ZM2 149H3V150H2ZM33 149H34V150H33ZM120 149H118V150H120ZM141 149H142V150H141ZM145 149L148 150V151L146 152ZM191 149H190V150H191ZM196 149H197V148H196ZM198 149H199V148H198ZM259 149H258V150H259ZM262 149H264V148H262ZM36 150H37V151H36ZM43 150L46 151V152H44ZM50 150H52V149H50ZM106 150H107V149H106ZM109 150H108V151H109ZM114 150H115V151H114ZM133 150H134V148H133ZM136 150H134V151H136ZM157 150H159V151H157ZM190 150H189V152H190V153L192 152V154H190V155H195L196 153L194 154V152H196V151H197V153H200V151L195 150V149H193L194 151H190ZM258 150H257V152H258ZM21 151H22V152H21ZM26 151H27V152H26ZM28 151H29V152H28ZM31 151H32V152H31ZM35 151H36L38 154H37ZM39 151L41 152V154H40V156H37V155H39V153H40ZM55 151H56V150H55ZM57 151H58V150H57ZM77 151H80V152H78V154L81 153V152H82V154H81V155H80V154L78 155V154H77ZM103 151H104V149H103ZM137 151H136V152H137ZM262 151H263V150H262ZM262 151H260V153L258 152L259 155H261V152H262ZM2 152L4 153V156H6L5 158H7V157L9 156V158H7L8 160L4 158V156L2 155ZM12 152H14V153H12ZM23 152H25V154H27V155L30 154L29 157H27V155L25 156V154H23ZM43 152H44L45 154H44ZM49 152H50V151H49ZM58 152H59V151H58ZM60 152L64 153V151H62V150H60ZM68 152H69V151H68ZM72 152H71V154H72ZM94 152H97L98 154H97V153H94ZM184 152H185V153H184ZM17 153H18V155H17ZM21 153H22V154H21ZM31 153H35L36 155H35V154L33 155V154H31ZM54 153H55V152H54ZM62 153H61V154H62ZM69 153H70V152H69ZM88 153H89V155H92V156L85 155V154H88ZM93 153H94V154H93ZM115 153H117V152H115ZM139 153H140V154H139ZM152 153H154V151H152ZM187 153H188V152H187ZM262 153H263V152H262ZM6 154H7V155H6ZM10 154H11V155H10ZM12 154H13V155L15 154L14 157H13ZM58 154H60V153H58ZM61 154H60L59 156H61ZM65 154H66V153H65ZM71 154H69V156H70ZM83 154L85 155V157H84ZM100 154H101V155H100ZM155 154H156V153H155ZM161 154H160V155H161ZM31 155H33V156H31ZM43 155H44L45 157H43ZM72 155H73V154H72ZM72 155H71V156H72ZM76 155H78L79 157L76 156ZM116 155H118V154H115V157H114L115 159H114V161L116 160L115 162H118L117 159L120 158V157H118V156H120V155L117 156L118 158L116 157ZM142 155H141V159L137 160V165H135V166H134V164H136V163H135L136 159H134V157L130 158V159H132V160H130V161L127 160V161L129 162V163L126 162L127 164L124 163V160L126 161V158H125L124 160H123V158L119 160V162H120L121 164H120V163H116L117 165L120 164L119 167L121 168V171H115V170H117V169L120 170V168H118V166L115 167V168H113V169H115L114 171H115V173L117 172V174H118V173L121 174L122 171H123L122 173H124V169L126 168V165H128V167H129V165L131 164V165H133V168H131V166H130L129 168L127 167V168L125 169V171H126L125 173H127V174L124 173L123 175H124L125 177H123V178H122L123 175H120V176H121V179H119L120 177L118 178L119 175H117V177L115 176L118 180H117V179H116V180H113V182H112V186H113V184L115 183V181H116V183H115L114 185L117 184V181H119V180L122 181V180H124V179L132 180L133 183H134V182H137V184L140 185V184H139V183H140L139 181H141V180H139L138 178L142 177V179H144L145 177H147V175L145 176L146 173H145L144 171H143V172L141 171L143 174H142L141 172H139V171H140L139 168H141V164L143 165V163L147 160V158L144 157V156H146V155H144L143 158H142ZM185 155H186V154H185ZM188 155H189V153H188ZM197 155H198V154H197ZM10 156H11V157H10ZM16 156H17V158H16L17 160L14 159ZM23 156L26 157V158H25V157H24V158H25L28 162H29V161H31V162H35V165L32 164L31 162L29 163L30 165H28V162H27L25 159H23ZM30 156H31V157H30ZM41 156H42L43 158H42ZM55 156H56V157H55ZM63 156H64V155H63ZM65 156H66V155H65ZM65 156H64V157H65ZM67 156H68V154H67ZM67 156H66V157H67ZM75 156H76V159H77V160H79L78 158L81 157V158H80V161H81V162H80V161H76V160H74L73 158H75ZM88 156H89V157H88ZM97 156H98V157H97ZM110 156H111V155H110ZM137 156H139V157H137ZM186 156H187V155H186ZM198 156H199V155H198ZM198 156H197V157H198ZM261 156H264V153H263ZM261 156H259V159H261ZM1 157H3V158H1ZM18 157H19V158H18ZM32 157H33V158H32ZM38 157H39L40 159H39ZM83 157H84V158H83ZM189 157H191V156H189ZM46 158H48L49 161H47L48 159H46ZM51 158H52V160H51ZM85 158H86V159H85ZM89 158H90V159H89ZM144 158H145V160H143L144 162L142 163L140 160H142V159H144ZM176 158H178V159H176ZM183 158H185V159H183ZM187 158H188V157H187ZM195 158H196V157H195ZM195 158H194V159H195ZM249 158H251V157H249ZM10 159H11V163L9 162ZM21 159H23V160L21 161ZM28 159H29V160H28ZM30 159H31V160H30ZM44 159H46L45 161L48 162V164H50V163L52 162V163L50 164V166L47 167L48 164H46V162H45V163L42 162V161H44ZM59 159H60L61 161H60ZM70 159L73 160V162H74V161H76V162L73 163ZM81 159H83V161H82ZM84 159H85V160H84ZM98 159H99V160H98ZM108 159H109V158H108ZM149 159H150V158H149ZM168 159H166V160H168ZM179 159H180V161H181V165H180V163L178 162ZM188 159H189V158H188ZM192 159H193V158H192ZM199 159L202 160V157L200 156ZM262 159H263V158H262ZM262 159H261V161H262ZM2 160H4V161L2 162ZM24 160H25V161H24ZM86 160L89 161V162L87 163ZM95 160H97V161H95ZM121 160L123 161V163H122ZM134 160H135V161H134ZM182 160H183V161H182ZM184 160H185V161H184ZM250 160H251V159H250ZM6 161H7V162H6ZM13 161H14V162H13ZM15 161H17V162H15ZM18 161H19V162H18ZM54 161L58 162V165H59V166L56 165V164H57L56 162H55L56 164H54ZM64 161H63V162H64ZM102 161H103V160H102ZM108 161L110 162V161H111V158H110ZM131 161H133L134 164H133ZM138 161H140V162H138ZM171 161H175V162L172 163ZM199 161H200V160H198V162H199ZM4 162H5V163H4ZM49 162H50V163H49ZM90 162H91V163H90ZM99 162L96 163V166H97V167H98ZM109 162H108V163H109ZM112 162H113V161H112ZM112 162H110V163H111L112 165L116 166L115 162H113L114 164H113ZM149 162H150V161H149ZM176 162H177V163H176ZM190 162H191V161H190ZM190 162H189V163H190ZM194 162H197V161H194ZM200 162H201V161H200ZM8 163H10V165H9ZM13 163H14V164H13ZM23 163H24L27 167H28V166L30 167L31 165H34V166L31 167V168H33L32 170L29 169V167H28V168H25L26 171H27V169H29V171L31 170L32 172H29V171L26 172L25 169H23V168L26 167V166H25V165L21 166V164H23ZM38 163H39V164H38ZM41 163H42L43 165L46 164L45 166L49 169V170L47 169L48 174H49V173H52V174H53V172H54V174H55L54 176H55V177H54L52 174H50V175L47 174V175H48V177H47L48 179L51 177V178L54 179V180H50V179H51V178H50L49 181H48V180H46V177L41 176V175H43L42 172L44 173V175H45V173H46V172H44V170H45L46 167L43 166L44 168H41V167H42V165H40ZM77 163H79V166L77 165ZM80 163H82V164L80 165ZM92 163H93V164H92ZM146 163H148V161H147ZM4 164H6V165H4ZM12 164H13V165H12ZM17 164H18V165H17ZM19 164H20V165H19ZM36 164H37V165H36ZM53 164H54V166L56 165L55 168L52 166ZM60 164H61L62 166H60ZM69 164H70L71 166H70V167L68 166V167H69L68 170L73 166L74 169L76 168V171H77V169H78V172H76L77 174L75 173V175H74V172H75V171H74L73 169H71V171L73 170L74 172H73V171H72V172H71V171L68 172V170L65 171V169L67 168V165H69ZM83 164H86V165H83ZM90 164H91V165H90ZM101 164H102V163H101ZM122 164H123V165H122ZM124 164H125V165H124ZM139 164H140V165H139ZM174 164H175V166H174ZM178 164H179V165H178ZM193 164H194L197 168H199V164H197V163H192V162H191L190 168H188V166H187V168H188L189 170H190V169L192 170L193 167H191V166H192ZM11 165H12V166H11ZM16 165H17V166H16ZM38 165L41 166V167H39ZM99 165H100V164H99ZM106 165H107V164H106ZM112 165H110V166H111L110 168H111V170L113 171V169H112L113 166H112ZM144 165H145V163H144ZM184 165H183V166H184ZM188 165H189V164H188ZM197 165H198V166H197ZM9 166H11V167H9ZM15 166H16L17 168H18L19 166H21V167H19L18 170L21 169L20 172H21L22 174H24L23 178H22V174H21L18 170H16V168H15V169H14V168L12 169V167H15ZM37 166H38L40 169H38ZM84 166H86L88 170H87L86 167H84ZM100 166L102 167V165H100ZM100 166H99V168H101ZM121 166L124 167V168H122ZM185 166H184L183 168L185 169V172H186V173H185V172H184V173L187 174L186 177H189L190 175L187 173V172H188V169H186ZM195 166H194V167H195ZM34 167H35V168H34ZM36 167H37L38 170H40L41 175H39V173L37 174L38 170H37V172H35ZM50 167H52L53 169H51ZM58 167H59V170L61 169V170L64 171V172H62V174L64 173V175L60 174V171H61V170L58 171V170H57ZM78 167H79V168H78ZM134 167H136V169H135ZM137 167H138L139 170H137ZM142 167H143V166H142ZM5 168H7V170H6ZM8 168H9V170H8ZM10 168H11V171H12V170H13V171L16 170L17 172L20 173L21 176H20L19 173H17L16 171L13 172L14 174L16 173L15 175H16L17 178L19 177V178H18V182H17V180H16L17 178L15 177V175L10 171ZM63 168H65V169H63ZM90 168H91V170H90ZM99 168H98V169H99ZM3 169H5V171L2 172ZM43 169H44V170H43ZM50 169H51L52 172H50ZM122 169H123V170H122ZM130 169H131V170H130ZM169 169H170V168H169ZM184 169H181V170H184ZM41 170H42V171H41ZM80 170H81L82 174H80V172H79ZM92 170H94V174H91V175H90V173L93 172ZM141 170H142V169H141ZM191 170H190V171H191ZM198 170H200V169H198ZM198 170H197V172H198ZM6 171H8V173H6ZM129 171H130V173H129ZM190 171H189V172H190ZM4 172H5L6 174H5ZM23 172H25L26 174H28V176L25 175V173H23ZM55 172H56V173H55ZM84 172H85L86 174H85ZM131 172H132V174H131ZM134 172H135V174H136V172H137V174L134 175ZM263 172H264V171H263ZM10 173H11V174H10ZM29 173H30V175H29ZM58 173H59V174H58ZM68 173H70V175H69ZM71 173H73V174H71ZM115 173L113 174V172H112V175H116ZM144 173H145V174H144ZM31 174H32V176H34L35 178L37 177V175H38L37 178L40 177V178L42 179V178L44 177L45 180L42 179V182H44V181H45V182L47 181V182H46V183L38 182V181L41 180V179H39V180H38L37 178L34 179V177H33V178H31V177L28 178L29 176H31ZM35 174H36V176H35ZM56 174H57V176H56ZM79 174H80V175H79ZM139 174H140V177H139ZM176 174H178V172H177ZM180 174H181V173H180ZM185 174H183V178L181 177L182 174H181V175H178L179 177L182 178V179L180 178L181 180H179V178L177 177L178 180H179V182H180V183L182 182L183 185H184V183H185V181H184V180H185V177H184ZM6 175H8V178L6 177ZM9 175H11V176H9ZM17 175H18V176H17ZM51 175H52V176H51ZM61 175L64 176V177L61 178ZM72 175H73V177H71ZM76 175H78L77 177H75L76 179L80 177L79 179H77L78 182H77V181L75 182L76 179L73 180V181L71 180V179H73L74 176H76ZM158 175H159V174H158ZM158 175H157V176H158ZM25 176H27V177H25ZM59 176H60V177H59ZM65 176H66V178H65ZM82 176H83V177H82ZM132 176H133L134 179H135V177H136L135 181H134V179L132 178ZM199 176H201V175H199ZM20 177H21V179H24V180L20 181ZM53 177H54V178H53ZM56 177H57V178H56ZM58 177H59V178H58ZM92 177H93V176H92ZM137 177H138V178H137ZM201 177H202V176H201ZM240 177H242V178H241V180H242V179L244 178V175H243V176L241 175V176H239L238 178H240ZM13 178H14V180H16V182H15V181H11V180H13ZM27 178H28V179H27ZM60 178H61V180L59 181ZM64 178H65L66 180H65ZM67 178H68V179H67ZM129 178H132V179H129ZM147 178H148V177H147ZM199 178H200V177H199ZM199 178H197V179H199ZM234 178H235V177H233V179L231 178V180H232V181L234 180V181H233L234 184H235V183H238L237 185H236V184L234 185V184L232 183V181H230V177H229V182H231L230 184L226 181L227 179L225 180L227 184H226L225 182H223V181H222V184L225 183L224 186H225V185H226V186L228 185V186L232 187L233 189H235L234 186H235V187H238V188H236V190L234 191V192H236V193H233V194H235V195L233 196L234 198H235L236 194H238L237 192L243 190V191H241L242 193H244L243 195H242L241 192H239V194L241 193V194H240L241 196H239V194L237 195V198L240 197L239 200H236V201H235L234 199H233V201L229 200V199H231V197H232V195H233V194H231L232 191H233V189L230 188V187H228V186L225 187V188H227V189H224V187H223L222 184H221V186H220L221 188H220V187L218 186V185H220V184H218V182L221 183V181H217V187H218V188H216V185H214V184H213V188H212V186L210 187V183H209V184H205L206 181L204 182L203 179H201L202 181H201V180H198V181L196 180L197 182L201 181L200 183H198V186H199L198 188H199V190H196L197 192H196V191L192 192L193 194L190 192V194H191V195H194V196H196V195L199 194V195H201V196H203V197H209V195H207V194H210V195L212 196V198L214 199V200H213V199H210V200H212V201H214V202L216 203V206H217L216 208H219V209H217V210L220 211V212H223V214H222V213H219V215L222 214V215L224 216L225 219H226L227 213H228V215H229V213H232V215H234V213H235L234 216H232L231 214H230V215L232 216V218H235V217L237 216V217L235 218L236 220H241V221H242V219H241L242 216H243V218H244V216H247V218H248V216L251 217L252 214H253L252 217H251V218L249 217V218H250V219H253L254 216H255L254 219L257 220V218H259V216L261 215L260 213H263V214H264V207H263V206H264V205H263V204H264V201H263V200H264V195H263V199H262V197L260 196L261 194H259L260 192L262 193V191H263V190L259 191V189H260V188H261V189H264V188H263L264 186L259 185V184L256 185V183H253V184H255V185L252 186L253 184H251V183L249 182V184L246 185L247 188H248L249 186L251 187V188L249 187V188L247 189L249 193L251 192V191H249L250 189H252L253 187L258 186V187H256V188H258V190H257L256 188H254V189L257 190V192H256V190L254 191V189H253V192H254V193H252V194H251V193L248 194V195H252L253 197H251V196L249 197V196L247 195V193L244 192L245 189H246V187H245V189H241V190H240L241 185L243 186L242 188H244V185H245L244 183L247 182V180H245V178H248V177L245 176V178L243 179L244 182L242 181V183H243L244 185H243L242 183L240 184L241 180H240V182H239L238 178H237V179H236V178L234 179ZM7 179H8V180H7ZM25 179H26V180H25ZM32 179H33V180H32ZM80 179H81V180H80ZM28 180H29L30 182H29ZM34 180H35V181H34ZM37 180H38V181H37ZM43 180H44V181H43ZM62 180L64 181V183H65V181H66V183L69 184L68 186L70 187V189H69L68 186H66V183L64 184V183L62 182ZM69 180H70L71 182H68ZM152 180H153V179H150L151 182H153ZM235 180H237V181L235 182ZM3 181H5V182L3 183ZM25 181H28V184H27V182H25ZM50 181H53V182H52V183H53V186H51L52 183H51V185H48V184H50ZM55 181H56V182L59 181V182H57V183H58L60 186H59V185H56L57 183H56ZM86 181H87V180H86ZM121 181H119V182H121ZM124 181H125V180H124ZM124 181H123V183H126V181H125V182H124ZM10 182H11V183H10ZM14 182L17 183V184H15ZM20 182H21L22 184H20ZM35 182H38L39 184H38V183H35ZM60 182H61V183H60ZM74 182H75V183H74ZM81 182H82V181H81ZM119 182H118V183H119ZM183 182H184V183H183ZM29 183H30L31 186H33V188H30V187L28 188ZM32 183H33V184H32ZM40 183H42V184H40ZM70 183H71V184H70ZM87 183H88V182H87ZM87 183H86V184H87ZM129 183H130L129 185H133V187H135L134 185H136V184H133V183L130 182V181H129ZM131 183H132V184H131ZM202 183H203L205 186H203ZM247 183H248V182H247ZM7 184H6V185H7ZM19 184H20V185H19ZM37 184H38V185H37ZM46 184L48 185V187H47ZM61 184L64 186V189L62 188L63 186L61 187ZM120 184L123 185V187H125V189H124L123 187L121 188V187L119 186ZM120 184L118 185L119 188L117 187V185H116V188H117V189H120V188H121V192H120V193H123V192H124V194H125V191H126V193H127V190H128L127 188L129 187V185H128V181H127V185H128V187L125 186L126 184H122V182H121ZM153 184H154V183H153ZM201 184H202V186H201ZM215 184H216V182H215ZM239 184H240V186H239ZM0 185H1V184H0ZM13 185H16V186L18 185V187L15 188V186H13ZM21 185H22V186H21ZM24 185H25V186H24ZM36 185H37V186H36ZM41 185H42V186H41ZM71 185H73L74 188H73V186H71ZM75 185H76V186H75ZM87 185H88V184H87ZM207 185H209L208 189L206 188ZM233 185H234V186H233ZM248 185H249V186H248ZM1 186H2V185H1ZM12 186H13L14 188H13ZM38 186H40V188H38ZM49 186L51 187L52 190L49 189ZM56 186L59 187V188L62 190V191H61L62 193H60V190H59L58 188H57L58 190L56 189ZM136 186H137V185H136ZM152 186H153V185H152ZM155 186H156V188H157V185H154V188H155ZM200 186H201L202 188H201ZM259 186H262V187L259 188ZM4 187L6 188V186H4ZM42 187H43V190L46 191V192L44 193V195H42V194H41L42 192H40V189H41ZM65 187H66L67 189H66ZM137 187H138V186H137ZM186 187H187V186H184V188L186 189L185 192L188 191ZM239 187H240V188H239ZM12 188H13V189H12ZM25 188H26V190H25ZM45 188H46V189H45ZM54 188L57 190V191H56L57 194L55 193V191H53ZM71 188H73V189H71ZM140 188H141V185H140ZM160 188H161V187H160ZM160 188H159V189L157 188V189L161 191L162 189H160ZM203 188H204V189H203ZM209 188H212V189H209ZM219 188H220L221 191H222V188H223L222 193H221V191L219 190ZM229 188L232 190V191L229 190V192H231V193H230V194H231V197H230V198H229V195H230V194L228 195V197H226V196H227L226 193H229V192H227V191H226V193L224 192V190H228ZM7 189H6L5 191H7ZM16 189H17V191H16ZM18 189L21 190L20 192H23L22 190H24L25 193L28 191V192L26 193L27 195L25 194V196L27 197V200H26V197H25V196L20 195V196H22L23 198L19 196V192H18L19 190H18ZM34 189H35L37 192H34ZM37 189H38V190H37ZM112 189H114V191H115V187H114V186L112 187ZM122 189L124 190L123 192H122ZM126 189H127V190H126ZM130 189H131V191H132V190L134 191V190L136 189V187H135V189H132V188L130 187ZM137 189H138V188H137ZM188 189H189V188H188ZM201 189H202V192H204L207 196H205L204 193H200V192H201ZM205 189H207V190H209V191L211 190V192H207ZM213 189L215 190L214 193H213V191H214ZM216 189L219 190V192H218L217 194H216V192H217L218 190H216ZM237 189H239V190H237ZM0 190H3V189H0ZM63 190H65V191H63ZM69 190H71V191H69ZM73 190H74V191H73ZM141 190H143V189H140V191H141ZM189 190H190V189H189ZM203 190H204V191H203ZM15 191H16V193H15ZM38 191H39V193H38ZM111 191H112V190H111ZM111 191H110V193L113 194V192H111ZM131 191H130L129 193H127L128 196L130 195ZM133 191H132V192H133ZM140 191H139V192H140ZM0 192H1V191H0ZM8 192H6V193H8ZM30 192H31V193H30ZM33 192H34L36 195H39V196L42 195L44 199H46V198H51V199H50L51 201L48 199L47 204H48V203H49V204H48V205H44V206L42 207L40 204L42 203V205H43V200H44V199L41 198V199L38 201L37 197L35 196V198H36V200H37V201H35V202H39L40 204H39V203H38V204H35V205H37L36 207H33V206H34V203H32V206L29 205V204H27L28 206H31V207H32V210H33V211H30L31 209H29V207H26L27 205L25 206V205H22V204H20V203H22V202L24 201L23 204H25L26 201H28V199H32V198L34 197ZM63 192H64V193H63ZM69 192H70V193L72 192L73 194H72V193L70 194ZM116 192H117V190H116ZM135 192H136V191H135ZM141 192H142V191H141ZM206 192H207V193H206ZM223 192L225 193L224 195H226V196H225L226 199L229 198L228 201H231V202H229V204H227L228 202H227V200L225 199V197H224V195H223ZM255 192H256V195L259 194V195H257V198H256V195H255ZM258 192H259V193H258ZM1 193H3L2 196H5V195H6L4 191L1 192ZM28 193H29V194H28ZM46 193H47V194H46ZM48 193H49V194L52 193V196H51V195H50V196H47V195H49ZM54 193H55V194H54ZM77 193H80V192H77ZM110 193L108 192V194H110ZM114 193H115V192H114ZM118 193H119V192H118ZM211 193H213V195H212ZM31 194H32V195H31ZM45 194H46V195H45ZM58 194H59V195H58ZM65 194H67V195H65ZM116 194H117V193H116ZM116 194H114V196H112V195H109V196L112 197V200H113V199H115V198H113V197H115ZM140 194L142 195V193H140ZM140 194H139V195H140ZM188 194H189V193H188ZM218 194H219V195L222 194L223 198L226 200V201H221V200H219V201H221V202H223V203L226 202L225 204L227 205V207H228V206L230 207V206L232 205V203H234V205H233L234 207H233V208H235V206H237V208H238L239 210H238L237 208H236V209H237L239 212H238L236 209L234 210V209H232V208H231V209L228 208L230 211L232 210V212H229L227 209H226V210H227V213H226V210H225V211H222V209L224 210L225 208H223V205H224L223 203L220 204V202H218V196H217ZM245 194H246V195H245ZM263 194H264V192H263ZM8 195H9V193H8ZM8 195H6V197H7ZM28 195L31 196V197L33 196V197H32V198H29ZM56 195H57V197H54V196H56ZM60 195L63 196L62 198L60 197V199H62V200H60V199L58 198V196H60ZM120 195L123 197L122 194H120ZM191 195H189V196H191ZM215 195H216L217 197H215ZM2 196L0 195V198H2ZM16 196H17V197H16ZM39 196H38V197H39ZM42 196H40V197H42ZM46 196H47V197H46ZM64 196H66V197H64ZM109 196H107L108 199H106V201H107V200L109 201V199H110ZM121 196H120V198H122ZM128 196L125 194L124 197H128ZM130 196H133V197H130ZM130 196H129L130 198H134V194H131ZM135 196H136V194H135ZM213 196H214V197H213ZM242 196H243V197H242ZM245 196H246L247 199L244 200V197H245ZM247 196H248V197H247ZM258 196L261 197L263 203H262V201L260 200V197H258ZM6 197H5V198L3 197V198H4V199H3L4 201H5ZM24 197H25V198H24ZM118 197H119V195H118ZM241 197L243 198V200H244L245 202L241 200ZM254 197H255V200H253ZM52 198H54V199H57V198H58V200H55V201H54V199H52ZM64 198H67V199H69V200H67V199L65 200ZM72 198H73V199H72ZM120 198L118 199L119 201L121 200ZM130 198H129V199H128V198H125V199L130 200ZM136 198L138 199V196H137ZM139 198H140V197H139ZM220 198H221V197H220ZM223 198H222V199H223ZM258 198H259V199H258ZM18 199H19V201H18ZM20 199H21V200H20ZM22 199H23V201H22ZM24 199H25V200H24ZM125 199H124V200H125ZM207 199H209V198H207ZM216 199H217V200H216ZM224 199H223V200H224ZM3 200L0 199V201H3ZM16 200H17V201H16ZM59 200L62 201L63 203L58 202ZM63 200H65V202H64ZM71 200L74 201V202H72ZM112 200H111V201H112ZM116 200H117V199H115V201H116ZM138 200H139V199H138ZM138 200H137V201H138ZM240 200L242 201V204H241V205H239V204L241 203ZM256 200H257L258 203H256ZM259 200L261 201V203L259 202ZM21 201H22V202H21ZM46 201H47V199H46ZM56 201H57L58 203H60V204H63V205L66 203V204H65V205H66L65 208H62V207L56 206V204L58 205V203H57ZM111 201H109V202H111ZM115 201L113 200L112 202H115ZM119 201H116V202H119ZM131 201H132V200H131ZM137 201L135 200V202H136L135 204L138 205V203L140 204L141 199H140V202H137ZM254 201H255V203H254ZM44 202H45V201H44ZM53 202H54V204H52ZM70 202L73 203L74 206H73ZM126 202H127V200H126ZM239 202H240V203H239ZM246 202H247V203L250 202L249 205H251L252 203H253L252 205H255V204H256V205H255L254 207L252 206V208H251V207L249 208V205L247 204L248 207H245V209H244L243 204H245ZM3 203H4V202L1 203L2 205L0 204V207L3 206ZM16 203H18V204H16ZM28 203H31V202L29 201ZM45 203H46V202H45ZM120 203H123V200H122V202H120ZM120 203H117V205L120 204ZM128 203H129V205L131 204L130 201H128ZM133 203H134V202H133ZM217 203H218L219 205H218ZM51 204H52V205H51ZM67 204H68V206H67ZM105 204L109 205L108 202H105ZM105 204H104V206H105ZM114 204L116 205V203H114ZM123 204H126V203H123ZM123 204L118 205V207L120 206L121 209H122V208H123L122 206H126V205H123ZM236 204H237V205H236ZM258 204H259V205H258ZM21 205H22V207H21ZM38 205H39V206H38ZM50 205H51L52 207H51ZM107 205H106V207H107ZM129 205H128L127 207H129L128 209H129V211H130V206H132V205H130V206H129ZM133 205H134V204H133ZM221 205H222V206H221ZM226 205H224V207H226ZM247 205H246V206H247ZM257 205H258V206H260V205L262 206V205H263V206L260 208V207H256ZM40 206H41L43 209H42ZM45 206H46V207H45ZM49 206H50V207H49ZM54 206H56V207H54ZM69 206H70V207H69ZM76 206H77V205H76ZM102 206H103V205H102ZM104 206L102 207L103 209H104ZM111 206H112V205H111ZM111 206H110V207H111ZM138 206H140V205H138ZM138 206H137V209H138ZM239 206H241V207L239 208ZM15 207H16V208L20 207V209L18 208L19 211H17ZM31 207H30V208H31ZM44 207H45V208H44ZM47 207H48V209H47ZM71 207H72V209H70ZM120 207H119V209H120ZM2 208H3V207H2ZM14 208H15V209H14ZM24 208H25V209H24ZM34 208H35V209H34ZM38 208H39V209H38ZM40 208H41V209H40ZM50 208H51V209H50ZM53 208H54V209H53ZM73 208H74V209H73ZM77 208H78V207H77ZM108 208H109V207H108ZM113 208H114V207H113ZM134 208H135V209H134ZM242 208H243V209H242ZM246 208H248V209H246ZM0 209H1V208H0ZM21 209L26 210V211H27V209H28V211L26 212V211H23V210H22L23 214H21V213H22V212L20 213V210H21ZM44 209H45V211H44ZM46 209L48 210V212L46 211ZM49 209H50L51 211H50ZM103 209H102V210H103ZM110 209H111V208H110ZM110 209H108V210H110ZM115 209H117V207H116ZM115 209H113V210H115ZM119 209H117L116 211H118ZM125 209L127 210V208L124 207L121 211H118V213L120 212V214H117L116 216L113 215V216H115V217H112L113 219L111 218V219L113 220V222H111V221H112L111 219L108 221V219H109V218H108V219L106 220V221H108V222H106V223H110V222H111L112 224H116V225H118V224L116 223V221H115V220H117L116 217H117L118 215L121 216V214H122L121 217H119V216H118V217H119L120 219H123V215H126V213L123 214V212H124ZM133 209H134V210H133ZM250 209H251V210H252V209H258V210H257V212H256V210H252V211H251ZM259 209H260V210H259ZM34 210H35L36 212H34ZM37 210H40V211H37ZM42 210H43V211H42ZM55 210H56V212H55ZM58 210H59V211H58ZM78 210H79V208H78ZM78 210H76V212H77ZM104 210H105V209H104ZM126 210H125V212L128 211V210H127V211H126ZM132 210H133V212H130V213H131V214H130V218H132L133 221H132V219H131V221H128V222H127V223L130 222L129 225H127V224L124 225L126 230H130V231H127L128 235H129V233H130V234H131V233L133 234L134 231H135V230H134V231H131V230L134 229V228H133L132 226H130V225H132V223H133L134 225H135V224H138V222L141 221V220H140V217H139L140 215H137V214H139V212L135 211V210H136V207H132L131 211H132ZM139 210H140V207H139ZM139 210H138V211H139ZM246 210H250V211L247 212ZM49 211H50V212H49ZM134 211L137 212V213H134ZM234 211H235V212H234ZM253 211H254L255 213H254ZM10 212H11V213H10ZM17 212H19V214H18ZM33 212H34V213H33ZM37 212H38V213H37ZM74 212H75V211H74ZM111 212H112V211H111ZM111 212H110V213H111ZM224 212H225V215H224ZM233 212H234V213H233ZM236 212H237V213H236ZM242 212H243V213H242ZM246 212H247V215H245ZM249 212H253V213L250 214ZM5 213L9 214L7 218H5V217L7 216V214L5 215ZM25 213H26V214H25ZM39 213H41L40 215H42V213H43V215H44V213H46V214L48 213V214H47V217L45 218V220L48 219L50 213H51V214H50L51 216H53L52 214H54V213H55V214H54L55 216L58 215V219H59V220L56 219L57 217H54V216H53V219L55 218L56 221H57V224H56L57 226L54 224V225H53L54 227H50V228H52V229L54 230V232H56V233H55V237H54L53 235H51V236H53L55 239H54L53 237H51L50 235H49V236H50L51 238H53V239H51V238H50L49 236H47V235L44 236V238H43V239H45L46 237H48L47 239L50 238V239H51V242H52V240H53L52 244H49V243H51V242H50L49 240L47 241V239H46V240L41 239V238H42V237H41L42 235H41V236L38 235V239H36L37 236H34L33 239H32V236L30 237V236L27 235V233H26V232H28V231H33L32 228H30V227L37 226L36 224H34V222L32 223V222L30 221V220H31L30 218H31V216H33V214H34V216L36 217ZM56 213H57V215H56ZM58 213H59V214H58ZM128 213H129V212H128ZM239 213H241V214H239ZM257 213H258V215H257ZM24 214H25V217H27V218H28L29 214H30L31 216H29L28 219H25V217L23 216ZM35 214H36V215H35ZM60 214H61V215H60ZM75 214H76V213H75ZM114 214H115V211H114ZM134 214L137 215V217H135ZM238 214H239V215H238ZM243 214H244V215H243ZM249 214H250V215H249ZM255 214H256V215H255ZM27 215H28V216H27ZM111 215H112V214H111ZM222 215H221V218L223 217ZM241 215H242V216H241ZM22 216H23V217H22ZM34 216H33V218H34ZM38 216H39V215H38ZM131 216H132V217H131ZM133 216L135 217V219L133 218ZM240 216H241V217H240ZM257 216H258V217H257ZM262 216H263V215H261V217H262ZM9 217H10V218H9ZM12 217H13V218H12ZM39 217H40V216H39ZM72 217L74 218L75 215L72 216ZM124 217H125V216H124ZM127 217H129V216H127ZM229 217H230V216H229ZM229 217H228V219H229ZM239 217H240V218H239ZM263 217H264V216H263ZM2 218H3V220H4V218H5V220H4L5 222H6V221H10V222H11V220H12V222H11V223H10V222H6V223H7V224H6L5 222H3ZM17 218H20V219H17ZM221 218H220V219H221ZM224 218H222V219H224ZM232 218L230 217V220H229V221H226V222L224 221V222L227 223V224H229V223L233 222L232 220H235V219H232ZM24 219H25V220H24ZM29 219H30V220H29ZM42 219H43V218H41V221H42ZM70 219H71V218H70ZM222 219H221V221H223ZM228 219H226V220H228ZM231 219H232V220H231ZM244 219H245V218H244ZM244 219H243V221H245ZM16 220H18V221L21 220V222H20V221L18 222V221H16ZM22 220H23V222H24V225H22V223H23ZM45 220L43 219V222H44ZM66 220H67V218H66L64 221H66ZM118 220H119V219H118ZM118 220H117V221H118ZM1 221L3 222V224H2ZM13 221H15V222H17V223H20V226H19V224L15 223V222H13ZM27 221H28V222H31V224H33L34 226L32 225V226H29V228H28L27 225H30V224H29ZM58 221H59V223H58ZM61 221H62V220H61ZM64 221H62V223H63L64 226L69 225V221H68V224H67V221H66V224H64ZM135 221H138V222L136 223ZM25 222L27 223L26 226H25V224H26ZM43 222H40V223L43 224ZM45 222H46V221H45ZM45 222H44V223H45ZM48 222H49V220H47V223H48ZM50 222L52 223L53 220L50 221ZM228 222H229V223H228ZM237 222H238V221H235V223H236V224L234 223L235 226L237 225ZM13 223L15 224V226H16V224H17V226H16L17 228L14 226ZM53 223H54V222H53ZM53 223H52V224H53ZM55 223H56V222H55ZM62 223H60V224H62ZM239 223H240V221H239ZM241 223H242V222H241ZM241 223H240V224H241ZM244 223H245V222H244ZM244 223H242L240 226H242V228L245 229V227L248 226V223L246 224L247 226H246ZM5 224H6V225H5ZM45 224H46V223H45ZM45 224H43V226H44ZM71 224H73V223H71ZM71 224H70V225H71ZM4 225L7 226V227H4ZM9 225H11L12 228H11V226H9ZM50 225H51V224L49 223V226H50ZM63 225H60L61 228H62V232L60 233L61 235L63 234V229L65 228ZM73 225H74V226H77V225H75V224H73ZM104 225H105V224H104ZM243 225H244V226H243ZM18 226H19V227H18ZM23 226L26 227V228H23ZM62 226H63V227H62ZM101 226H102V225H101ZM101 226H99V227H100V230H103V228H102ZM109 226H111V225H109ZM109 226H108V224H107L106 227H104V226H103V227H104L105 229H107V227H109ZM119 226H120L121 229L123 228L122 230H124V227L122 226L121 221H120V225H119ZM138 226H139V225H137L136 227L139 228ZM225 226H226V224H225ZM227 226H228V225H227ZM227 226H226V227H227ZM229 226H230V228L232 227L233 230H236V227L233 226V224H232V225L229 224ZM14 227H15V229H14ZM131 227H132V228H131ZM238 227H239V226H238ZM238 227H237V228H238ZM21 228H22V229H21ZM27 228H28L29 230H28ZM38 228H39V227H38ZM56 228H57V229H56ZM230 228H229V229H230ZM234 228H235V229H234ZM240 228H241V227H240ZM240 228L237 229V231H238L239 233L241 232V230L239 231ZM242 228H241V229H242ZM249 228H250V227H249ZM249 228H248V229H249ZM254 228H255V227H251L250 230H248V229L246 228L248 231H247L246 229H245V231L248 232V233H249V231H250L249 234H252V232H253V238L256 240V238L261 234V233H260L261 230L258 229V230H259V231H258L256 228H255L256 230H254ZM11 229H13V230H11ZM23 229H24V230H23ZM25 229H26V230H25ZM39 229L42 230V228H39ZM55 229L58 230V231H56ZM110 229H111V231L108 230L109 233L114 231V229H112V227H110ZM135 229H136V228H135ZM244 229H243V230H244ZM9 230H10V231H9ZM27 230H28V231H27ZM35 230L37 231L36 227H35ZM112 230H113V231H112ZM139 230H141V228H139ZM139 230H136V231H139ZM2 231H3V232H2ZM5 231H6V232H5ZM25 231H26V232H25ZM50 231H51V230H50ZM73 231H75V232L77 231V232H76V233H75V232L73 233ZM104 231H105V230H104ZM104 231H103V232H104ZM108 231L106 230L105 232H108ZM237 231H234V232H237ZM257 231H258L260 234H259ZM4 232H5V233H4ZM16 232H17V233H16ZM18 232H19V233H18ZM20 232H21L23 235H22ZM51 232H52V231H51ZM101 232H102V231H101ZM103 232H102V235H103V234L105 235V232H104V233H103ZM114 232H115V231H114ZM114 232H113V235L115 234ZM238 232H237V233H238ZM243 232H244V231H243ZM256 232H257V234H259V235H258V236L256 235V236L254 237V235L256 234ZM28 233L30 234V232H28ZM88 233H89V232H88ZM137 233H138V232H136V234H137ZM254 233H255V234H254ZM1 234H0V236H1L0 239H1V238H4L3 235H1ZM6 234H7V235H6ZM13 234H14V235H13ZM15 234H16V235H17V234H20V235H17V236H16ZM60 234H59V235H60ZM9 235H11V236L13 235V238L11 237L12 240H11V238H9V237H10ZM30 235H31V234H30ZM61 235H60V237H61ZM76 235H77V234H76ZM106 235H108L107 239L110 240L111 238H109V237H112V234L110 233L111 236H109V234L106 233ZM19 236H20V238H19ZM260 236H261V235H260ZM22 237H23V238L25 237V239H26V237H29L30 239L27 238L26 240H24ZM39 237H40V239H39ZM73 237H74V238H73ZM100 237H102V236H100ZM114 237H116V235H115ZM114 237H112V239H113ZM117 237H118V236H117ZM117 237H116V238H117ZM126 237L128 238V236H126ZM7 238H8V239H7ZM18 238H19V239L22 238L24 241H27V242H28V240H29V241L35 240V241H34V242L32 241L33 243L30 242V243H32V244L25 242L26 244L24 243V244H25V245H24L23 243L20 242V240L17 241ZM34 238H35V239H34ZM62 238H63V237H62ZM64 238H65V236H64ZM87 238H88V239H87ZM102 238L104 239L105 237H102ZM259 238H261V237H259ZM262 238H264V234L262 235ZM13 239H14V240L16 239L15 242H14ZM31 239H32V240H31ZM60 239H61V238H60ZM103 239H102V240H103ZM112 239H111V240H112ZM10 240L14 242V245H15V246L17 245V244H16V241H17V243H20L21 245H19V244H18V245H19V248H21V249L18 248V245H17V249H15V246L13 245V242H11ZM23 240H21V241H23ZM37 240L39 241V243L37 242L38 246H37V244H36V241H37ZM54 240H55V241H54ZM70 240H71V241H70ZM86 240H87V241H86ZM104 240H105V239H104ZM108 240H106V241H108ZM0 241H1V240H0ZM42 241H43L44 243H43ZM75 241H77V242H75ZM106 241H104L103 243H104V244H106V243L108 244L109 242H106ZM118 241H119V240H118ZM40 242H41V243H40ZM45 242H46L47 244H49V245L46 244V245H47V246H46V245H45ZM48 242H49V243H48ZM71 243H72V244H71ZM100 243H102L101 240H100ZM3 244H4V245H3ZM10 244H12V245H10ZM22 244H23V245H22ZM28 244H30V245L28 246ZM33 244H34V247H32ZM55 244H57V245H55ZM70 244H71L72 246H71ZM75 244H77V245H75ZM94 244H95V245H92L93 247L95 246L94 248L100 246V245H97L95 242H94ZM5 245H6V246H5ZM26 245H27V247H29V248L25 247ZM35 245H36V246H35ZM58 245H59V246H58ZM68 245H70V246H68ZM90 245H91V244H90ZM3 246L7 248V250H6V248H5V251H6V252L3 250V249H4ZM7 246L10 247V248H8ZM20 246H21V247H20ZM30 246H31V247H30ZM48 246H51V247H48ZM63 246H64L63 250L65 249V247H66V251H67V249H68L67 252L62 250V247H63ZM75 246H76V247H75ZM77 246H78V247H77ZM85 246H87V247H85ZM12 247H14V248H12ZM67 247H70V248L72 247L73 249L71 248V250H70V248H67ZM74 247L77 249V250H76L77 252H78V250H80V251H79L78 253L75 251L76 253H74V252H73V251H74ZM2 248H3V249H2ZM23 248H27V249L22 251ZM34 248H35V249H34ZM46 248H47V249H46ZM83 248H86V249H87V252H86V249H83ZM1 249H2V250H1ZM13 249H14V250H13ZM45 249H46V250H45ZM53 249H54V250H53ZM60 249H61V250H60ZM9 250L13 251L14 253H16V252L18 251L19 253L17 252L15 255L17 256V254H18V256H19L20 260H22V262H19L20 260H19L18 256H17V257L14 256V253H13V255H12V252H11V251H10V252H11V255L14 256V257H12V256H8V255L10 254V252L8 253ZM39 250H40V249H39ZM56 250H57V251L59 250L60 253H59V252L57 253ZM69 250H70L71 252H70ZM72 250H73V251H72ZM35 251H36V250H35ZM42 251H40V252H42ZM62 251H63V252H66V254L63 253ZM89 251H90V252H89ZM121 251H122V250H121ZM3 252H5V253H3ZM38 252H39V251L37 250L36 253H38ZM40 252H39V254H37L38 256H40ZM44 252H43V253H44ZM68 252H69L70 254H69ZM72 252H73V257H74V258L72 257ZM88 252H89L90 254H86V253H88ZM1 253H2V255H1ZM20 253H22V255L24 256L23 258H22V256L20 257V255H21ZM26 253H27V252H26ZM31 253H32V252H31ZM36 253H35V254H36ZM53 253H55V254H53ZM62 253H63V255H62ZM67 253H68V254H67ZM79 253H80V254H79ZM81 253H83V256L81 255ZM4 254H5V255H4ZM19 254H20V255H19ZM35 254H33V255H35ZM41 254H42V253H41ZM95 254H94V255H95ZM28 255H30V254H29V251H28V254H27L26 256H28ZM42 255H44V254H42ZM42 255H41L40 258L44 257L43 259H44V260H47V259L45 258L46 256H42ZM61 255H62V256H61ZM66 255H67V256H66ZM79 255H81V256H79ZM107 255H108V254H107ZM3 256H4V257H3ZM5 256H6V257H5ZM31 256H32V255H31ZM35 256H36V255H35ZM55 256H54V257H55ZM75 256H76V257H75ZM86 256H87V257H86ZM89 256L92 257V259H90ZM98 256H100V255L98 254L97 257H96V259H100V258H101V257H98ZM110 256H111V255H110ZM8 257H9V258H8ZM70 257H71V258H70ZM81 257H82V258L85 257V258H84L85 260L82 259ZM106 257H107V256H106ZM6 258H7V259H6ZM11 258H12V259H11ZM16 258H18V259H16ZM35 258H36V257H35ZM51 258H52V261H53V257H51ZM57 258H58V256H57ZM59 258H58V259H59ZM64 258H66V260H65ZM67 258H69V259H72V258H73V259H72V261H71V260L69 261V259L67 260ZM86 258H87V259H86ZM108 258H109V257H108ZM108 258H106V259H108ZM1 259H2V260H1ZM5 259H6L7 262H6V261H3V260H5ZM10 259H11V261L13 260V262H11ZM36 259H39V257L36 258ZM79 259H78V261H79ZM96 259H95V260H96ZM14 260H15V261H14ZM17 260H19V261H17ZM41 260H42V259H41ZM41 260H40V262H41ZM49 260H50V258H49ZM90 260H92V262H91ZM42 261H43V260H42ZM52 261H51V263H52ZM54 261H55V260H54ZM56 261H59V260L56 259ZM56 261H55V262H56ZM78 261H76V262H78ZM106 261H109V259L106 260ZM106 261H105V262H106ZM18 262H19V263H18ZM27 262H28V263H27ZM44 262L48 263L49 261H43V262H41L40 264H42V263L44 264ZM76 262H74V263H76ZM46 263H45V264H46ZM56 263H57V262H56ZM56 263H55V264H56ZM61 263H62V262H61ZM67 263H66V264H67ZM70 263H69V264H70ZM81 263H82V262H80V263L78 262V264H81ZM107 263H108V262H106V264H107ZM59 264H60V263H59ZM62 264H64V263H62ZM118 264H120V263H118Z\"/></svg>",
  "mask_w": 264,
  "mask_h": 264
}]
</instances>
